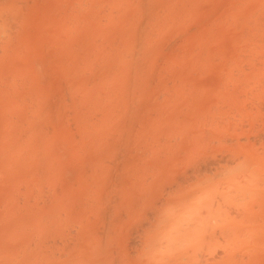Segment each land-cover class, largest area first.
<instances>
[{
  "label": "rangeland",
  "instance_id": "obj_1",
  "mask_svg": "<svg viewBox=\"0 0 264 264\" xmlns=\"http://www.w3.org/2000/svg\"><path fill=\"white\" fill-rule=\"evenodd\" d=\"M41 1H42V0H38V1H36V2L41 4V3H43L44 1H46L47 3L44 2V4H46L45 6L48 7V8H45V6H43V5H41V6H42V8H41L38 4H35V2H33V4H31V5H32V7H35V8L37 9V12H36V11H35V12L32 11V14L35 13V14H33V15H36V14H37V15H38V14L42 15V13H40V12L38 13V9H39V10L42 9L41 11L45 12V13H43V14L46 15V16H45L46 18H44V19L49 20L50 18L47 17V14H49V13H48V12L46 13V11H49V10H50V11H51V12H50L51 14H49V16H52L51 18H53V19H50L48 22L46 21V22H47V25H46V26H45L46 22H42V23L39 22V24H42V25H38V19H39V17H41V16H40V15H39V16H37V15H36V16H32V14L30 15V13H31V9H30V12H27V14H26L27 16H25V18L27 19V17H29L30 20H28V21H31L30 23H34L35 20H36V25H35V24H33V25L38 26V27H42V28H41V29H40V28H37V29H36V28H34V27H29V26H33V25H29V26L24 25V29H26V31H27L28 28H30V30L34 32V35H35V36H38V37H36V40H35V41H37V42H36V44H37L36 46H38L37 48H43V47H44L45 49H47V48H48V49H52V48H49V47H50V45H52V44L54 43V42H53L54 39L57 38L56 35H63V31H65V35H63V36H59L60 39L57 38L58 41L55 40V42H59L61 39H63V40H64V39H67V40H64V41H69V40H70L69 42H71L72 40H75V39H76V41H74L73 43H68V44H70V45H68L69 47H62V49L60 48V47L62 46L61 44L63 43L62 41H60L58 44L54 43L51 47H53V46L56 44V45H55V48L57 47V48H59V49H61V50H63V49H64V50H63L61 53H59L60 50H58L57 53H59V55H58V54H55L56 52H55L53 55L51 54V53H52L51 51L54 52V51H56V49H55V50H54V49H53V50H48V51L46 50L48 53H50V54L52 55V57H50V58H53V57H54V61H52V59L48 58V56H50V54L44 53V55H42L43 52H40V51H43L44 48H43V49H37V48H35V49H37V51H38L39 53H41V54H37V53L35 52V49H34L35 46H32V47H33V48H32L33 50H32L31 52H29V50H30L29 45L32 44V43H30L28 40L33 39V40H31V41H32V42H35V41H34L35 38H31V37H30V36L33 37L34 35H27V34H28V33H27V34H25V35L28 36V37L23 36V37H24V38H23L24 40L27 38V39L25 40V42H24V40H23L24 44H22L23 42H22V43H18V44H22V45H28L29 49H26L25 47H27V46H24V47H22V46H20V45L17 46V43H16V44L14 43L15 40H13V39H11V38H9L8 40H7V39H5V40L3 39L4 32H6V31H7V32H10V33H9V34L7 33L5 37L8 38L9 35H10L9 37H14V36H11V35L13 34V32H14V29L12 28V26H11V27H10V26H5V28H1V27H0V30L3 31V32L1 33V35H0V40H2V41H0V43L3 42V43L5 44V45H1V44H0V49H1V50H0V51H1V52H0V56H1V57H4L3 59L6 60L7 58H6V56H2L3 54H5V51H3L2 49H5V48H6L7 51L10 50L11 52L6 53V54L8 55L9 53H12V50L17 49V51H18V47L20 46V47H22L23 49H22V48L19 49V52H20V50H21V51L23 50L21 53H23L24 51L27 52V53H24V54H22V55H25V54H28V53H32V52L34 51V55H33L32 57H34V56L36 57L37 55H40V58H39V59H41V57H43V58L41 59L42 62H43V61H46V63L44 62V63H42L41 66H40V64H39L40 60H39V59L36 60L35 58H33V59H29V60L26 61V60H25L26 57H25L24 60H25V62H27V63H25L23 60L21 61V57H24V56H19L20 59H18V56H17V55H18V54H17L18 52H16V50H15V52H16L17 55H14V56H16V58H15L14 56H11V54H10V55H9L10 60H9V58H8V61H7V60H6V61L4 60L5 63L3 62V60H0V61H1V62H0V72L3 73V74L5 75V77L7 78L6 81L2 82L3 84L0 82V85H5V84H6L7 87H8L7 90H6L7 92H4V90H3V89L1 88V86H0V89H2V91H0V108H1V109H0V118H2V116H4V118L0 119V122H2V123H0V126H2V128H3V129L0 128V133H2V134L0 135V139H1V140L4 139V140L0 141V149H1V150H0V151H1L0 155H2V157L0 158V162H1V160H3V158H6L3 162H1V164H4L3 166H5V167L3 168L2 165L0 164V169L5 171V170H6L5 168H7V171H6V172L10 171V173H8L7 175L12 174L11 172H13V174H15L16 172H17L18 174H20V176L15 175V176L17 177V180H16V178L13 177V176H14L13 174H12V175H13V176H12V179L10 178L12 181H15V180H16V183H15V182H10V179H9V178H8L9 180H7V181L5 182V179H4V178H6V177H8V176H5V175L3 176V175L0 174V181L3 182V180H4V183H6V184H3V183L0 182V196H1V197H2V196L5 197V198H3V197L0 198V202H2V200L6 199L4 202H2L3 205H2V204H1L2 206L0 205L1 208H3L4 206H6V203H8V202H6L7 199H8V200H11L12 196H15V198L13 197V199H15V200L12 199L11 201H13V204L15 203L16 207H18V208H15V209L17 210V212H18V213L15 214L14 211H16V210H15V209H14V210H11V208L8 206L9 204H12V202L10 201V203L7 205V207H9L8 209L10 210L11 214H10L9 210H8L9 214H8V212L6 213L5 210H4V208H5V207H4L3 210H2V214H4L6 217L1 216V214H0V216H1L0 218L2 219V217H3L4 220H3V219H2V220L7 222V219H6V218H8V220L12 219V218L10 217V215L16 217L20 212H23L22 210H24V209H25V210H24L25 212H23V214H19V215H21V217H22V218H25V219H26L28 216H31V217H29V220H25V221H23L24 219H23V220H19V219H18L19 221H18V220H15V224L11 223V225H14L15 227H17V230H19V231H17V232H20V229H23V230H22V234H20V235H22L23 237H25V236H31L30 238H29V237H25V238H24V241H22V239H23L22 237H17V236H20V235H19L17 232L15 233V231H14V230H16L15 227L12 228V227L10 226V222H13V221H9V222H7V225H6L7 227L4 226V229H5V228H8V227L10 226V227H9V228H11V229H10V232L14 231V232H12V233H14V235L17 234V236H16L15 238H19V241H17L18 239H14L13 235L10 234L9 236H11V237H9V236L6 234V233L9 234L10 232L3 233L2 231H0L1 233H3V234H2L3 236H2V238L0 239V244H1V242H2V239H5V238H9V239H11V238L13 237V238H12L13 241H11V242H10V240H8V239H6V240H8V241L4 240L6 243H11L10 245H9V244L7 245V244L4 243V241H3L2 244H6V245L3 246V245L1 244V246H0L1 249H2L3 247H4V249H6L5 246H6V247L9 246V247L7 248L8 250L6 249V250H3V251H5L7 254L10 253L9 255H12V256H9V255H8L7 258H6V257H4V256L7 255V254H6V253L4 254V252H1V253H2L1 255H4L3 258H6V259H4V263H3V264H5V263L9 264L10 262H13V259L15 260V259H17V258L22 260V258H23L24 255L26 256V258H27L29 261L32 260V259H33V261L36 260L33 264H40V262H41V264H48L49 262H51L50 264H88V263H89V264H91V263H92V264H141L142 261H143L142 264H168V263H169V264H173V263H174V264H185V263H189V260L191 261V263H189V264H204V263L208 264L207 262H210L211 260L213 261V260L216 258V256H215V258H214V255H213V254H215V253L217 252L218 249L214 248V249H216V251H215V253H212V254H211V253L209 254V251H212V247H211V246H210L209 250H207V251H206V249H204V247H205L206 245H207L206 247H208L209 245H212L211 241L209 242L210 244H208V240H212V239L206 238V240H204V242H206L207 244L203 242V245H200V244H197V242L201 243L200 240H202V239H200V238H198V237H191V238H188V239H191V240H188V239H186V240H188V241H192V240L194 239L195 241H192V243H193V242H196V243H194V244H197L199 250H197V249H196L197 246H195V245H193V244H192V245H189V244H188L189 246L186 245V247H189V249H192V246H194L193 249H192V251H191V250H187V251H186L184 248H182L181 245H185V244H184V243H183V244H182V243L180 244V242H184V241H182V240H184L185 237H184L183 233H180V234H179V233H177V232H179V230H181V229H182L183 231H185V230H184L185 227H184V228L180 227V228H181V229H180V228H179V225L182 224V226H183V225L186 226V225H185V224L187 223L186 221H188V219H187V213H186V212L188 211V209H187V206H186V207L183 206V208H185V209L180 208L179 206L176 207V204H178V205H180V204L184 205L183 202L180 203V201H185V199H187V197L185 196V194L183 193V191L185 192V190H187V188H188L189 186H191L193 183H195L196 180H194V179H195L194 176L198 177V175H200V176H203V177H199V178H202V179H203V178H206L205 175H204L205 173L203 174V172H201V173L199 174V173H197V172L193 173V171H192V169H194V168H193V165L197 166V165H199L200 162L202 161V160H201V159H202V155H201V154H203V153H201V151L203 152V151L207 150L208 153H207V152H205V153L207 154L206 156H207V158H208V156L211 157V156H210L211 154L208 155L209 153L214 154V156H216V154H218V153H214V151H212V150H215V149H216L215 151H217L218 147L213 148L214 146L210 147V145H208V146L210 147V150H208L209 147L205 146V143L208 142L207 139H205V140H206L205 143H204V140H202L201 142H202V144H203V143H204V144L202 145V144L200 143V144H201L200 146H198L199 144L197 145V143H198L197 139H195V138L192 139V140H190V139H186L185 141L189 140V141H191L190 143H192V141H193V144L197 141V143L194 144L195 146H194V148H193V149H194V151H193V149H190V148H189V146L191 145V144H189V141L186 142V143H184L183 141L180 143V141H181V139L183 138V136L185 137V136L188 134L187 132H189L190 130H193V131L191 132V134H193V135H192V136H187V137H191V138H193L195 134L200 135L202 132L207 133V135H205V136H208V134H210V133L212 134V132H214V131H216V130H219V129H218L219 127H221L220 129H224L226 132H221V131H220V132L218 133V131H216V133H218V134L221 133L223 136H224L225 133H226V134L229 133V132H227V131H229V130H227V128H228V129H231L232 127H234L235 129H238V128L241 129V128H244V126L246 127L247 125H245V123H246V121H247V120H246L247 118H246V119H244L245 117L242 118V120H245V123H244V124H242L243 122L240 123V121H241L240 119H237V118H240V117H243V116H244L242 113L239 114V112H241V111H239V112H238V110L234 111V112H236V113L238 112V114L241 115V116H238L237 118H234V117L237 116L236 113H235V116H234V115H233V112L231 111L232 113H231V112H230V113H231L233 116L231 115V117H228V116H230V115H229V113L226 114V112H227V111H230V109H234V110H235V109H237V106H238V107H240V108H243V107H244V110H246V111H244V112L247 113L248 110H247V108H246L245 105L248 104V107H249V104H250L251 101H250L249 103H248L247 101L252 100V99H247V98H248L247 96H249V98H251V96L248 95V94H249V89L246 88V89L248 90V92H246L247 90H246L244 93H243V91H240V92L242 93V94H241L242 97H243V95H245V97H247V98H246L247 100L243 97V98H244V99H243V100H244L243 102H244V103L247 102L246 104H244V103L241 104V103H240V105H238L237 103H235V101H233V103H235V104H232V106H235L236 108H234V107L231 108V105H229L228 103H226V105H228V106L225 108V106L223 107V105H224V104H223V100H225V102H226V101H228L229 99H227V100H226V99L220 100L221 98H220L219 96H216V97H219V98H218L217 101H215L217 98L214 97V96L217 95V94H219V92H217V94H216L215 91L205 92L206 94H202V93H204V92L199 93V94H202V95H199V97H201V98L198 99V102H199V101H202V103L199 102V104H201V105L209 104V108H211L210 105H211L212 103H214V102H215V103L217 102V104H219V105H217V106H216V105H212V106H216V107L220 106V108H222V109L224 108V110L227 109V110H225V112H224V110H223V113H224L223 117H226L225 115H227V117L225 118V120H224L223 122H222V121L219 122V121L217 120V119L222 118L221 114L218 112L219 110H217L218 108L216 109V112L219 113V114L217 115V113H214L215 111H213V110L215 109L214 107H213L214 109L211 108L212 110H211V109H210V110L208 109V111H207V107H206L207 105H205V108H206V109H204V106H202V107L200 108L201 105H198L197 102H192V103H191V104L194 105V107H192V106H190V105L187 106V104L190 103V99L193 98V96L191 97V95H192V93L195 92L196 88L199 89V88L201 87V89H202V87H208V91H210V89H212V88L214 87L215 90L218 91L216 88L221 87V86L223 87V86L225 85V83H223L224 85H221L222 82H224V81H222V80H223V79H226V80H227L228 77H230V74H231L230 72H233L232 76L236 73L235 71H232V69L234 70V68H235V70H238L236 66L241 62V61H238L239 58H240L239 55H238V53H240L241 58L243 57L242 54H244V56H245L246 54L251 53V52H245V53H243L242 50L239 51V52H238V51H233V50H235V49L238 50V48H239V47L234 46L235 44H234L233 41H234L235 38H236V40L239 38V37H235V36H237V35H241L240 37H241V38H244V37H242V36H244V34H243V35L241 34L242 29H239V28H245V27H241V26H242V23H244L243 21H241V20H243V18H244V19H248V18H246V17H251V16H253V15L256 16L257 14H259V15H258L259 18H262V17H261V16H262V15H261L262 13H259V10H260V11H263V10H264V9H263L264 5L261 4V2H263L264 0H261V2H256V3H255L256 0H254V1L250 0V3H248V2H249V0H248V1H247V4H248V5L246 4V2H245L244 0H242V1L245 2V4H244V2H243L242 5H243V4L246 5L248 9L246 8V6L243 5V7H241L240 10H239V9H236L237 7H239V6H236V5H237L236 3H239V1H237V2L234 3L233 1H227V0H224V1H223V0H218V1L216 0L217 2H216V1L214 2L213 0H207V1H206V0H205V1H201V0H200V3L197 4V2H199V0H197V1H196V0H193V1H195V2H194L195 4L193 5V7H192V6H189V4H190L189 2H188L187 4H185V3L187 2L186 0H181L179 3H176L177 5H180L181 2H183L185 5H183V4H181V5H183V8H184V9H186L184 6L188 5L187 8L189 7V10H187L186 13L184 12L185 10H183V9H181V11L184 12L185 14H188V11H189L190 14H193V15H191L192 17L190 16V19H189L190 21H192V22L199 21L200 23L203 22V23L206 24V22H208V21L210 20V22H211V23L209 22L210 25H208L209 23H207L206 26H211L212 23L215 22V20H217V21H216L217 24H220L222 21L219 22V20H218L219 18L216 19V17H220V16H218L219 13H221V14H220L221 16H223L222 14H225L224 17H226V16H227V17H230L228 14H226V12H227V11L232 12L233 10H229V9L232 8L233 6L230 7L229 9H228L227 7H225L226 9H228V10H226V9L224 8V9L226 10V11H225V10H223V8H221V7H224V5L230 6L231 4H233V5L236 4V5L234 6V7H235V10L233 11V13H236V12L238 13V11H240L241 13L253 12V11H250L249 9H253L254 6H257V5H258L257 3H259L260 6H263V7H260V6H259V8H256L255 11H258V12H255L256 14L250 13L251 16H246V15H249V13L244 14V15H241V14H240V15H238V14L233 15V14H232L233 16H236V15H237V16H246V17H243V18H242V17H236V18H240V19H241V20H237V22L239 21L238 23H241L240 26L235 25L236 22L233 21L234 19H236L235 17H232V16H231L230 18H228V20H232V21H230L231 23H234V24H231V25H234V26H233L234 28L239 27V28H238V29H239L238 32H231V31L233 30V27H229V28H226V27H225L226 29H230L229 31H227V32L231 33V34L228 33V37L226 36V35H227V34H226V31L222 30V29H223V26H222V29H221L220 25H219V27H218V25H216V27H214V26L212 25V27L216 29L215 32H218V31H219V32H221L220 34H225V35H224V38H225V37H227V38H225V39H223V38H222V39L219 38V37H218L219 34L216 36L217 33H214V32H213V29H212V30L210 29V32H213V33H214V36H216V38H219V39H218V40H219V43L215 42V44H214V41H213L212 43L209 42L210 45L212 44V46L205 47L206 50H208V53H209V54H208V53H205V54H204V52H206V50H203L204 52H203V51H200L201 53H203V54H200V55H205V56H204V57H202V56L199 57L200 55H197V56L194 55V56H196V57L199 58V59L195 58V59H193L192 61H191V59H190V58H192V57H189L190 55L188 56V54L190 53V51H194V50H190V49H193V48H188V46L190 47L191 44H193L192 42H194L195 44H197V42L199 41V39L205 38V37H207V35H208V37H212L213 35L211 34L212 36H209V34H207V32H208L209 30L205 32V30H204L203 28H200V29L205 33V35L207 34L206 36H201L202 38H201L200 36H198L199 39L197 40V42H195V41H194V40H196L195 38H198V37H197V36H196V37H193L192 35H190V34H192V33H191V32H188V33H190V34H189V35H190L189 37H191V38H187V37H188V33L185 32V30H187L186 28L191 27V29H193L194 27H192V25L190 26L191 22H190L189 20H187V21H189V23H186V24L188 25V27H185V30L181 29V28H183V27L180 28V26H178V25H180V24L178 23L177 20H178V19L181 20L182 17L179 16L180 18L177 19V18H176L177 14H176L175 11H174L175 16H173V17H171V18H173V19L175 18L174 20H176V24H178V25H175V29H173V30H168V32H169L170 34L167 33V34H165V36H164V33L161 32L162 37H161L160 40H162L163 42H165V41L168 40L167 42H170V41L172 40V38H173V37H170V35H173L172 32L176 31V32H174V34H175V38H174L173 40H176V39L178 38L177 40H182V41H175V42H174V41L172 40V41H173V45H174V43H176L175 46H177V44H178V45L181 44L182 47H183V46H187V49H189V50H187V52H188V51H189V52H188L186 55H184L185 57H182V58L187 59V58L189 57L186 61L189 60L188 62L191 63V65H193V63H194V64H195V65L193 66V67L195 68L194 71H197V72L200 71V72H199L200 74H201V72L203 73V72L205 71V70H202V69L204 68V66H202V64H204V63H202L203 61H199V62L201 63L200 66H202V68L197 70L196 67H195V66L197 65V63H195V62H196L195 60H196V59H197V60H201V59L203 58L204 61H208L207 58H209V59L211 58V59H212V60H209V61H208V62H210V63L206 62V63H207V66H209V67H207V68H210L211 70H210V69H207V68H204V69H206V73H208V72L211 71V72H213V74H210V73H209V74H207L208 76H204V77H202L203 79H201V77H199L200 74H199V75L196 74L197 72H194V74H195L194 77H196V78H198V79L192 77L193 75H190L189 73H185V71H187V70H185V68H183V69L181 70V71H183L182 73H185L186 75H188L187 77L190 76L189 79H187V80L192 81L191 78L194 79L195 82H194V81H192L193 83L190 82L192 85H194V83H197V85H194L195 87H193L195 90L191 87L192 85L188 84V86L190 87V89H191V90L193 89V90H192V93H191V92H187V93H191V94H189L190 97H187V98H189V100H186V99L183 100L184 97H181V98H180V100H181V99L183 100L182 102H184V101H188V103H185V106H183L184 104H180L181 101L179 100V94H178V93H180V91H182V93L185 94V96H186V92H184V91H189V90H186V89H184V88H182V87H180V89H183L184 91H183V90H176L177 93H175L176 91H173V90H175L176 88H178V86H181L182 83H185L184 81H186V84L188 83L187 80H184V78H187V77H186L184 74H183V76H182V75H181L182 73H180L181 71L179 70V69L181 68L180 65H182V67H183L184 64H188V63H187V62L185 63V62H184L185 60H182L183 62H180V61H179L180 58H179L178 60H174V59H177V58H175L176 56L173 55L174 53H172V51H173V50H172V49H173V46L171 45L172 43H167V42H166L167 44H170L171 46H169V45L166 46V45H167L166 43H165V44H160V45H158L159 43H162V42L159 41V39H157V41H159V43H158V42L156 41V39H154V37H152V35H150V37H152V39H151L149 36H148V37H147V36H144V35H146V34H149V32H150V33H153V35H154V34H155L154 32H156L157 29H158V31H160L161 27H160V28H153V29H154V30H153L154 32L149 30V29H151V28H149V29H146V28L151 27L152 25H154V24H152L154 21H156V22L159 21L158 19H159L160 16L162 15L161 13L159 14L160 16H159V15H155V17H154L155 19H156L157 16H159V18L156 19V20H155L154 18L152 19L153 16L151 15L150 18H151V20L153 21V22H151L152 25H151V26H149V25H148V26H145V25H146V22H148V19H147V16L144 17V15H148V17H149V14H148V13H145V14H144V12H145V11H146V12L152 11L153 7L156 6V5H160L161 2H162V4H161L160 6L163 5V7H167V6H165V5H167V4H165V3H167V2H171L170 0H168V1L165 0L166 2H165L164 0H163V1H162V0L155 1V2H154V6H148V7H150V8H149L150 10H148L147 8L145 9V6H146V5H150V4L153 5V2H151V1H154V0H146V1H150L151 3L144 2L145 0H143V3H145V6H143V4H142V7L145 9V11H144L143 13H141V15H138L141 11H140V12H137V11H138V9H137L136 12H137L138 14H136V16H138L137 18L139 19V21L142 19V20H141L142 23L145 22V23H144L145 25L142 26V27L145 28L144 30H139V29H143L142 27H140L142 24H139L138 20L135 18L136 16H133V15H132L133 13H135V12H134V11H135L134 9H136V6H134V5L140 3L141 1L138 2V0H133V1H136V2H137V3H136V2H135V3H134V2H131V4H133V5H132V8H133V6H134V9H131V8H127V9H126V8H124V6L120 8L121 5H119L118 0H110V1H109V0H102L103 2L106 1V2H112V3H113V1H115V4L117 3L118 6H119V8H118L119 10H120V9H122V10L124 9V12H128V13H126V14H130V13H131L130 15H123L122 17H119V16H118L117 18H122V19H117V20H120V21H124V22H125V21H127L126 19L129 18V17H131V16L134 17L133 19H136V20H137V21H135V20L133 21V19L130 18V19H132V20H128L129 23L126 22V23H128V24H130V25L132 24V26H128V27H127V25H126L127 28H129V27H130V28H131V27H134V29H136L137 27H139V28H137L138 30L134 31V32L139 31V33H137V34H135V33H134V34H133V33H130V32H132V31H130V28H129V29H128V30H129V31H128V35H129V34H130V35L133 34L134 37H136V36H139L140 33L144 32L145 34L142 33V34H144V35H143V36L140 35L139 37H145V38H142V39H144V40H146V37H147V39H149V41L152 40V42H150V45H152V46H156L157 48L160 46L159 48H160L161 50L165 48V47H162V46H166L167 50H168V48H169L170 50H172V51H171V54L169 53V55H168V54H167V51H164V52H163V51H161V50H158L159 48L156 49L155 47H153V48L155 49V51L158 50V51H157L158 53H157V52H154V49H151V50H150V48H148V50H150L148 53H150V52L153 53V52H154V53L157 54L156 56H153V57H152V58L155 57L154 60L157 61V60L160 59V60H159V63H160V64L157 63L158 66H157V65H154V66H156L157 68H156V67L149 66V64L147 63V62H151V61H148V60H146V59H149V60L152 59V58H147V57H151L152 54H151V53H150V54L147 53V57H146V59L143 58V57H145V52L148 51V50H144L143 48L140 49V47H139V46H143V47H145L146 44H147V46H149V45H148L149 42L144 43V44H142V45H137L138 48H137V49H134V47H136V46L134 45L133 42H135V41L137 42V40H135V39H137V38H139V37H136L135 39L131 40V39H129L130 36H128V35L126 34V35H123V36H125L124 38H127V39H125V40H128V39H129V40L133 41V42H131V41H130V42H131V44L134 45V47H132L131 44H129L131 47H130V48H127V46H129V45H128L127 43H126L127 45H125V44H124L125 41H124V43H123V41L120 42V41H121L120 39L123 38V37L121 36L120 33H119L120 35L117 36L119 40L116 39V38H112V36L115 37L116 35H118V34H116L115 32L118 33V32H120L121 30L118 31V30L116 29V30H117V31H116L115 28H112V29L110 28L111 30H110V29H109V30L107 29L108 31H106V30H104V28H102L101 25L98 26V23H97L95 20L99 21V24H100V20H98V19H100V17H102V16H106V15H102V14H104L103 12H104L105 8H106V9H107V8H110V9H109V10H111L110 12H109L108 9H107L108 11L106 10V11H107V12H106V13H107V17H108V15L111 14V15L108 17L110 20H109V19L107 20L106 17H102V18H101V20H102L101 23H103V22H104V23H105V22L108 23L107 21H110L109 24H112V27H117L116 25L113 26L114 21H115V17H114V19H113V17H111V16H113V15H116V16H117V15H119V14L122 15L121 13H119L120 11L122 12V10H120V11L117 10V6L115 7L114 4H112V3H105V4H103V5H104V6H103V5H101L102 2L100 1L101 3H99L100 5L98 4L97 9H98V8H102L103 11H102V12H99V11H101V10L98 9L99 11L96 10L95 12H94V11H91L92 13H89V14H93V13H95L94 16L97 17V18H92V19L94 20V22H92V19L89 20L90 17H93V16H92V15H89L90 17H89V16L85 17V16H86L85 14H88V13H85L84 15H80V17L84 16V17H82V19L85 18V19H83V20H79L78 18H76V19L71 18V20H70V19L66 18L67 16H65V15H67V14H63L62 17L65 18V19H63L61 16H58V17H60V19H58L59 22L56 23V21H53V20L57 19V15H54V14L52 13V12H54V11H52V10H57V9H55V7H53L54 9H52V6L55 5L56 7H58L60 4L65 3L67 0H65V1L62 2V3L60 2V0H59V2H57V3H56L57 0H55V1H54V0H43L42 2H41ZM52 1H54V2H52ZM61 1H63V0H61ZM70 1H73V0H69V2H70ZM116 1H117V2H116ZM126 1H128V3H130V0H126ZM177 1H179V0H177ZM184 1H185V2H184ZM189 1L191 2V0H189ZM219 1H221V3H218ZM251 1H252V2H251ZM20 2H21V1H20ZM48 2H49V3H48ZM50 2H51V4H52V6H49V5H51ZM90 2H96V3H97L98 1H95V0L92 1V0H91ZM90 2H89V0H87V2L84 1V3H83V4H86V6H87V4H88V7H83L84 5H83V6L80 5V6L77 7V5H76V4H75V5H76V7H77L78 9H79V7H83V8H81V9H82V10L85 9V11H86V9L88 10V8L91 10V8H92L91 6H93V4L89 5ZM121 2H123V1L121 0ZM121 2H120V3H121ZM124 2H125V1H124ZM164 2H165V3H164ZM172 2H173V1H172ZM172 2H171V3H172ZM210 2H211V3H210ZM224 2H228V4H229V3H230V4L228 5V4H225ZM15 3H16V2H15ZM58 3H59V4H58ZM125 3H127V2H125ZM128 3H127V4H128ZM158 3H159V4H158ZM163 3H164V4H163ZM171 3H168V4H171ZM240 3H241V0H240ZM254 3H255V4H254ZM8 4H10V3H8ZM13 4H14V2H13ZM17 4H18V5H22L23 2H22V4L19 3V2H18ZM65 4H67V3H65ZM107 4H108V6H105V5H107ZM109 4H111L110 7H109ZM121 4H124V3H121ZM127 4H124V5L127 6ZM140 4H141V3H140ZM140 4H138V5H140ZM174 4H175V3H174ZM174 4H172V5L174 6ZM213 4H214V5H213ZM217 4H218V5H217ZM249 4H251V6H249ZM14 5H15V4H14ZM35 5H36V6H35ZM94 5H95V7H96V4H95V3H94ZM112 5H113V6H112ZM129 5H130V4H129ZM138 5H137V6H138ZM172 5H168V6H169L170 8H172V7H173ZM191 5H192V2H191ZM222 5H223V6H222ZM67 6H68V5H67ZM67 6H66V8H67ZM240 6H241V5H240ZM32 7H30V8H32ZM38 7H40V8H38ZM59 7L61 8V7H63V5H62V6H59ZM90 7H91V8H90ZM103 7H104V8H103ZM111 7H113L114 10H112ZM178 7H179V6H178ZM9 8H10V5H9ZM35 8H33V9H35ZM43 8H45V9H43ZM64 8H65V5H64V7H63L62 9H64ZM66 8H65V9H66ZM156 8L159 9V10H161V12H163L162 10H164V9H161L160 7H156ZM156 8H155V9H156ZM175 8L178 9L176 6H175ZM179 8H180V7H179ZM190 8H192V11H193V12L190 11V10H191ZM194 8H195V10H194ZM243 8H245V9L242 11ZM46 9H47V10H46ZM58 9H59V8H58ZM167 9H168V8H165L166 11H169V10H167ZM173 9H174V8H173ZM232 9H234V8H232ZM258 9H259V10H258ZM66 10H67V9H66ZM66 10H64V12H65ZM129 10H131V11H129ZM236 10H238V11H236ZM246 10H247V12H245ZM253 10H254V9H253ZM59 11H60V10H59ZM85 11H84V12H85ZM118 11H119V12H118ZM153 11H154V10H153ZM166 11H165V12H166ZM172 11H173V10H172ZM194 11H195V12H194ZM223 11H225V13H223ZM62 12H63V11H62ZM66 12H67V11H66ZM89 12H90V11H89ZM96 12H97V13H101L102 16H98V14H96ZM117 12H118L119 14H118ZM165 12H164V13H165ZM169 12H170V11H169ZM169 12H167L166 14H169ZM178 12H179V11H178ZM191 12H192V13H191ZM196 12H197V13H196ZM204 12H206V13H204ZM28 13H29V14H28ZM58 13L61 14L60 12H58ZM108 13H110V14H108ZM114 13H117V14H114ZM150 13H152V12H150ZM156 13H158V12L155 11V14H156ZM171 13H172V12H170V14H171ZM195 13H196V14H195ZM8 14H9V13H8ZM56 14H57V12H56ZM143 14H144V15H143ZM178 14H179V13H178ZM190 14H189V15H190ZM205 14H206V15H205ZM208 14H209L210 17L207 16ZM153 15H154V14H153ZM180 15H182V14L180 13ZM204 15H205V16H204ZM10 16H11V15H10ZM30 16H31V18H30ZM54 16H55V17H54ZM64 16H65V17H64ZM128 16H129V17H128ZM139 16H141V17L143 16V17L146 18L147 20L145 21V20H143L144 18H139ZM163 16H166V17H167V20L170 19V18H168L167 15H162V18H165V17H163ZM169 16H170V15H169ZM171 16H172V15H171ZM182 16L184 17V15H182ZM255 16H253V17H255ZM32 17L34 18V20H31V19H33ZM43 17H44V16H43ZM110 17H111V18H110ZM194 17H195L196 19H195ZM206 17H208V18H206ZM263 17H264V16H263ZM69 18H70V17H69ZM104 18H105V20L103 21ZM124 18H126V19H124ZM162 18H161V19H162ZM184 18L187 19L186 17H184ZM192 18L195 19V20H191ZM204 18H205V20H204ZM220 18H221L222 20L224 19V18H222V17H220ZM256 18H257V17L253 18L254 20H251V22L249 21L251 18L248 19V20H245V21H247L248 23H252V22H253V23L257 24V25H259L260 22H261V23H264V21L262 20V19H264V18H262V19H259V18L256 19ZM44 19L40 18L39 20H43V21H45ZM86 19L90 22L89 24L87 23L88 25H93V23L96 22V24H94L93 27H91V28H92V29H91V30H92V33H91V32H86V31H88L87 29L90 27V26H87V24H85L87 27H85V28L83 27V28L86 30V31H85L84 29H83V30L80 29V28L82 27L81 24H80L81 27H79V26H80L79 24H76L77 27L73 25V26H69V27H73V28H67L66 26H67V25H71V24H69L68 22H66L67 25L62 23L63 20H65V21L68 20L70 23H72V20H74V22L77 20V23H82L83 26H85L83 22H84V20H86ZM173 19H171V20L173 21ZM206 19H207L208 21H207ZM58 20H57V21H58ZM60 20H62V21H60ZM165 20H166V19H165ZM171 20H169V21H171ZM255 20H258L259 22L256 23L257 21H255ZM261 20H262V21H261ZM32 21H33V22H32ZM65 21H63V22L65 23ZM81 21H83V22H81ZM172 21L170 22V24L173 23ZM187 21H186V22H187ZM225 21H226V20H225ZM240 21H241V22H240ZM0 22H1V21H0ZM10 22H11V17H10V21H9V23H10ZM91 22H92V23H91ZM111 22H113V23H111ZM130 22H134V23H138V24L134 25V23H130ZM161 22H164V23H165V22H168V21H161ZM180 22H182V20H181ZM218 22H219V23H218ZM230 22L228 21L227 23H230ZM25 23H26V21H25ZM27 23H29V22H27ZM43 23H45V24H43ZM48 23H49V24L51 23V25H48ZM58 23H59V24H58ZM60 23H61L62 26L60 25ZM106 23H105V24H106ZM115 23H117V21H116ZM122 23H123V22H122ZM164 23H163V25H164ZM174 23H175V22H174ZM182 23L184 24V26H186V25H185V22H182ZM200 23L195 24V26H196V25H199ZM248 23H246V25H247ZM57 24H58V25H57ZM74 24H75V23H74ZM105 24L103 25V27H104V26L107 27V26L109 25V24H108V25H105ZM119 24H120V22L117 23L118 26H120ZM124 24H125V23H123L122 25H124ZM148 24H149V23H148ZM160 24H161V23H159L158 25H160ZM165 24H167V23H165ZM183 24H181V25H183ZM192 24H193V23H192ZM224 24H225V23L222 22V25H224ZM236 24H237V23H236ZM10 25H11V24H10ZM59 25H60L62 28H65V29L67 28V29H66L67 31H68V29H69V30L71 29V30H70L71 32H72V30H73V32H72L73 35H68V33L70 34L71 32H70V31L67 32L66 30H63V29L61 30L62 33H60V30H59L60 27H58ZM63 25H64V26H63ZM133 25H134V26H133ZM137 25H139V26H137ZM156 25H157V24H156ZM168 25H169V24H168ZM168 25H166L167 27L164 25V27H163V32L166 33L165 30H166V28H168V27H172V28H174V26H173L174 24L171 25V26H168ZM201 25H202L201 27H205L203 24H201ZM226 25H227V24H226ZM248 25H250V24H248ZM252 25H253V24H252ZM257 25H255V26H257ZM260 25H263V24H260ZM95 26H97V28H95ZM110 26H111V25H110ZM135 26H137V27L135 28ZM228 26H230V24H229ZM228 26H227V27H228ZM235 26H236V27H235ZM243 26H245V24H244ZM255 26H253V27H255ZM44 27H47V29L44 28ZM51 27H52V28H57V27H58V28H57V30H56V29L51 30V29H49V28H51ZM156 27H159V26H156ZM176 27H177V28H176ZM261 27H262V26H259V27H257L256 29H253V30H259V31H257V32L263 31V30H261V29H262ZM263 27H264V25H263ZM8 28H10V29H8ZM31 28H32V29H31ZM43 28H44V30H46V31H45L46 33H47V32H50V33H51V35H48V36L45 35V36H47V38H45V36H44V37L41 36L42 34H44V33H43L44 31L42 32ZM86 28H87V29H86ZM94 28H95L96 30H94ZM98 28H101V31H100V32H103V30H104V33H101V34H98V35H97V34L94 35L95 32L93 33V31H96V33H97V31H98V33H99ZM108 28H109V27H108ZM121 28H122L123 30L125 29L124 26H121L120 29H121ZM205 28L207 29V27H205ZM218 28H219V30H218ZM251 28H252V27H251ZM258 28H259V29H258ZM2 29H4V30H2ZM7 29H8L9 31H8ZM11 29H12V31H11ZM24 29H23V30H24ZM34 29H35V30H34ZM89 29H90V28H89ZM131 29H132V28H131ZM134 29H132V30H134ZM179 29H181L182 33L180 32ZM196 29H198V26H196ZM196 29H195V30H196ZM200 29L197 30V31H200ZM220 29H221V30H220ZM246 29H250V28H249V27H246ZM30 30H28V32H30ZM37 30H38V31H37ZM39 30H40V31H39ZM112 30H113V31H112ZM147 30H149V32H148ZM151 30H152V29H151ZM178 30H179V31H178ZM193 30H194V29H193ZM195 30H194V32H197V31H195ZM217 30H218V31H217ZM26 31H22V34L24 35V33H25ZM35 31L37 32V34H36ZM52 31H55V33L52 32ZM74 31H75V32H74ZM161 31H162V30H161ZM177 31H178V32H177ZM189 31H192V30H189ZM233 31H234V30H233ZM235 31H236V30H235ZM247 31H248V30H246V31L244 30V32H246L245 35H247V33H250V34H248V35H250V36H251L252 34H254L253 32H255V31H252V30H249V31H251V32H249V31L247 32ZM33 32H31V34H33ZM40 32H42V34H40ZM56 32H59L60 34H58V33H56ZM108 32H109L110 34H109ZM124 32H126V30H124ZM124 32H123V33H124ZM146 32H148V33H146ZM210 32H209V33H210ZM244 32H242V33H244ZM38 33H39V35H38ZM46 33H45V34H46ZM52 33H54V34H52ZM113 33H115V35H112ZM156 33H158V34H155L154 36L157 35L156 37H158V36L160 35V33H159V32H156ZM176 33H177V34H176ZM185 33H186V35H185ZM251 33H252V34H251ZM29 34H30V33H29ZM48 34H49V33H48ZM74 34H77L78 36H83V37H82V40L85 39L86 37H89V38H86V39H88V40H85V42L87 41L86 44H87V45L89 44V46H90V43H92V42H89V40H90L91 38H93V37L96 36V40H99V38H98V37H100L99 35H104V38H102L103 36H101L100 39H101V38H102V39L99 40L98 42H96V44H99L100 41H102L101 43H104V44H101V43H100V46H97V47H99V48H101V49H98V48L94 47V48H96L97 51H96V50H92V49H93L92 47H93L94 44H93L92 46L89 47V48L92 50V51H91L92 53H91V52H88V54L96 55V56H93V57H95V58L90 57L91 55H88V58H89V57L91 58V62H90V60L88 61L87 59H84V58H83V55L86 56V54L83 53V51H82V54H83V55L80 54V56H82V58H80V56L77 55V54H79V52H81V51H79L81 48H83V47H84V48H85V47L87 48V46H86V45L84 46V43H82V42H84V41L81 42L80 40L77 39V38H78L77 35H76L75 38L70 39V38H71L70 36L74 37ZM79 34H81V35H79ZM106 34H108V35H112V36H109V39H106V36H107ZM179 34H180V35L183 34V35H182V36H179ZM194 34H195V33H194ZM197 34H200V33H197ZM201 34H203V33H201ZM234 34H236V35H234ZM7 35H8V36H7ZM13 35H14V34H13ZM53 35H55V38L53 37L54 39H53V38L51 39L50 36H53ZM184 35H185V36H184ZM229 35H231V37H229ZM254 35L256 36L257 33L255 32ZM259 35L262 36V33L260 32ZM259 35H257V38H258L259 41H260L262 38H259ZM263 35H264V33H263ZM1 36H2V37H1ZM85 36H86V37H85ZM126 36H128V37H126ZM176 36H177V37H176ZM178 36H179V37H185V39L187 38L188 40H184L183 38L180 39ZM214 36H213V37H214ZM220 36H221V35H220ZM222 36H223V35H222ZM222 36H221V37H222ZM25 37H26V38H25ZM41 37L45 39V40H43V41H44V44L47 42L45 45H43L42 43H40V42H42V41H41V39H42ZM48 37H49V38H48ZM84 37H85V38H84ZM119 37H120V38H119ZM121 37H122V38H121ZM132 37H133V36H132ZM164 37H165L166 39H165ZM208 37H207V38H208ZM248 37H249V36H248ZM248 37L246 36V39H247ZM253 37H254V36H253ZM29 38H30V39H29ZM124 38H123V39H124ZM163 38H164V40H163ZM169 38H170V39H169ZM229 38H230V39H229ZM250 38H252V36H251ZM250 38H249V40H247L248 42L245 41V43H248V44H251V45H252V44H254V43L257 44V43L259 42L258 40H252V39H255V38H252L251 40L254 41V42L251 43V42H249V41H250ZM14 39H15V38H14ZM47 39H50V42H51L52 40H53V41H52L50 44H48V43H49V40L46 41ZM68 39H69V40H68ZM79 39H81V38H79ZM93 39H94V38H93ZM93 39H91L90 41H92ZM114 39H116V41H112V40H114ZM142 39H141V40H142ZM244 39H245V38H244ZM6 40H7L8 42L11 41L10 43L13 42L12 45H13V46H17V47L14 48V49H9V48H8V45H9L10 43H7ZM38 40H39V41H38ZM107 40L110 41V42H108ZM117 40H118L119 42H117ZM207 40L210 41L211 39H210V40H209V39H205L204 41H205V42H208ZM218 40H217V41H218ZM238 40H240L239 42H242V43H243V40H242V41H241V39H238ZM4 41H5V42H4ZM78 41L81 42L82 44H80V45H83V46H80V45H79V46H80L79 49L77 48L76 50H75L74 48H73V49H70L71 47H76V46H73L72 44H75V43H76V44L78 45ZM94 41H95V40H94ZM104 41H106V42H104ZM146 41H148V40H146ZM172 41H171V42H172ZM183 41H185V42L187 41L188 43H190V45L187 44V43H186V45L182 44ZM225 41H226V42H225ZM227 41H228L229 43H228ZM255 41H258V42L256 43ZM262 41H263V40H262ZM16 42H17V41H16ZM88 42H89V43H88ZM113 42H117L116 45H118V44H120V43H121L120 45H122V43H123L124 46H126V48L124 47V48H125V49H124V48H122V47H117V46H114V45H113L114 47L111 46V48L113 47L112 49H118V48L121 49V48H122V49H124V50H129V52H127V51L124 52L125 54H128V53H129V54H128V57L126 58V59H127V61H126L125 57H126L127 55H124V53L121 54V52H123V51L118 52L119 50H113V52H112V51H110V50H107L108 48H105V49H104L105 51L107 50L106 52L110 51V53H112V55H111V56H113L112 58L115 57V58L117 59V60L115 59L116 61H114L113 64H112L111 62H109L110 67H114L113 69L110 68V67L107 66V65L104 66V67H105L104 69H106V68L108 67V68H107L108 71L114 73V76H118V78H115V79H116L117 82H118L117 85H120L119 87L122 89V90H121V89L119 88V90H118V89H117L118 86H116V85H115V86H116V88H115V87L113 86V84H115L114 82H113V84H112L111 87H110L109 84H111L112 81L114 80V79H113V80H110V78H114V77H112V75H110V78H109V76H107L106 78H104L106 81H105V82H102V83H105L104 85H103L102 83H101V84H100V83H97V84H98L97 87L100 86L103 90H105V93L108 95V97L106 98V97L104 96V94L102 93V91H101L102 89H101V90H98L97 88H95V89H96V90H95V89L93 88L94 82H98V81H99V80L97 81V79H96L97 76H96V78H91V77H93L94 75H93V76H92V75H87V77H85V76H86V73H89V71H92V70H94V69H96L97 72H99V73L102 72V73H100V74H102L103 77H104V75L106 76V73H107V74H110V72H107V71H105V70L102 71L103 66H100L99 64H101V63H103V62H105V61L107 62L106 64H108V60H111V59H112V58L109 59L110 57H107V56H106V57H107L106 59H108V60H106V59L103 60V58H104V55H103V54H105V53H103L104 50H103L102 48L107 47V46L105 45V43H110L109 45H112ZM128 42H129V41H128ZM130 42H129V43H130ZM139 42L143 43V42H145V41H139ZM177 42H179V43H177ZM180 42H181V43H180ZM185 42H184V43H185ZM200 42H201V41H200ZM200 42H199V43H200ZM230 42H232V43H230ZM239 42L236 41V44H238ZM27 43H28V44H27ZM93 43H95V42H93ZM152 43H153L154 45H153ZM202 43H204V42H202ZM209 43H207L206 45H209ZM261 43H262V42H261ZM7 44H8V45H7ZM33 44H34V43H33ZM39 44H41L42 46H40ZM47 44H48V45H47ZM63 44H64V43H63ZM138 44H140V43H138ZM213 44H214V45H213ZM10 45H11V44H10ZM34 45H35V44H34ZM57 45H59V46H57ZM60 45H61V46H60ZM64 45H67V44H64ZM101 45H105V46L102 47ZM193 45H194V44H193ZM198 45H199V44H198ZM201 45H202V44H201ZM201 45H199V46H194V47H195V48H196V47H200L199 49H202L203 47H201ZM251 45H249V46H251ZM258 45H259V44H258ZM1 46H4V48H2ZM122 46H123V45H122ZM202 46H204V45H202ZM238 46H239V45H238ZM241 46L243 47L244 45H241ZM245 46H246V49H247L248 51H249V50H252V49H249V47H248L247 45H245ZM245 46H244V47H245ZM252 46H253V48L256 47V46H254V45H252ZM263 46H264V44H263ZM28 47H27V48H28ZM108 47L110 48V46H108ZM149 47H150V46H149ZM161 47H162V48H161ZM233 47H236V48H233ZM247 47H248V48H247ZM86 48H85V49H86ZM145 48H146V47H145ZM151 48H152V47H151ZM166 48H165V49H166ZM174 48H176L175 50L178 49V50L176 51V52H178L179 49H180L181 47H180V48H178V47H174ZM207 48H208V49H207ZM214 48H216L217 51H216V49H214ZM257 48H258V47H257ZM259 48H264V47L259 46ZM259 48H258V51H259ZM67 49H69V50H75V51H73V52H71V51L66 52ZM85 49H83V50L85 51ZM138 49H139V50H142V51H144V52H141V51L139 52ZM183 49H185V48H183ZM183 49H182V50H183ZM218 49H219V52H218ZM240 49H241V48H240ZM240 49H239V50H240ZM65 50H66V51H65ZM87 50H89V49H87ZM99 50H102V51H103V52H102L103 54L101 55V57H99V55H100L99 53H97V54L95 53V54H94L95 51H96V52H101V51H99ZM170 50H169V51H170ZM182 50H181V51H182ZM196 50H198V49H196ZM196 50H195V51H196ZM214 50H215V52H216L217 54L221 53V55H220V56H218V55H213V54H214V53H213ZM221 50H222V51H221ZM46 51H44V52H46ZM76 51H78L77 54H76ZM89 51H90V50H89ZM130 51H131V53H133V51H135V54H134L135 57H133V54H131ZM152 51H153V52H152ZM253 51H256V49L253 50ZM261 51H263V50L261 49ZM15 52H14V53H15ZM64 52H65V53H64ZM159 52H160V53H165V52H166L165 54H167L168 56L166 57V56H164V54H163V56L158 55V54H160ZM184 52H186V51H184ZM184 52H178V53H176V55H179V54L181 53L180 55L183 56ZM263 52H264V51H263ZM14 53H13V54H14ZM71 53H73L74 55H77V58H76V56L73 55V56L75 57V59H78V58H79V59H78V60H79V64H78V66H79L80 64H81V65L86 64V66H87V65L90 66V68H88V67L85 66L88 70L82 68V69H83V72H85V73H82V74H84L85 76H83L82 74H80V72H81L82 69L79 70L80 68H78L77 64H76L77 67L75 66L76 69H74L73 72H74V71H76V72L79 71V72H78V73H75V72H74L73 74H72V72H70V74H67V77H66V78H64L65 76L60 75V74H59V76H58V75H57V74H58L57 72H59V73H60V72H64V73H65V72H67V71H61L62 69L59 68V67H57L56 69H55V66H54V67H51V66H53V64H54L55 62H58V63L56 64L57 66H61V65L64 66V61H63V60L66 59L65 61H67V59H70V58H69V55H70V57H71V56H72ZM86 53H87V52H86ZM110 53H108V55H109ZM136 53H137V54H136ZM139 53H142V54H144V55H142V54L140 55ZM154 53H153V54H154ZM197 53H198V52H197ZM211 53H212V54H211ZM260 53H261V52H260ZM35 54H37V55H35ZM64 54H68V55L65 56V59H62L63 56H61V55H64ZM191 54H192V53H191ZM210 54H211L212 56H211ZM252 54H253V52L251 53V55H252ZM262 54H263V53H262ZM19 55H20V54H19ZM30 55H31V54H30ZM56 55H58L59 57L56 56ZM123 55H124V56H123ZM180 55H179V56H180ZM207 55H208L209 57H208ZM249 55H250V54H249ZM249 55H248V56H249ZM253 55H255V54H253ZM26 56L29 58V55H26ZM45 56H47V58H45ZM129 56H132V59H133V60H135V59H139L141 56H142V58H143V59L141 58V60H136V61H135L136 63H135V62H132V64H130V65H132L133 68H131V69H133V70H131V69H129V70H131L130 72H134L133 74H135L136 71H140V69L146 67V65H148L149 68H156V69H159V70H161V68H163V69H167V70L169 69V70H171V72L174 71L173 73L167 74V76H168V75H171V77H172V75H173V76H176V75H177V74H176L177 71H179L178 74L180 73L179 75H181V76H177V77H175V78H177V80H176L175 78H172V79H171V77H169V80H165V81H170V79L172 80V81H170L171 83L169 82L168 84H169V86H171L170 88L173 89V90L170 91V89H168V87H164V88H167V89H164V88L162 89V90H164V91L161 92V93H162V97H163V96H164V97L166 96V97H165V99H164V97H163V99H161V98L158 96V97L161 99V100L158 101V102H159V103L162 102L161 104L158 105V102L156 101V100H158L157 98H156V99H153V97H152V92L156 89V90L154 91V93H157V94H158V91H159V90H157V89H158L157 86H162V85H156V84H158V83H156V82H158L157 79L159 80V79H161V78H164V76H165V72H164L163 70L160 71V73H161V72L164 73V74L161 73L162 75H164V76L161 75V76H162V77H161V76H158V75H154L156 72L153 73V71L151 72V73H153V74H149V72H148L147 70H150V69H147V70H146V71H147V72H146V76H152V75H153V76H155V77L157 78V79H156V78H154V77H152V78L148 77V79H150V80H148L149 83L151 84L150 86H152V87H156V88H155V89H152V88L149 86V84L147 83V81H145V82L147 83V86H146V87H148V90H147L148 92H145V94H142V93L144 92L145 89H143L142 91H139V90H138V89H139L138 86L141 85L140 88H146V87L143 86V85H146V84H145V83L136 84V80H137V79L140 80V79H139L140 77H142V78H144L145 80H147V79H146L147 77H143V76H142V75H143V72H145V69H146V68L143 69L144 71L141 70V71H142V74H141V76H140L139 78H137V77L135 78L134 76H133V78H132V76H131L132 73L128 74V75H130L129 77H131V79L128 77V75L125 76V77H128V78H123L124 75H123V77H122V75H121V73H122L121 70H122V69H123V73H128V72H129V71H127V72L125 71V70H128V68L131 67V66H128V65H127V64H129L130 61L132 60L131 57H129ZM138 56H139V57H138ZM158 56H160V58H158ZM215 56H216V57H215ZM257 56H258V53H257V55L254 56L255 58H252V57H251L250 59H253V60L258 59V58H256ZM262 56L264 57V55H262ZM32 57H30V58H32ZM60 57H61V58H60ZM66 57H67V58H66ZM74 57H72V60L70 59L72 64L76 63L75 60L73 61ZM97 57H99V58H97ZM163 57H165L166 59L169 57L170 59H169V60H168V59L166 60V59H164ZM172 57H173V58H172ZM232 57H233L235 60L232 59ZM259 57H261V56H259ZM13 58H14V59H13ZM37 58H38V57H37ZM56 58H57V59H60L61 61H59V60H58V61H55ZM96 58H97V59H96ZM171 58H172V60H174V61H172ZM205 58H206V59H205ZM12 59H13V60H12ZM15 59L18 60L19 62L16 61ZM43 59H47L48 61H47V60H43ZM92 59H93V60H92ZM98 59H101V60L98 61ZM129 59H131V60H129ZM261 59H263V58H261ZM30 60H32V61H31L32 64H31V62H29ZM94 60L98 61L99 63H98V64H95V63H97V62H95ZM133 60H132V61H133ZM142 60L147 61V62H145V63H143L144 61L142 62L143 65L145 64V66L142 67V68H140V65H141V64H140L141 62H140L139 65H138V66H139L138 70H137V69H134V68H135V65H136L139 61H142ZM233 60H234V61H233ZM244 60L247 61L248 58H245ZM253 60H251V61H253ZM258 60H259V61H258V63H259L258 65H260V64H264V63L260 62V59H258ZM263 60H264V59H263ZM10 61H16V62H10ZM33 61L36 62L35 65H34V62H33ZM37 61H39V62H37ZM68 61H69V60H68ZM92 61L95 62V63H93ZM100 61H101V62H100ZM112 61H113V60H112ZM119 61H120V63H121V62H124V63H123V65H125L124 68H126V65L128 66V68L124 70V68L122 67V66H123L122 63H121L122 66L120 65L121 68H119L118 66L115 67V66H114V65L116 64L115 62L118 63ZM125 61H126L127 63H126ZM156 61L153 62V64L156 63ZM176 61H177V62H176ZM190 61H191V62H190ZM193 61H194V62H193ZM211 61H212L213 63H212ZM246 61H245V62H246ZM6 62H7V63H6ZM48 62H50V63H48ZM51 62H54V63H51ZM61 62H62L63 64H61ZM163 62H165L166 64L163 63ZM192 62H193V63H192ZM197 62H198V61H197ZM3 63H4V64H3ZM8 63L11 64V66H10ZM23 63H24V64H23ZM28 63H29V64H28ZM47 63H48V65H51V66H49L50 68L47 67ZM77 63H78V62H77ZM134 63H135V65H134ZM151 63H152V62H151ZM169 63H170V64H169ZM180 63H181V64H180ZM247 63H248V64H247ZM247 63H245V64H246V65H245L244 62L242 61L241 64H243V66L245 65V66L247 67V68H246L247 71H248V72H251V73H256V72L259 71L261 68H263V67H261V68H256V69H258V70H256V72H252V71H249V69H250V67H251V65H249L250 62H247ZM255 63H257V62H255ZM255 63H254V64H255ZM1 64L4 65L3 68H5V69H2V68H1V66H2ZM7 64H8V66H6ZM14 64H15V66H13ZM19 64H22V65H19ZM30 64H31V65H30ZM43 64H45V65H43ZM67 64H68V65H66V67H67L68 71H70V68H68V66H71V65H70L69 63H67ZM167 64H168V65H167ZM198 64H199V63H198ZM214 64H215V65H214ZM235 64H236V65H235ZM241 64H240V66H242ZM17 65H18V66H17ZM24 65H25L26 67H23ZM27 65H28L29 67H28ZM36 65H38V66H36ZM103 65H104V63H103ZM116 65H117V64H116ZM160 65H167L168 67H165V66L161 67ZM188 65H189V64H188ZM191 65H189L187 68H189ZM211 65H212V67H210ZM218 65H220V67H223V68H221V69H224V68H225L224 66L228 67V66L230 65L227 69H224V70H228V69H230L229 74L226 73V71H225V74H222V75H227V74H228V76L225 77V78H222L221 80L218 79V77L221 78V77H220L221 75L216 76L217 73H215V72H218V71H219L218 73L221 72L220 70H218V69H220V67H219ZM222 65H223V66H222ZM227 65H228V66H227ZM247 65H248V66H247ZM9 66H10V67H9ZM19 66H21V67H19ZM31 66H32V67L35 66L34 69H36L35 72H37V74L35 75V78H33V79H35L34 81L29 80V79H31L32 77H34V75H31V74L33 73V70H32L33 68H30ZM63 66H62V67H63ZM138 66H137V67H138ZM179 66H180V67H179ZM185 66H187V65H185ZM205 66H206V64H205ZM215 66H216L217 68H215ZM243 66H242V67H243ZM260 66H261V65H260ZM262 66H263V65H262ZM11 67H12V68H11ZM13 67H17V68H13ZM41 67H42V68H47V69L49 68L48 70H50V71H48L47 69H43V70H42ZM71 67H72V66H71ZM81 67H83V66H81ZM158 67H159V68H158ZM160 67H161V68H160ZM191 67H192V66H191ZM197 67H199V66H197ZM233 67H234V68H233ZM253 67H254V65L252 66V68H253ZM255 67H256V66H255ZM9 68H10V69H9ZM18 68H19V69H18ZM26 68H28V69H26ZM37 68H38V69H37ZM51 68H52V69H51ZM91 68H92V69H91ZM213 68H215L217 71H216V70L212 71ZM252 68H251V69H252ZM12 69H13V70H12ZM24 69H26L27 71L25 72ZM57 69H59L60 71H59V70L56 71ZM63 69H65V67H64ZM67 69H66V70H67ZM72 69H73V68H72ZM72 69H71V70H72ZM89 69H90V70H89ZM156 69H153V70L156 71ZM192 69H193V68H192ZM3 70H4V71H3ZM7 70H8V71H7ZM17 70H18L20 73H21V72H25V74H28V76H29V75L31 76V77H30V76H29V77H26V78H28V79H26V80H28V81H26V83L28 84V83L30 82V85L33 84L32 86L34 87V89L31 90V87L28 85L29 91H28V88H27V91H26V89H23V88H22L23 90H22L20 93H18L17 89H19V88H21V87H24V83H22V82H25V81H24L25 78H24V76H23V75H25V74H22V73H21L23 77H22V78H21V77H18L17 74H14ZM29 70H31V72H29ZM39 70H42L43 73H42V71H39ZM44 70H45V71H44ZM46 70H47L48 72H46ZM116 70H118V71H116ZM172 70H173V71H172ZM189 70H191V68H189L187 72H189ZM208 70H210V71H208ZM239 70H241V72H242V71H243V72H246V71H244L242 68H239ZM239 70H238V71H239ZM10 71H11V72H10ZM14 71H15V72H14ZM54 71H56V72H54ZM86 71H88V72H86ZM120 71H121V72H120ZM165 71H166V70H165ZM175 71H176V72H175ZM191 71H193V70H191ZM8 72H9V73H8ZM45 72H46V75H48V76L53 74V77H51V78H50V77H47L46 75H44ZM49 72H51V73H49ZM103 72H105V73H103ZM234 72H235V73H234ZM241 72H240V73H241ZM1 73H0V80L2 81L3 79H2L1 76H3V75H2ZM7 73H8V74H13V75H10V76H9L10 78H9V77L6 76ZM17 73H18V72H17ZM64 73H62V74H64ZM93 73L96 74L95 71H92L91 74H93ZM139 73H140V72H139ZM139 73H137V74H139ZM147 73H148V74H147ZM166 73H169V72L166 71ZM206 73L204 72L203 74L206 75ZM221 73H222V72H221ZM240 73H236V75H237V74L239 75ZM251 73H250V74H251ZM33 74H35V73H33ZM74 74H75V75L77 74L76 77H75ZM158 74H159V73H158ZM246 74L249 75V73H242V75H246ZM19 75H20V74H19ZM43 75H44L45 77H44ZM64 75H66V74H64ZM71 75H74V77H73V76H72V77H73L74 79H76L75 82H77V80H78V82L81 83L85 88L87 87L86 89H88V91H90V90H92V91H91V92H88V91H86V90L84 89V91H85V92H84V91H83V88H82L83 86H82V87H79L80 85H78V84H77L78 87H76V89H77V88H78V89H77V90H73V89H75L73 86H76V85H70V84H73V83H74V82L69 83V82H70L69 80L73 81V78H68V76L71 77ZM78 75H81V77L83 76V77H84V80H83V78H80V79H79ZM97 75H99V74H97ZM210 75H213V76L210 77ZM36 76H37L38 78H36ZM39 76H40L41 78H40ZM57 76L59 77V78H58V81H60L61 78L63 77V79H67L68 82H65V81L61 80L60 82H62V83L64 82L63 86L61 85L62 83H60V84L58 83V84L61 85L62 87H61V86L59 87L58 84H54V85H52V86H49V87H54V88H47V89H45V88H46L45 86L48 85L47 80H48V79H52V80H53V78H54V77H57ZM88 76H89V79H88ZM90 76H91V77H90ZM99 76H101V75H99ZM135 76H136V75H135ZM138 76H139V75H138ZM201 76H203V75H201ZM214 76H216V77H214ZM251 76H252V74H251ZM5 77H4V78H5ZM159 77H160V78H159ZM222 77H224V76H222ZM233 77H234V76H233ZM240 77H241V76H240ZM247 77H248V76H247ZM255 77H256V75H253V76H252V79L255 78ZM19 78L21 79V81H20ZM85 78H86V79H85ZM99 78H100V82H101V81H102V80H101V77H99ZM107 78H109V80H108ZM167 78H168V77H165V79H167ZM179 78H181V79L183 78L182 80H184V81H180V82H182V83H180V84L178 85ZM207 78H209V79H207ZM211 78H212L213 81L211 80ZM230 78H231V77H230ZM234 78H235V77H234ZM248 78H251V77H248ZM11 79H12V80H11ZM18 79H19V80H18ZM38 79H40V80L42 79L41 82H40V84H42V85H39V83H38L39 80H38ZM44 79H46V80H44ZM55 79H57V78H55ZM81 79H82V80H81ZM87 79L90 80L89 82H91V83L93 82V83H92V84L87 83V82H86ZM91 79H95L96 81H93V80H91ZM104 79H103V80H104ZM124 79H127L126 81H128V82L132 80L131 82H129L130 84L127 83V85H132V84H134V85H133V88H131L132 86H128V87H126L127 85H126V81H125ZM128 79H130V80H128ZM154 79H156V81H154ZM174 79H175V81H173ZM205 79H207V80H205ZM214 79H216V80H214ZM241 79H245L244 76L241 77ZM4 80H5V79H4ZM8 80H9V81H8ZM16 80H17V82H16ZM43 80H44L45 82H43ZM67 80H66V81H67ZM138 80H137V81H138ZM142 80H143V79H141L140 82H142ZM151 80H152V81H151ZM161 80H162V79H161ZM197 80H198V81H197ZM203 80H205V81H203ZM219 80L221 81V84H219V83H220ZM234 80H235V79H234ZM234 80H232V81H234ZM250 80H251V79H248V81H250ZM109 81H110V82H109ZM150 81H151L152 83H151ZM162 81H163V80H162ZM196 81H197V82H196ZM199 81H200V82H199ZM207 81H208V82L211 81V82H210V83H206ZM227 81H228V82H227ZM227 81H225V82H227V83H228L227 85H229V83H230L231 81H229V79H228ZM243 81H245L246 84L248 83V81H246V80H243ZM11 82H13V83H11ZM20 82H21V83H20ZM31 82H32V83H31ZM42 82H43V83H42ZM48 82H52V81L48 80ZM55 82L57 83L56 80H55ZM107 82H108L109 84H108ZM132 82H133V83H132ZM138 82H139V81H138ZM138 82H137V83H138ZM159 82H161V81L159 80ZM212 82H213L215 85H217V84H219V85L215 86ZM241 82H242V81L239 82V80H237L236 84H237V83H241ZM26 83H25V84H26ZM36 83H38V84H36ZM44 83H45V84H44ZM65 83H66V84H65ZM131 83H132V84H131ZM200 83H203V84H200ZM21 84H22L23 86H21ZM51 84H53V83H49V85H51ZM68 84H69V85H68ZM87 84H88V86H89V85H91V86L88 87ZM99 84H100V85H99ZM154 84H155L156 86H154ZM159 84H162V83H159ZM212 84H213V86H212ZM231 84L236 86V84H234V83H231ZM231 84H230L229 86H231ZM241 84H242V85H240V87L245 88V87H243V84H244V83H241ZM10 85H11V86H10ZM36 85H37V89H36V87H35ZM56 85H57V86H56ZM107 85H108L109 87H108ZM164 85H166V83L163 84V86H164ZM200 85H202V86H200ZM205 85H207V86H205ZM210 85H211V87H210ZM220 85H221V86H220ZM18 86H21V87H18ZM67 86H71V87H67ZM103 86H105V87H103ZM112 86L114 87V90L117 89L116 94L119 96V97H117V98H119V99H117V98L115 99L114 97H113L114 99L111 98V97H112V93H110V91L113 90V89H112ZM135 86H137V87H135ZM197 86H199V87H197ZM40 87H41V88H40ZM55 87H57L56 90H57L58 92H52L53 89L55 90ZM91 87H92V89H91ZM183 87L188 88V87H186V86H184V85H183ZM240 87H238V88H240ZM247 87L249 88V86H247ZM11 88H12V89H11ZM14 88L16 89V91H15ZM24 88H25V87H24ZM42 88H43V89H42ZM63 88H64V89H63ZM70 88H71V89H70ZM106 88H108V89L110 88L111 90H106ZM127 88H129V89L127 90ZM137 88H138V89H137ZM150 88H151V89H150ZM214 88H213V90H214ZM224 88H225V87H224ZM4 89H6L5 86H4ZM10 89H11V90H10ZM35 89H36V90H35ZM38 89H39V90H43V91H41V92H43V94H41V92H40ZM44 89H45V90L51 89L52 91L49 90V91H47V93H49V92H51V93H50V94H45L46 92H44V91H45ZM60 89L63 90V91H61ZM79 89H81L82 91L80 90L81 92L77 93ZM89 89H90V90H89ZM132 89H133V90H132ZM146 89H147V88H146ZM159 89H161V88H159ZM201 89H199V90H201ZM204 89H205V88H204ZM219 89H220V88H219ZM221 89H222V88H221ZM230 89H231V91H232L233 93L230 92V91H225V90H228V89L226 88V89H224V91L222 90V93L225 92L224 95H222V96H226L225 94L228 93V92L230 93V94L228 93L230 96H231V95L234 96V92L237 91V90L233 91L234 88H232V87H231ZM230 89H229V90H230ZM240 89H241V88H240ZM33 90H34V91H33ZM59 90H60V91H59ZM70 90H71V91H70ZM134 90H135V92H136V91H139V93L136 92V93H134V95H133L132 92H133ZM151 90H152V92H151ZM167 90H169V91H168L169 94H168V92H166ZM199 90H198V92H199ZM238 90H239V89H238ZM241 90H244V89H241ZM12 91H13V92H12ZM19 91H20V90H19ZM23 91H25V92H24L25 94H28L30 91H31V92H35V93H40L39 96H37V97H40V95L42 96V95H44V94L47 95V97H49V99H45V97H43V98L41 97V98H42L44 101L49 100V101L51 102V103H50V106L52 105V107H49L47 104H46V106H48L49 109L52 108L53 111H56V110L58 109V106L61 105L60 109H62V110L64 109V110H63L64 112H69V113H64V112H63V113L65 114V117H63V118H66V117H67L68 119H69V116L72 114L71 111L73 110V109H70V111H68L69 108H70V107L68 106L69 104H71V106H73V108L76 107V106L81 108V106H84V105H82V103H83V104H88V101H89L90 104H91V108H96V107H92V102H91V101H93V100H95V99H93V100H90V99L86 100L87 96L90 97L91 95H93V97H94V96H95V97L97 96L99 99H101V100H99V101H102V102H93V105H94V103H95V104L97 105V107H98L96 110H95V109H91L92 111H94V113H93L92 111H90V109H89L90 113H88L87 116H88V115H89V116H92V115H93L91 118L85 116V117L87 118V120H85L83 117H84V112H85L86 110H85V109H82V110H85V111L82 112V113H83V115H82L83 117H82V116H81V117H76L77 119H73L74 121H70V122H75L74 124H73V123H70V124H72V125L67 124V126L70 125V126H73V127H74V126L76 125V122L79 121V119H80V121H79L80 124H78V126H76V127H79V125H81V124H83V126H84V127L81 126V127H83L82 129L79 127L80 129H78V130H77L76 127H75L76 129H75V128H72V127H69V129L71 128L70 132H67L68 129H63L64 132H66V134H69V135H68V138H69V137H70V138H69L68 140H66L67 138H65V137H67V136H65V137H64V136H61L60 138H59V137L57 138V136L62 135V133L65 134L64 132H62V128H61V127L65 126L64 124H61V125H63V126L60 125V128H58V125H53V126H51V127H54V126L56 127V126H57V129H58V130L56 129V131H58V132L55 133L56 136H55V135H51V133H52V128L49 127V125H46V124H45V128H46V127H49V129H51L50 132H48L49 134H48L47 132H45L44 130H42V132L47 133V134L45 135V137H46V139H48V140H46L45 137H43L44 134L41 135V138H40V137L37 138V136H39V135L36 136V135H35V131L32 132L34 128L31 129L32 131H29V129H27V130H28L27 133H32V136H30V137L33 138V141H34L35 143H37V142L39 143V140H40V139H45V141L48 142L49 145H47V143L45 142L44 146H48V148H50V149H48V148L42 146V144H40V143H44V141H42V142L39 143V144H40V147H42V148H44V149H40V148L38 147L39 145H37V148H39L40 150H43V151H46V150H45V148H46L47 151L49 150L50 152H51V149L53 148V149H52V152H53V153H51V155H53L54 159L57 158L58 156H60L59 159H61L62 157H63L64 159H66V157L70 158L71 155H75L74 158H72V160L67 159L68 162H69L68 166L72 165V166L70 167L71 170H67L68 168H66V167H67V166L65 165L66 162L64 161L63 158H62L63 160L61 161V162H63V165H61L62 163L60 164V163L57 161L58 159H55L54 161H51L53 158H50L51 156H50L48 153H46V155L48 154V155L50 156V157L48 156L46 159H51V160H50L51 163H49V162H48L49 160H45V157H46V156H44V153H45V152L42 153V151L40 152V151H38L37 148L34 147L35 149H37L36 151L39 153V155L42 154V156H44V158L41 159L42 156H39L38 153H36L35 150H32L33 148H28L29 145L26 147L27 144H26V145H23V144H25V143L32 142V141H30V140H27V138H26V136L29 137L30 134L25 135V132H24V131H23L24 134H23V132L20 133V131H19V130H23V129H26V128L18 129V128H21L20 126H23L22 122H25V123H26V124H24L23 127H25L26 125H28V128H30L29 125H31V124H28L29 122H27V120H28V119H31L32 117H31V118H27V116H25V115L27 114V113H25V112L27 111L26 107H28V104H27V103H29V98H33V97H34L33 99H37V100H35V101H39V98H35V96H34V95H38V94H33V93H31V92H30L31 95L33 94V96L30 95L31 97H28V99H27L26 101H24V102L26 103V105L23 104L24 102L19 103V102H18L19 100L13 99V96L17 95L16 97H18V96L21 95V96H23L22 98H20V102H21L22 99H23L24 97L26 98V95L23 93ZM75 91H76V93H74ZM96 91H101V92H96ZM106 91H109V92H106ZM125 91L127 92V94L125 93ZM196 91H197V90H196ZM202 91H207V90H202ZM2 92H4V93H2ZM10 92H11V95L8 96ZM14 92H15L16 94L13 95ZM26 92H27V93H26ZM61 92H65V93H62V94H65V96H68V95L70 96L71 94H72L73 96H70V97L68 96V98H67V97L65 98V96H63L62 99H61V98H59V97L62 96V95L58 96V94H60ZM82 92L87 93V94H86V95H83V94H81ZM92 92H96V93H94V94H90V93H92ZM140 92H142V93H140ZM171 92H173V94L175 93L176 96H175V94L172 96V95H171ZM5 93H7V94H5ZM22 93H23V94H22ZM52 93H53L54 97H56V98H52L53 96L50 97ZM55 93H57V94H55ZM98 93H101V94L98 95ZM109 93H110L111 95H110ZM129 93L132 94L131 96L129 95L131 100L134 99L136 96H137L138 98L143 97L144 95H145V96H144V98H140V99H142V100H139V99L136 97V98L139 100L138 102H140V103H138V102L136 101L137 103L134 104L135 102H133V101L136 100V99H134V100L131 102V100L128 99V96H127ZM182 93H180L181 96H183ZM211 93H212V94H211ZM237 93H239V92H237ZM75 94H80V95H82V96H80V95L77 96V95H75ZM95 94H96V95H95ZM114 94H115V93H114ZM137 94H138V95H137ZM207 94H210V95H212L213 97L210 96V95H207ZM214 94H215V95H214ZM235 94H236V93H235ZM24 95H25V96H24ZM45 95H44V96H45ZM48 95H49V96H48ZM89 95H90V96H89ZM154 95H155V94H153V96H154ZM158 95L161 96L160 92H159ZM169 95H170V96H169ZM177 95H178V96H177ZM187 95H188V94H187ZM193 95H197V94H193ZM246 95H247V96H246ZM2 96H3L4 100L6 99L5 102H3V101H4L3 99H1ZM21 96H20V97H21ZM27 96H29V95H27ZM84 96H86V98H82V97H84ZM115 96H116V95H115ZM132 96H133V97H132ZM149 96H150V97H149ZM156 96H157V95H155L154 98H155ZM174 96H175V97H174ZM206 96H208V97L205 98ZM227 96H228V95H227ZM230 96H228V97L230 98ZM236 96H237V98H236V97H233V99H238V98H239L238 101H240V100L242 99V98L240 99V97H238V95H236ZM11 97H12V98H11ZM74 97L77 98V99H75ZM79 97H80V98H79ZM97 97H96V98H97ZM167 97H168V98H167ZM171 97H172L173 99H172ZM176 97H177V98H176ZM18 98H19V97H18ZM91 98H92V97H91ZM120 98H121V100H120ZM146 98H147V101H146ZM169 98H171V99H169ZM195 98H197V97H195ZM211 98H212V99H211ZM33 99H30V102H31V103L33 102ZM51 99H52V100H51ZM53 99H56V100H59V101H57L56 103L52 104V102L55 101V100H53ZM60 99L63 100L64 103L61 102ZM66 99H68L69 101H70V100H71V101L75 100V101H77V103H74V102H73L74 104H73V103H69L68 100H66ZM72 99H73V100H72ZM79 99H80V100H79ZM107 99H110V100H108V102H107ZM177 99H178L179 101H178ZM209 99H210V101H209ZM230 99H231V101H232V98H230ZM43 100H41V101L38 102V103H37V102H34V106H32L31 103H29V104H30V107H32L33 109H35L34 107L38 108V107L42 106V104H44V103H46V102L42 103L41 105H38V104H40L41 102H43ZM64 100H65L66 102H68V104H67ZM150 100H152V101H150ZM153 100H154V101H153ZM162 100H163V101H162ZM167 100H169V101H167ZM172 100H173L174 102H170V101H172ZM204 100H207V101H206L207 103H205ZM212 100H214V101H212ZM245 100H246V101H245ZM49 101H47V102L49 103ZM71 101H70V102H71ZM95 101H97V100H95ZM141 101H143V103H144V102H145V103L143 104V103H141ZM164 101H165V102H164ZM191 101H192V100H191ZM195 101H197V99H195ZM231 101H230L229 103H231ZM6 102H7V104H6ZM58 102H60V104H58ZM78 102H79V104H78ZM80 102H81V103H80ZM85 102H86V103H85ZM104 102L107 103L108 105H110L111 107H114V106H115V107H114V108H111V107H108V105H107V107H103V105L106 106L105 104H103V105H101L102 108H100V107H99V106H100L99 104H102V103H104ZM109 102H111V103H113V102H114V103H115V102L117 103V102H118L119 106H118V105H115V104L112 105L111 103L109 104ZM146 102H147V103H146ZM148 102H151V103H148ZM156 102H157V103H156ZM167 102H169V103H167ZM219 102H220V103H219ZM4 103H5V104H4ZM61 103H62V104H61ZM65 103H66V104H65ZM98 103H99V104H98ZM155 103H156V104H155ZM170 103H172L174 106H176L175 104L177 103V106L173 108V107H172L173 105L170 104ZM178 103L180 104L179 107H178V105H179ZM194 103H196V104H194ZM1 104H2V106H1ZM18 104H19V105H18ZM20 104H21V105L23 104V105H22L23 107H21ZM64 104L67 105V106H65ZM80 104H81V106H80ZM124 104L127 105V106H124ZM133 104H134V106L132 107ZM138 104L140 105V107L142 106L141 108H143V111L140 110ZM146 104H147V107H150L149 109H151L152 106H153L154 104H155V105H158V106H155V107H159V109H160V108H163L164 111H165V109H168V110H167L168 113H165V112H164L165 115H167V116L163 115V116H165V117H163L162 115H160V113H159L160 110H156L157 108H156V109H153V108H152L153 110H156V111H157V112L155 111V113H154V111H151L152 109L149 111L151 117H154L155 115H158V116H156V117L162 116L161 118H164V119H161V120H163V122H164L165 119L167 120V123H166V124H168V125L162 123V125H165L164 128H165L167 131H166L164 128H162V129L160 128V127H162V126H160V123H161V122H158V121H160V120H158V121L156 120L157 122L155 121V119H158V118H155V119L151 118V120L149 119V117L147 116V114H149V113H147V114L145 113V111L148 112L147 110H149V109H146V108H147V107H146ZM162 104H163V105H162ZM53 105H55V106H54L55 109L53 108ZM136 105H137V106H136ZM166 105H167V106H166ZM171 105H172V106H171ZM242 105H243V106H242ZM10 106H11V107H10ZM12 106H13V107H17V108H13ZM64 106H65V107H64ZM89 106H90V105L88 104L87 107H89ZM117 106H118V107H117ZM129 106H130L131 108H133V110L136 111L137 113L142 112V114H145L144 118L146 117L145 119L148 120V123H147V121H146L144 118L141 119V121H145V123H143V124H142L141 121L137 122V121H138V118H137L136 121H131V120H130V121H131V122H130V121H129V118H131L132 120H135L136 117L139 116V114L137 115L136 112L131 111L132 109H130V111H127V110H129L128 108H127L125 111H123L126 107H129ZM163 106H164V107H167V108L164 109ZM189 106L191 107V109H193V108H195V107H196V108L198 107L197 109L200 108V110H196V109H194V112H195L194 114H196L197 117H199L200 115H201V116L203 115V117L205 118V117H207V116H204V115H206L207 112L213 111V113H211V114H214L213 116H210V115H211L210 113H207V114H210L209 116H210V117H213V119L216 120L217 122H216V121H215V122H210V123H212V124H210L209 121L204 122V121H206V120H204V121L199 120V121H198L197 119H199L200 117H199V118H196L194 115H192V116L196 119L195 121H194L193 119H189V118L192 117L191 114H192V112H193V111L191 110V114H190L189 109H187V107H189ZM229 106H230V107H229ZM43 107H45V105H43ZM66 107H68V108H67L68 110H65ZM77 107L75 108V111H76V109H80V108H77ZM116 107H117L118 109H117ZM120 107H121V108L123 107V109H120V110H122V113H121L120 110H119ZM134 107H135V108H134ZM155 107H154V108H155ZM181 107L184 108V110H181V109H180ZM7 108H8V109H7ZM28 108H29V107H28ZM32 108H30V109H32ZM104 108H111L110 110L114 109V111H115V108H116L117 110H119L118 113H117V111L114 112L115 114L117 113V115L115 116V117H117V118H115V117H114V118H115L116 120L119 118L118 121H120V122H118V121H116V122H117V123H120V125H121L120 127H122V128H120V129L118 128L119 130H113V131L110 130V129H112L114 126H115V127H116V126L119 127V124H117V125L114 124V123H116V122L114 121V118H113L112 120H109V118H108V121H111V122H110V123H107V122H106V121H107V120H106L107 118H105V117H107V116H108V117H109V116H110V117H113L115 114H114V113H113V115H107V114H106V115H104V116H105V117H104V116H103V113H105L104 111H106ZM175 108L179 109V110H178L179 112H177V110H173V109H175ZM185 108H186V109H185ZM202 108H203V109H202ZM6 109H7V110H6ZM9 109H10L11 111H10ZM40 109H41V108H40ZM42 109H43V110H48V109H45V108H42ZM99 109H101V111H99ZM222 109H220V112L222 111ZM23 110H25V111H23ZM36 110L38 111L37 116H39L38 114H43L42 116H44V117L46 116V114H44L45 111H42L43 113L39 112L38 109H35V111H34V110H32V111H33L34 113H36ZM58 110H59V109H58ZM163 110L161 111V114L163 113ZM172 110H173V111H172ZM185 110H188V112H186V113L183 114V115H187V114H189V116H191V117L186 116V117L184 118V120H187V121H188V124H189L190 121L192 120L191 122L194 121L193 123H194L195 125H197V126H203V128L200 127V128L203 129V130L208 129V131H209V130L215 128L217 125H219V126H217L218 128H217L216 130H211L212 132H211V131H209V132L202 131V132H201V129L199 130V129L197 128V126H195V127L191 126V127H193V128H190L189 125H191V124H189V125H188V128H189L190 130L188 131V129L186 128L187 125L184 126V124H187V123H184V122H183V124H181V122H180V121H183V120H180V121H179V120H173V121H175V122H174V125H175V123L180 122V124H181V125H180L181 129H180V127H177V125H179V124L177 123V125H175V127H172V129H174V131H172V130H171V126H172V125L169 124L170 121H171L172 119L183 118V116H182V115H179V113L182 114L181 112H184ZM18 111H19V112H18ZM28 111L30 112V110H28ZM50 111H51V110H50ZM53 111H51V112H53ZM75 111H73V113H74ZM89 111H88V112H89ZM97 111H99L100 113H96ZM174 111L177 113V115L175 114ZM199 111H200V112H199ZM204 111H205V114H202V112H204ZM3 112H4V113H3ZM6 112H8V113H6ZM22 112H23V113H22ZM51 112H50V113H51ZM76 112H77V111H76ZM78 112H80V110H78ZM106 112H109V109H108ZM127 112H131L132 115L134 114V116L132 117L131 113H127ZM143 112H144V113H143ZM151 112H152V113H151ZM173 112H174V113H173ZM20 113H22V115H21ZM45 113H46V112H45ZM50 113H49V114L47 113L48 116H49V115H52V116L47 120L46 123H50V125H51V124H54V123L50 122V120H51V118L53 117L54 114H50ZM86 113H87V112H86ZM101 113H102V115H101ZM119 113L122 114V116H121ZM125 113H127V114H125ZM153 113H154V114H153ZM164 113H163V114H164ZM171 113H172V115L168 118V116H169ZM246 113H244V114H246ZM8 114H9V115H8ZM14 114H16V115H18V116L14 115ZM66 114H67V115H66ZM123 114H125V115H127V116H125V115H123ZM174 114H175V115H174ZM34 115H36V114H34ZM96 115H97L98 117H96ZM129 115H131V116H129ZM150 115H149V116H150ZM173 115H174V118H172ZM178 115H179L180 117H179ZM11 116H13V118H15L14 116L19 117L21 120L18 119V118H15V119L11 118L12 120H11V119H8V117H11ZM20 116H22V117H20ZM32 116H33V114H32ZM72 116H73L72 118H75V114H73ZM123 116H125V117H123ZM245 116H247V115H245ZM23 117H25L24 120H23ZM29 117H30V115H29ZM46 117H47V116H46ZM99 117H101L102 119L104 118V119H105L104 122H106V123L103 122L104 124L102 123L103 125H101L102 120L99 119ZM126 117H128V121H126ZM193 117H192V118H193ZM203 117H201V119H202ZM215 117H216L217 119H215ZM26 118H27V119H26ZM36 118H37V117L35 116L34 119H36ZM67 118H66V119H67ZM72 118L70 117L69 120H72ZM167 118H168V119H167ZM171 118H172V119H171ZM208 118H209V117H208ZM231 118H233V119H231ZM3 119H4V120H3ZM6 119H7V120H6ZM38 119H41V116L38 117L36 120H38ZM46 119H47V118H46ZM46 119H43L42 122L45 123ZM66 119H65V120H66ZM68 119H67V121L63 120V121H61V122L68 123V121H69ZM81 119H82V121H81ZM89 119H93V120H91V121H92V124H93L94 121H95V122H98V123H100V124L94 123L93 125H92V124L90 125V122H88V121H90ZM98 119H99V120H98ZM159 119H160V118H159ZM228 119H229V120H228ZM230 119H231V120H230ZM9 120H10V121H9ZM15 120H17V121H15ZM22 120H23V121H22ZM25 120H26V121H25ZM52 120H54V119H52ZM139 120H140V118H139ZM152 120H154L155 122L152 123ZM202 120H203V119H202ZM209 120H210V119H209ZM220 120H222V119H220ZM236 120H237V121H236ZM3 121H4V122H3ZM12 121H15V122L17 123V124H16L17 126H15V122H12ZM19 121H21V122H19ZM54 121L56 122L55 124H57V123H61V122H57V120H54ZM196 121H197V123H196ZM210 121H213V120L211 119ZM227 121H229V122L232 121L231 123H233V124L236 123V122H239V123H240V125H239L240 127L236 126V125H238V123H236V125H232V124H231L232 127L229 128V127H230V126H229L230 123L227 122ZM234 121H235V122H234ZM31 122H33V124H35V123H34V120L31 121ZM31 122H30V123H31ZM42 122H40V123H42ZM81 122H82V123H81ZM121 122H122V123H121ZM134 122H136V123H141L142 125H146V123H147V125H149V128H151V129L153 130L154 134H153V133H150V132H149V134H151V135L146 134V133H143V130L140 131V129L142 128L141 124H138L139 126H137V128H136V125H137V124H134ZM165 122H166V121H165ZM200 122H201V123L203 122V125H198V123H200ZM218 122H219V124H218ZM226 122H227L228 124H227V125H223V124H225ZM3 123H7V124H4V125H3ZM18 123H20L21 125L18 124ZM40 123H39V121L37 122V125H35V126H36V127H35V130H38L37 127H39V129L42 128L41 126H42L43 124H40ZM87 123H89V124H87ZM111 123H112V125H114V126H112V127L110 126V128H109L108 126H105V124H108V125H109V124H111ZM129 123H130V126H131V124H134V125H132V126H133L132 128H135V129H131V127H129ZM155 123H159V125H158L159 128H158L157 126H156V128H155V127L152 125V124L155 125ZM171 123H172V122H171ZM193 123H192V124H193ZM207 123H209L210 125L207 124ZM213 123H215V124H217V125H215V124H213ZM38 124H40V126H38ZM96 124H97V126H99V127H96V128H98V129H99L100 127L103 128V126L109 128L108 130L105 129L106 131H103V130H102L100 133H102V132H103V133H105V132L108 133L107 131L110 130V132H113V133H110V134H112V135H111L112 137H113V134L115 135L116 133H118V132H116V131H121V129L123 130V132L121 131L122 134H121L120 132L118 133V134H121V137L117 136V137H114L115 139H113V138L111 139V136H110L109 140H111V141L114 140L115 143L113 144V143H112L113 141H112V142L109 141L110 144H104V147H107V151L104 150L105 148H103V147H101V146H99V147H101V148H99V147L96 148V146H94V145L97 143V142L95 143V141L103 142V141H101V139H104V138L107 139V140H104V141L108 142V137H107V136L110 135V134H106V135H101V136H100V135H99V131H100V129H99V131H97V133H95V130H94L93 133L98 134V136L102 137L101 139L99 138V140H96V139H92V138H95V137L97 138V136L94 135V134L91 133V132H88L89 129H91L90 131H92V130H93L92 128H94V125H96ZM10 125H12L13 127H12V126L9 127ZM18 125H19V126H18ZM89 125H90V126H89ZM122 125H123V126H122ZM156 125H157V124H156ZM174 125H173V126H174ZM207 125H209V126L213 125L214 127L211 126L212 128L209 129V128H206V127H205V126H207ZM220 125H221V126H220ZM243 125H244V126H243ZM31 126H32V125H31ZM43 126H44V125H43ZM88 126H89V127H88ZM91 126H93V127L90 128ZM140 126H141V127H140ZM182 126H184V127H182ZM32 127H33V126H32ZM138 127H140V128H138ZM145 127H146V128H145ZM237 127H238V128H237ZM9 128H10V129H9ZM15 128H17V131H14V130H13V129H15ZM63 128H66V126L63 127ZM88 128H89V129H88ZM96 128H94V129H96ZM129 128H130L131 130H130ZM144 128L147 129V131H150V129L147 128V126H144ZM184 128L187 129V130L185 131ZM194 128H197L196 131L199 130V132H201V133H199V132L195 133L196 131L194 130ZM204 128H206V129H204ZM6 129H8V131H7ZM72 129H74V131L77 130V131H76L77 133H75L74 131H72ZM83 129H87V132H86V130H85L84 132H86L87 134H88V133H91V134H92L93 136H95V137H91L92 135H90V134H88V135L86 134V135H85L86 137H85V136H83V133H84V132H80V133H82V134H81L82 137H84V138H86V139H90V140L83 139L82 137H81V138H77V137H80V136H81V135H79L80 133H78V131H80V130L83 131ZM116 129H117V128H116ZM136 129H137L138 131H140V133H138V131H137ZM156 129H158V130H156ZM163 129H164V132H166L167 134H166V133H163V132H160V130H163ZM182 129H183V130H182ZM239 129H238V130H239ZM10 130H12V131H10ZM154 130H155V131H154ZM224 130H222V131H224ZM232 130H233V128H232ZM232 130H230V132H231ZM59 131L62 132V133H59ZM132 131H133V132H132ZM135 131H136V133H134ZM145 131H146V130H145ZM156 131H158V132L160 133V136H158L159 133L157 134ZM179 131H180V132H179ZM181 131H184V132L181 133ZM194 131H195V132H194ZM11 132L14 133L13 135H15V134H17V133H19V135L17 134V135H18L17 137L12 136V135H11ZM16 132H17V133H16ZM39 132H41V130H40ZM39 132H36V134H38ZM73 132H74V133H73ZM124 132H126V133H124ZM171 132H172V133H171ZM174 132H177V133H175V135H176L175 137H173V136H174ZM27 133H26V134H27ZM57 133H58V135H57ZM137 133L140 134V135H138ZM184 133H186V134L184 135ZM216 133H213L214 135L212 134V135L214 136V138H212V139L214 140L213 143L211 142L212 140L210 139L211 136H208V137H209V142H208V143H210V144L212 143V144H214L215 146H217V144L219 145V142H218V141L216 142V144L214 143L215 140H216V137H215V136L217 135ZM223 133H224V134H223ZM74 134H76V136H75L76 138H75V139H73ZM123 134H124V135H123ZM143 134H144V136H147L146 138L144 137L146 140L148 139V137H149V138H153L154 135L157 134L158 137L156 136V138H153L154 140H152V143H153V141H155L156 139H159V140H157L156 142H154V143L152 144L153 146H150L148 143L145 142L146 140H145L143 137H137V136H142ZM145 134H146V135H145ZM162 134H164V137L161 139V138H159V137H162ZM177 134H178V135H177ZM179 134H181V135H179ZM191 134H190V135H191ZM4 135H5V136H4ZM20 135H22V136H20ZM122 135H123V137H122ZM125 135H128V136L131 135V136L128 137V136H125ZM165 135H167V136H165ZM172 135H173V136H172ZM198 135H197V136H198ZM201 135L204 136V133L201 134ZM201 135H200V137H202ZM47 136H48L49 138H48ZM52 136H55L58 140H54V139H56V138H54L53 141H52V140L49 141V139H52V138H51ZM87 136H89V137L87 138ZM133 136H136V137H133ZM179 136H181V138H180ZM219 136H220V135H217V138H218V139L221 138V137H219ZM2 137H3V138H2ZM5 137H8V138H5ZM19 137H21V138H19ZM23 137L26 138V139H23ZM42 137H43V138H42ZM124 137H125V138H124ZM169 137H170V138H169ZM178 137H179V138H178ZM9 138H10V139H9ZM16 138H18L19 140H18V139H17V140H12V139H16ZM39 138H40V139H39ZM116 138H117V139H116ZM120 138H121V139H125V140L120 141V140H121ZM129 138H130V139H129ZM133 138H134V139H133ZM141 138H142V139H141ZM164 138L167 139V141L163 140ZM171 138H177V139H171ZM185 138H186V137H185ZM185 138H184V139H185ZM204 138H205V137L198 138V139L201 140V139H204ZM206 138H207V137H206ZM35 139H37V140H35ZM38 139H39V140H38ZM78 139H80V140H78ZM118 139H120V140H118ZM132 139H133V142L130 143V141H132ZM136 139L142 140V143H140L138 140H137L138 142H136V141H135ZM143 139H144V140H143ZM8 140H10V141H8ZM20 140L24 142V143L21 142V143H23L22 146H24L23 149H22V146H21V148H20V147H18V145H16V144H19V145H20ZM25 140H26L27 142H26ZM60 140H61V141L64 140L65 143L67 142V143H71V144H72L75 140H78V141H75V142H74L75 144H74L73 146L76 147L75 150H73L74 148H72V146L68 147V148H71V149H72V150H70V151H69L68 149H66V150H63V151H65V152H63L62 149H65V148L60 149V150L62 151V153H64V155L61 156V155H62V154L60 153L61 151H59L60 155H59V154L57 155L56 153H54V152H57V151H53L54 148H55L56 150H58L57 148H59V147H61V146H59V147H54V146H52L53 142H55V144L59 143V145H60ZM82 140H83V141H82ZM84 140H85V141H84ZM92 140H93V141H92ZM94 140H95V141H94ZM126 140H129V141H127V143H126V142L124 143V141H126ZM162 140H163V141H162ZM170 140H171L172 142H171ZM175 140H176V141L179 140V143H180L181 145H180V144H177V142H176ZM194 140H196V141H194ZM14 141H15V142H14ZM17 141H18L19 143H17ZM40 141H41V140H40ZM51 141H52V142H51ZM57 141H58V142H57ZM81 141H82V142H81ZM118 141H119V142H118ZM150 141H151V140H149L148 142H150ZM158 141H162V142H160L162 145L159 144V143H157ZM34 142H32L31 144H33ZM64 142H61V143H64ZM166 142H167V143L169 142L170 144H173V143H174L175 145L173 144V146H175V147H172L170 144H166ZM4 143H6V144H8V145H6V144H4ZM10 143H11V144H10ZM38 143H37V144H38ZM50 143H52V144H50ZM67 143H66V144H67ZM77 143H79V144H77ZM80 143H81L82 146L86 143L85 146H87V149L89 148L88 146H90L91 148H93L92 150L89 149V152H90V153H88L87 151L84 152V153L91 154L90 156H89V155L86 156L87 159L84 158V157L82 158L83 155H81V152H83V151H85V150H81V151L78 150V152H77V150H76L77 148H79V149L81 148V146H79V147L76 146V144H77V145H80ZM94 143H95V144H94ZM116 143H119V146H116V147H119L120 150H118L117 148H112V149H114V151H112V152H114L113 154H114L115 156H117V154H115V152H117V153L120 152V154H119L117 157L113 156V154H111L112 152L110 153V151L112 150L111 147L108 148V145H110V146H115V145H117ZM123 143H124V144H123ZM135 143H136V146H137V145L139 146V145H143V144H145V145H143V146H146L147 148H146V147H143V146H141V148L138 147V146L136 147V146L134 145ZM137 143H139V144H137ZM164 143H165L166 145H170V146H166V145H164ZM187 143L189 144L187 147H185V148L183 147L182 149H179V148H178V147L182 146V144L187 145ZM208 143H207V144H208ZM55 144H53V145H55ZM87 144H91L92 146H91V145H87ZM99 144H100V143H98V144H96V145H99ZM125 144H126V145H125ZM127 144H131V145L133 144V145L130 147V146L127 145ZM154 144H155V145H154ZM157 144H159V145L156 146ZM212 144H211V145H212ZM4 145H5V147H3ZM11 145H12V146H11ZM13 145H14V146H13ZM35 145H36V144H33V146H35ZM67 145H69V144H67ZM100 145H102V143H101ZM120 145H122L123 147H120ZM176 145H178V147H176ZM196 145H197L199 148L196 147ZM7 146H9V147H15V146H16V148H12L13 150H10V152H9L8 149H11V148H7ZM30 146H31V145H30ZM56 146H57V145H56ZM62 146H63V145H62ZM102 146H103V145H102ZM125 146H126L127 149L124 148ZM154 146H156L157 148H156V147L154 148ZM162 146H163V149H164V150H167V151L164 152V153H166L167 156H165V155H163V156L167 157L168 160L171 159V158H169L168 155L171 156V155H173L172 153H174V152H179V154H178L177 156H180V157H182V156H181L182 153H183V154H187L186 148H189V150L193 151V152L190 153V154H193L194 152H196V151H197V150H195L196 148H198V149H202L203 146H205L206 148H205V149H202L201 151H197V152L195 153V154L199 155V152H200V153H201V154H200L201 156L190 155V154H188V155H189L190 157H192V158H193V157H198V158L201 157V159H198V158H197V159H194V158H193V160H194L196 163L199 162L198 164H196L195 162H192L193 160L190 161V159H191L190 157H187V158H190V159H187L186 157H184V156H187V155H184V156H183L184 159H187V161H186V160H185V161L183 160L184 162H181V161L178 160V159H179L178 157H174V156H175V153H174V155L172 156V157H174V158H172V159L170 160L171 162H169V161L167 160V158L164 159L163 156H162L163 158H161V157H157V158H158L157 160H159V159H161V160H167L168 163L165 162V161L157 162L156 160H152V158H153L155 155L157 156V154H155V153H160V155L164 154V153H161V152L164 151V150H162ZM165 146H166V147H165ZM183 146H184V145H183ZM2 147H3V148H2ZM65 147H66V145H65ZM129 147H130V148H129ZM133 147L136 148V150L134 149L135 151H134V150H131V148H133ZM159 147H161V148H160L161 150H158ZM171 147L174 148V149H171ZM192 147H193V145H192ZM6 148H7V149H6ZM17 148H18V149H17ZM25 148H28V151H29V152H30V150H32V152L35 151V152H33V153H35L34 155H31L32 152H31V153L28 152V153L26 154V156H24V157H29V156H27V155H28V154L31 155V157L29 158V160L33 159V161H34V160H35L34 158H36L35 155H37V156L39 157L38 160H43L45 163L47 162L45 165H47V164H48V165H49V164L51 165V164L55 163L54 166H56V167H54V168H53V165H52V166L49 165L50 167H49V166H44V168H43V167H42V168H39L38 164H40V162H38V161H34V162L37 163V164H35V163L29 161L28 158H26V162H27V163H29L30 165L33 164V165H31V166H35V167H33V168L30 169V170L35 171L34 169L36 168L35 176L38 175V174H37L38 171H39V172H43L44 174L47 175V176H45L46 180H44V179H45V178H44V174H43V173H42V174L40 173V175H38L37 177H39L38 179L42 180L41 182H39L40 180H38L37 182L34 181L35 183L33 182V180H32V181L29 180V181H30V182H29V181H28L29 178H25V179H26V182H25V181H21V180H25V179H23V177H27V176H28V175H26V173H27V172H30V171L27 170V169H29V167H31V166H26L27 168H24V169L21 168V167L23 166V165L20 166L21 164H23V163H21V159H24V157H23V156H19V154H17V153H16V154H17L18 156L15 155V154H14V155H15L16 157H18V159H17L15 156H14V158H16L17 160L20 159L19 162L21 163V164H19V166H16V167H18L17 169L14 167L15 165L12 166L13 164H17V165H18L16 159H14L15 162H14V160L12 161V159H11V161L9 160L8 162H6L9 158L12 157V152L15 151L16 149H17V151L20 150L19 153L25 154L24 152L27 151ZM94 148H95V149H94ZM143 148H144V149H143ZM150 148H154V149H150ZM166 148H168V149H166ZM175 148H176V149H175ZM177 148H178V150H177ZM180 148H181V147H180ZM4 149H6V151H5ZM101 149H103V150H101ZM109 149H110V150H109ZM116 149H117V150H116ZM145 149H149V150H151L150 153L153 152V153H152L153 155L151 154V156H150L149 150H146V151H148V152H145ZM169 149H171V150H176V151H173L172 153H170L171 150L168 152ZM22 150H24V152H22ZM137 150H139L140 152L137 151ZM181 150H184V152H183V151L181 152ZM7 151H8V152H7ZM47 151H46V152H47ZM66 151H67V152H66ZM68 151H69V153H68ZM92 151L95 152V153L98 155V156L96 155L97 158H96V156L93 154ZM103 151H106V152L109 153V154H103V155H106V156L101 157L100 155H102V154H100V152L103 153ZM158 151H160V152H158ZM210 151H211V152H210ZM5 152H7V154H5ZM75 152H76L77 154H76ZM131 152H132L133 154H131ZM188 152H190V151H188ZM73 153H75V154H73ZM79 153H80V154H79ZM98 153H99V154H98ZM135 153H136V154H138V153H139V154H140V153H144V154H142V155H144V156H148V157H145V158L142 160V161H145V160L147 159L146 162L141 163L142 161H140V160L143 158V156H139V154H138V155H134ZM145 153H148V155L145 154ZM168 153H170V154H168ZM180 153H181V154H180ZM55 154H56L57 156H54ZM67 154H70V155H67ZM82 154H83V153H82ZM121 154H124V155H121ZM128 154H130V155H128ZM20 155H21V154H20ZM76 155H77V157H76ZM84 155H85V154H84ZM110 155L113 156L114 158H109V160H107L108 157H109ZM132 155H134V156H132ZM3 156H6V157H3ZM32 156H35V157L32 158ZM64 156H65V157H64ZM107 156H108V157H107ZM119 156H120V157H119ZM121 156H123V157H121ZM129 156H132V157H134L135 159H136V157H137L139 162H138V163H134L133 160H132V161H131V164H129V165L127 166V165H126L127 162H125V161H127V159H128ZM212 156H213V155H212ZM21 157H22V158H21ZM72 157H73V156H72ZM75 157L78 159V161H76V162H74V161H75ZM89 157H90V158H89ZM99 157H101V158H99ZM118 157H119V158H124V157H125L124 159H126V160L124 161L123 159H119ZM140 157H141V159H139ZM88 158H89V160H88ZM98 158H99V161L97 160ZM104 158H106V160H103V161H102L103 164H102V162H100V160H102V159H104ZM149 158H150L151 160H149ZM175 158H176V159H175ZM77 159H76V160H77ZM113 159H114V160H113ZM173 159H175V160H173ZM181 159H183V158H181ZM210 159L212 160V157H211ZM24 160H25V159H24ZM27 160H28L29 162H28ZM36 160H37V159H36ZM73 160H74V161H73ZM112 160H113V163H115V165H117L118 162L121 163V164L117 165V167H115V166H114V167H112V166H110V167L108 166V167H107V165H110L109 162L112 163ZM208 160H209V159H208ZM43 161H42V162H43ZM56 161H57V163H59V164H57ZM85 161L90 162V163L87 164V165H84V163H87V162H85ZM104 161H107V162H104ZM114 161H115V162H114ZM116 161H118V162H116ZM134 161H135V160H134ZM150 161H152V162L155 161L156 163L164 164V165H166V166H164V167L162 168V166L158 165V166L161 167V169H162V170L160 169L161 171H159V170H157V169H159V168L153 167L154 165L156 166L157 164H151L152 166L149 165V167H148V165H146V164H150V163H151ZM159 161H160V160H159ZM172 161L175 162V163H173ZM176 161H179V163H181V164L183 163L182 165H180L183 169L177 166L178 169H176V171H175V168H177L176 165L178 164V163H176ZM5 162H6V163H5ZM22 162H24V161H22ZM52 162H53V163H52ZM68 162H67V163H68ZM77 162H78V163H82V164H79V165H78ZM83 162H84V163H83ZM94 162H95V163H94ZM136 162H137V159H136ZM162 162H164V163H162ZM185 162H186V163L192 162V163H189V164H192V165H189V166H188V164H186ZM202 162H203V161H202ZM202 162H201V163H202ZM72 163H74V164H72ZM125 163H126V164H125ZM170 163L174 164V165H173L174 167H172L174 170H173V169H168V168H170V166H172ZM8 164H12L11 167H10ZM42 164H43V163H42ZM90 164H91V167L89 166ZM133 164H134V165H133ZM142 164H145V165H143L144 168L141 167ZM168 164H170V165H168ZM58 165H61V168H59ZM75 165H76V166H75ZM83 165H84V166H83ZM92 165H95L97 169L95 168V166H92ZM97 165H100V166H97ZM102 165H105V166H102ZM111 165H113V164H111ZM120 165H122L123 167L120 166ZM124 165H126V166H124ZM130 165H132L133 168H131ZM136 165H139V166L137 167ZM42 166H43V165H42ZM77 166H81L83 169H84V167H86V166H87L88 168L90 167L88 170H87V169H84V170H83V169H80V170H82L83 172L86 170V172L94 173V176L92 177V176H91L92 174H88V173L85 172V173H84V176H85V177H84V176L82 175L83 172H80V170H78V168H81V167H77ZM118 166H120V168H122V169H120ZM195 166H194V167H195ZM208 166H210V167L212 166V167H213V165H210V164H209ZM8 167H10L11 169H9ZM62 167H64V168H62ZM76 167H77V169H75ZM101 167H102V168H101ZM103 167H107V170H108V171H112V170H114V171H115V175L117 174V176H113V171H112V172H107ZM127 167H129V168H128V171L126 170ZM150 167H151V168H150ZM184 167H186V168H184ZM189 167H190V168H189ZM210 167H209V168H210ZM19 168H20V169H19ZM45 168H52V169L59 168L60 171L62 170V172H64V170H66V171L64 172L65 174H70L69 172L72 171L73 173L70 174V175H71L70 177H69V176L67 177V175H63V174H62V176L69 178V179H67V180H66V178H64V177H62V176H60L61 178L58 177L59 179H61V180H59L60 183H62V181H64V180H66L64 183H66V184H65V188H67V189H63V188H64V184H60V183H58V182H55V181H58L56 177L53 178L54 181H53L52 178H51L52 175H55V174H57V175H55V176L60 175V174L57 173V171H59L58 169H55V170H57V171H55V173H54V170H52V169H45ZM73 168H74V169H73ZM100 168H101V169H100ZM112 168H114V169H112ZM117 168H119V169H117ZM124 168H125L126 171L123 170ZM130 168H131V170H133V172L135 171V172H134L135 174H133L131 170H130L131 172H130V174H129V169H130ZM136 168H137V170H136ZM152 168H153V169H152ZM155 168H156V169H155ZM187 168H188V170H191L192 172L190 173V171H188ZM39 169H40V170H39ZM63 169H64V170H63ZM72 169H73V170H72ZM103 169H104V171H100V170H103ZM109 169H110V170H109ZM111 169H112V170H111ZM115 169H117V170H115ZM140 169H142V170H144V169L147 170L148 172L143 171V172L146 174V179L149 180L150 176H152V178H154V180H152V181H154V182L151 181V184L148 185V182L151 180V178H150V180L147 182V180H146L145 178H143V176H144L145 174H144V173H143L144 175H143V174H140L142 171H140V173H139L140 175L138 176V173H136V171H139ZM150 169H151V170H150ZM163 169H164V170H163ZM181 169H182V170H181ZM1 170H0V171H1ZM15 170H18V171L14 172ZM19 170H20V171H19ZM45 170H47V171H45ZM120 170H122V171L124 172V174H125V173H127V174H125V175L121 174L122 171H121V173H117V172H119ZM153 170H157L156 172H158L159 175H162V174H163V176H161V177H163V178H164V176H166L165 178H167V175H169L168 177H170V176H171V175H170V174H171L170 172L173 171V172H172V173H173V175H172L173 178H167V179H169V180H167V181H169V182H166V181H165L166 179H164L165 183H168V184H166V185H170V186H166V187H164V186H165L164 184H162L163 186H162L161 184H159V182H161V183L164 182V181H161V180H163V178H160L159 175H157L158 178H156V176H155V175H156V172L154 171V174L151 173V172H153ZM169 170H171V171H169ZM184 170H187L188 172H187V171H184ZM23 171H24V172H23ZM74 171H78V172H76V173H77V174L79 173V175H77L76 173H74ZM90 171H91V172H90ZM93 171H94V172H93ZM174 171H175V172H174ZM179 171H182L183 173L186 172V174H183V173H181V172H179ZM19 172H21V173H19ZM25 172H26V173H25ZM45 172H47V173H45ZM52 172H53V173H52ZM62 172H61V173H62ZM100 172H101V173H100ZM1 173L4 174L5 172H1ZM23 173H25L24 176H21V174H23ZM50 173H52V174L48 176V174H50ZM59 173H60V172H59ZM106 173H108V174H106ZM109 173H111V174H109ZM147 173H150V175H149V174L147 175ZM178 173H179V174H178ZM180 173H181V174H180ZM30 174L32 175V171L29 173V175H30ZM95 174H97L98 176L95 175ZM166 174H167V175H166ZM188 174H190V175H192V176H193V174H198V175H194V176H193L192 179H193L194 182L189 180L192 184L188 181V179L191 177V176H189ZM207 174H208V173H207ZM31 175H30V177H31ZM81 175H82V176H81ZM88 175H89L90 177L94 178V182H96V183H94V182H90V181L88 180V178H90ZM105 175H109V176H110V177H109V176H108V177H109V179H110L109 181H111V182H109V181L106 180L107 177H106ZM126 175H128V176H130V175H131V176H132V175H135V176H134V177L132 176L131 178H129V177H125ZM136 175H137V176H136ZM141 175H143V176H141ZM186 175H188L189 177H186ZM208 175H209V174H208ZM50 176H51V177H50ZM78 176H81V177L79 178ZM95 176H96L97 179H98V177L100 176V177H101L100 180H101L102 182L105 183V184H103V185H106V187H108V188H107V189H103V188L101 189V187H104V186H100V185H99V184H101L102 182H100V181H96ZM111 176L114 177V178H112ZM140 176H141L142 178H141ZM148 176H149V178H148ZM3 177H4V178H3ZM9 177H10V176H9ZM19 177H20V178H19ZM37 177H31V178H34V179H35V178H37ZM100 177H99V178H100ZM117 177H119V178H117ZM137 177H138V179H140V181L136 179ZM174 177H176V178H174ZM184 177H186V178H184ZM21 178H22V179H21ZM42 178H44V179H42ZM50 178H51V179H50ZM55 178H56V179H55ZM83 178H84V179H83ZM105 178H106V179H105ZM155 178H156V179H155ZM180 178H181V179H180ZM13 179H14V180H13ZM62 179H63V180H62ZM86 179H87V180H86ZM113 179H115V180L117 179V181H118V180H119V181L116 182V181H114ZM132 179H133V180H132ZM141 179H142V180H141ZM159 179H160V181L157 182ZM176 179H177V181H176ZM184 179H187V180H184ZM190 179H191V178H190ZM18 180H20V181H18ZM43 180L46 182V185H47V183H48L49 188H50V186L52 185L51 188H50L51 190H49V193H50L52 190L56 191V189H57L58 191H56V192L61 191L62 194H60V193L57 194L56 192L54 193V191H52V193H51V194H53V195H51V194H47V193H48V191H47L48 189H47V186L45 185V182H44ZM51 180H52V181H51ZM90 180L93 181L92 179H90ZM98 180H99V179H98ZM131 180H132V181H131ZM143 180H146L147 183L144 182L146 185L143 184V188L140 187V186H139V187H140V188H139L138 185L140 184V185L142 186L141 183L143 182ZM155 180H156V181H155ZM171 180H174L175 183H178L177 186H176V184L174 185V186L177 187V188L173 187V183H171ZM8 181H9V182H8ZM83 181H85V182L83 183ZM126 181H127V182H126ZM130 181H131V182H130ZM133 181H135V182H138V181H139V182H138L139 184H138V183H135V182H133ZM178 181H179V182H178ZM185 181H187L188 184H187ZM213 181H214V180H213ZM213 181H212V182H213ZM20 182L23 183V184H21ZM32 182H33V183H32ZM38 182H39V183H38ZM50 182H52V183L50 184ZM86 182H87V183L90 182V183L87 184ZM97 182H98V183H97ZM121 182H122V183H121ZM125 182H126V183H125ZM132 182H133V183H132ZM172 182H173V181H172ZM180 182L182 183V185H181ZM212 182H211V183H212ZM8 183H11L12 185H14L13 183H15V185H17V186H12V185L10 186V184H8ZM28 183H30V185H32L31 188L29 187L30 185H29V186H26V184H28ZM53 183H54V184H53ZM77 183H80V184H81L82 189H80V190L77 189V187H78V186H77ZM93 183H94V184H93ZM107 183H109L111 186H110L109 184H108L109 186H107ZM118 183H119V184H118ZM120 183H121L122 185H120ZM128 183H131V184H128ZM155 183H158V185L161 187V188H159V186L157 187V184L155 185L156 188H159V189H156V188H155V189H156L155 192H156L157 194H159L158 191H161V190H162V192H163L164 194H166V193H167L166 195L169 194V195L167 196V199L164 198V201H165L164 204L156 203V204H158V205H156L155 202H154V200H151V199H153V198H151V196H152L151 194H152V193H149V192H150V191H149L150 189L147 191V188L150 187V186H152V184H155ZM2 184H3L4 186H6V187L8 186L10 189H9L8 187H7V188L2 187V186H3ZM33 184H35L36 187H38V188H37L38 191L43 189V192H45V193H43V192H41V191H39V193H36V192H38V191H36L37 189H36V190L34 189V188H35V187H34L35 185H33ZM40 184H41V185H40ZM80 184H79V185H80ZM90 184H91V185H92V184L95 185V186L92 185L94 188H91L92 186H91ZM113 184H114L115 186H117V187H116V188H114L115 186L112 187ZM171 184H172V185H171ZM203 184H204V183H203ZM206 184H207V183H206ZM206 184L202 185L201 187H196V188L194 189V190H196V191H193L192 196H189V198H191V201H192V202H197L196 200H198L199 198H202V197H203V198H202V199H199V200H202V201H203V199H204V194H203V193H204V192L201 193V192H199V191H202V190L206 189V188H205V187H207ZM22 185H25V186H22ZM54 185H55V186H54ZM57 185H58V186H57ZM87 185H88V186L90 185V188H91V189H90ZM98 185H99L100 188L97 187ZM119 185H120V187H122L123 190H121V191H123L124 194H123L122 192H117V191H116L115 193H111V192H114L115 190H118V191H119V190L121 189V188L119 187ZM131 185H132V186H131ZM133 185H134V186H133ZM186 185H189V186H186ZM212 185H213L214 187L211 188V189H213V190H211V193H213L212 196L214 197V196L217 194L216 192H218V191H217V189H218V185H214V184H212ZM212 185H211V186H212ZM18 186H20V187L18 188ZM39 186H40V187H39ZM60 186H63V187H60ZM135 186H137L136 189H137V188L140 189V190L137 191V192H140V191H142L141 189H143V191H142L143 193H140V195H142V196L148 198L147 201H149V202H147V206H145V209H144V210H143V208H144V205H146V204H145V203H146V201H145L146 198H144V197L142 198V197H141L143 200H142V199H139V198H140L139 193H135L136 191H133V190H135V188H132V187H135ZM144 186H145V187H144ZM182 186H183V187H182ZM215 186H217V187H215ZM14 187H16V188H14ZM27 187H29L30 189L27 188ZM33 187H34V188H33ZM54 187H59V188H61V190H59L58 188H55V189H54ZM73 187H74V189H73ZM79 187H80V186H79ZM79 187H78V188H79ZM81 187H80V188H81ZM129 187H130V188H129ZM170 187H172V189H168V188H170ZM178 187H181V190H182V191H181L180 189H178ZM11 188H13V190H11ZM68 188H69V189H68ZM71 188H72V190H71ZM86 188H88V189H86ZM117 188H118V189H117ZM119 188H120V189H119ZM198 188H200L201 190L198 189ZM207 188H208V187H207ZM7 189H8L9 191H6ZM15 189H17V191H15ZM26 189L29 190V191H31L32 193H31V192L28 193V192L26 191ZM75 189H77V190H75ZM83 189H84V190L86 189V190L84 191ZM92 189H93V190H92ZM99 189H100V190H99ZM114 189H115V190H114ZM132 189H133V190H132ZM165 189H166V190H165ZM167 189H168V190H167ZM174 189H176V191H174ZM208 189H210V186H209ZM22 190H24V191H22ZM62 190H64V191H62ZM70 190H71V191H70ZM87 190H90V193H89V191H88L89 194H87V195H88V198H91V199H86V198H87L86 195H85V198H80V197H84V196H81V195H78V194H77V192H78V193H81V194L84 195V194H86V191H87ZM95 190H96V191H95ZM97 190H98V191H97ZM106 190H108V191H106ZM110 190H111V191H110ZM169 190H171V191H169ZM172 190H173V191H172ZM215 190H216V192H213V191H215ZM3 191H4V193H2ZM10 191H11V192L14 191V192L11 193ZM35 191H36V192H35ZM73 191H75V194H77V195H75V194H71V195H74V196H80V197H74V196L72 197L71 195H69V194H70L71 192H73ZM102 191H105L104 195H102L103 193H102V194H99V192H102ZM144 191L146 192V195H147V196L144 195V194H145ZM164 191H165V192H164ZM177 191H179V193H182L183 196L180 195L179 193L177 194ZM5 192L10 193L11 196H10V195H7ZM15 192H17V193H15ZM20 192H21V193H20ZM26 192H27V193H26ZM64 192H65V193L67 192V193H66V194H67L66 196H67V197L71 196V197L73 198V201L71 200L72 198H65V197H63V196H65V194L63 195ZM92 192L97 193V194L95 195V194H93ZM106 192H109V193H106ZM162 192H160V195L163 194ZM1 193H2V194H1ZM30 193L33 194L34 196H33V195H31V196H26L27 194L30 195ZM120 193H121V194H120ZM125 193H127V194H128V193H132L133 195H128V196H126ZM171 193H173V194H171ZM194 193H195V194H194ZM199 193H201L202 195L197 196V194H199ZM215 193H216V194H215ZM5 194H6L7 197H10V198H6V196H4ZM18 194H19V195H18ZM21 194L24 195V196H22ZM36 194H37V195L39 194V195L37 196ZM55 194L58 195V196H54ZM115 194H117V195H115ZM122 194L125 195V196H122V197H124L125 199H122V197H118V196H120V195H122ZM170 194H171V195H170ZM20 195H21V198H20ZM45 195H47V196H45ZM59 195H60V197H59ZM62 195H63V196H62ZM94 195H95V197H96L97 199H95V197L92 198ZM100 195H101L102 197L99 198L98 196H100ZM109 195H111V196H109ZM104 196H107V197H105V200H103V199H104V198H103ZM115 196H117V197L115 198ZM130 196H133V197L136 196L135 198H138L139 200H137V199L134 198L137 202H135V204H130L129 201H132L131 203H133L134 201H133V199H128V200H127L126 207H123V208H122L123 204H125V203H123V202L126 201V197L129 198ZM164 196H165V195H162L161 198H163ZM174 196H180V197H176V198H175ZM195 196H197V197H195ZM26 197H27V199H25ZM29 197H32V198H33V197H35V198H39L40 200L37 199L36 202H37V201H40L41 203L39 204V202H38V204H37V205H40V206L37 207L36 205H33V204H34V200H32V203H33L32 205H31V203H29L30 205H28V202L32 199V198H29ZM57 197H58L59 199H58ZM157 197L159 198V199H158V202H159V201H160V197H159V196H157ZM171 197H173V199L175 198V200H172L173 202L171 201ZM183 197H184V198H183ZM28 198H29L30 200H29ZM35 198H33V199H35ZM62 198L68 199V200H67V204H68V205H69L68 202H70V203L75 202V201H76V202L70 204V207H68V205H66V206L64 205V204H66V202H65L66 200H65V199H64V200H65V201H64L65 203H62V202H63ZM131 198H132V197H131ZM168 198H170V199H168ZM179 198H181V199H179ZM20 199H23V200H21V202H20ZM69 199H70L71 201H69ZM78 199H79V200H78ZM92 199H93V200H92ZM107 199H108V200H107ZM114 199H121V200H114ZM182 199H184V200H182ZM24 200H25V202H26V201H28V202L25 203V202H23ZM80 200H81V201H80ZM83 200H84V201H83ZM86 200H88L89 204L86 203V202H87ZM98 200H99V201L101 200V202H97ZM111 200H113V201H115V202L121 204V206H119V204H117V203H115V202H112ZM122 200H123V201H122ZM141 200H142L143 202H141ZM168 200H169V201H168ZM199 200H198V201H199ZM48 201H49V202H48ZM50 201H54V202L56 203V204H54V202H52L53 206H56V205H58V204L61 203V204H63L62 207H68V208H71V205H74V206H72V207H73V208H74V207H77V208H75V209L71 208V210H69V209H67V208L64 209V208H61V207L58 208V206H61V205H58V206H56V207H52V205H50V203H51ZM56 201H59V202H56ZM61 201H62V202H61ZM94 201H95V202H94ZM102 201H103L104 203H106V204H108L107 202H109V205H106V206H105V204L102 203ZM106 201H107V202H106ZM110 201H111V203H110ZM118 201H119V202H118ZM120 201H122V202L120 203ZM138 201H140V203H138ZM152 201H153V202H152ZM167 201H168V204H166ZM175 201H176V202H175ZM178 201H179V202H178ZM22 202H23L24 204H27L29 207H28L27 205H25V206L23 207L24 204H23ZM84 202H85V203H84ZM92 202H94V203H92ZM144 202H145V203H144ZM177 202H178V203H177ZM199 202H201V201H199ZM20 203H22V204H20ZM79 203H81V204H80L81 206H76V205H78ZM95 203H96V204H95ZM100 203H102V205H103L104 208L107 207V208H105V211L108 212V213H106L107 215L105 214V211L103 210V207H102V206H101V207L99 206V205H101ZM114 203H115V204H114ZM148 203H151V204L153 205V206H151V207H154V208L149 207L150 204H148ZM170 203H173V204H170ZM92 204H93V205H92ZM94 204H95V205H94ZM97 204H99V205H97ZM110 204H113L114 206H113V205H110ZM137 204H139L140 206H137ZM141 204L143 205V208H139V207L142 206ZM165 204H166V205H165ZM185 204L187 205L188 203L186 202ZM15 205H14V206H15ZM18 205H20V207H19ZM82 205H83V206H82ZM85 205H86V206H89V207H86L87 209H84V208H85ZM115 205H118V206H115ZM127 205H128V206H127ZM132 205H135L136 207H138L140 212H142V210H143V212L140 213V212H138V211L136 210V208H135V209L132 208L134 211H137V212L139 213V214H138V215H139L138 217H142L141 219H143V220H140L139 218L136 219V217H137V216H136V215H137L136 212L132 211L133 214H131V210H127V208H129V207H133ZM155 205H156V207H155ZM169 205H174L173 207H175V209H173V207H171V206H169ZM11 206H13V205H11ZM33 206H34V207H33ZM96 206H97V208H99V209H97V210L101 211L102 214H101V213H98L99 211H93L94 209H96ZM166 206L170 207V209H167L168 207H166ZM180 206H181V205H180ZM30 207H32L33 209H31ZM42 207H44L45 209L42 208ZM50 207H52V208H50ZM82 207H84V208H82ZM108 207H110L109 210H106V209H108ZM159 207H160V208H159ZM163 207H166V209H167L168 212H170V213H171V212H172V213H174V212L177 213V211H173V210H176V208L181 209L182 211H181V210H178V211H181V212H180L181 214H179V212H178L176 215H175V214H174V215L170 214L171 216L168 215L167 212L165 211L166 214H167V216H166V215L164 216V213H165V212H163L162 210L165 209V208H163ZM20 208H22V210H19ZM28 208H29V210H26V209H28ZM35 208H37V209L40 208V211H43V212H40V213H39V212H38V213H34V214H36V215H31V214H29V212H31L32 210H34L33 212H35V210H37V209H35ZM48 208H49V209H48ZM57 208H58V209H57ZM78 208H79V209H78ZM89 208H91L92 210H90ZM100 208H101V209H100ZM112 208H113L114 210H111ZM116 208H117V209H116ZM120 208H122V209H120ZM50 209H52L53 211H55L56 214L53 213L52 210L49 211ZM55 209H56V210H59V209H60V211L56 212ZM62 209H63V210H62ZM80 209H82V210H80ZM115 209H116L117 211H116ZM140 209H141V210H140ZM146 209H148V210H146ZM151 209H153V210H151ZM166 209H165V210H166ZM171 209H173V210H172V211H169V210H171ZM44 210H46V211H44ZM84 210H87V213H88L89 215H84V216H86V217L83 216L82 218H78V219H80V220H78L76 217H78V216L81 217L84 213H86V211H84ZM121 210H123V211L125 212V214H124L123 216L126 215V217H123L121 214H118V211H121ZM159 210H160V211H159ZM48 211H49V212H48ZM65 211H69V212H65ZM73 211L75 212L74 215H75V214L77 215V216H75V219L77 220V221H76V222H77L76 224H78V225L75 224V220L73 219L74 216H73V214H71ZM76 211H77V212H76ZM83 211H84V213H81V212H83ZM102 211H104V212H102ZM123 211H121V212H123ZM147 211H151V213H153L152 211H155L154 213H156V214H154V216L151 217L150 215H152V214H149L150 212H147ZM184 211H186V212H184ZM26 212H28V213H27V216L24 215V213H26ZM36 212H37V211H36ZM45 212H48V213H45ZM63 212H64V213H63ZM90 212H95V213H90ZM145 212H146L147 214H146ZM161 212H163V213H161ZM183 212H184L185 214H183ZM41 213H45V214H43V217H42ZM50 213H52V214H50ZM67 213H68V214H67ZM78 213H79V214H78ZM111 213H113V214H111ZM116 213H117V214H116ZM127 213H129L130 215L127 214ZM143 213H145V214H143ZM159 213H161L162 215H161V214L159 215ZM38 214H39L40 216H37ZM53 214H54V215H53ZM59 214H61V215H59ZM62 214H63L64 216H63ZM65 214H66L67 216H65ZM70 214H71V216L69 217ZM81 214H82V215H81ZM100 214H101V215H100ZM103 214H104L105 216H102ZM109 214H110V215H109ZM134 214H135V216H134ZM182 214H183V215H182ZM15 215H16V216H15ZM22 215H24V216H22ZM50 215H52V216H50ZM56 215H58V216L61 217V218H59V219H57V220H54V217H55V219L58 218V216L56 217ZM113 215H115L114 220L117 221V222H116V221H113L115 224H114V223H111L112 220H109L110 218H113ZM128 215H129V216H128ZM146 215H148L150 218H149L148 216H146ZM33 216H34V217H37V218H39V217L41 218V217H42V218L40 219V221H42V222H39V221L35 220V218H33ZM62 216H63V217H62ZM89 216H90V217H89ZM97 216H101V218H100V217H97ZM109 216H111V217H109ZM118 216H119V217H118ZM158 216H161V218H162V219H159V221H158ZM175 216H176V217H175ZM180 216H184V217H182L183 219L186 218V220H184V223H185V224L182 222L183 219H182ZM45 217H46V218H45ZM47 217H48V218H47ZM50 217H53V218L50 219ZM64 217H65V218H64ZM68 217L71 219V221H72V225L70 224L71 221L69 222V221H68L69 219L67 220ZM71 217H72V218H71ZM95 217H97V218H99V219H97V221H96V218H95ZM103 217H104L105 219H107L106 222L102 221ZM107 217H108V218H107ZM121 217H122V218H121ZM133 217H135V218H133ZM147 217H148V218H147ZM165 217H166V219H165ZM168 217H170V218H168ZM172 217H174V218H172ZM177 217H180L178 221H177V219H178ZM17 218H20V216H17ZM43 218H45V219L42 220ZM62 218L65 219V223H64V220H61ZM83 218H85V219H83ZM87 218H89V220H90V222H91V225H90L89 223H87V222H89V221L87 220ZM91 218H92V219H91ZM131 218H132V219H131ZM151 218H152V220H151ZM13 219H15V218H13ZM33 219H34L35 223L38 222V223H36V224H38V225L35 226V227H36V228L38 227L37 229H40V230H35V227H34L33 230H32V228L30 227V226L33 227V225H35V223L32 222ZM48 219H49V220H48ZM81 219H82V220H81ZM94 219H95V220H94ZM117 219H118V220H117ZM119 219H120V220H119ZM45 220L48 221V222H45V223H47V224H45V223L43 222V221H45ZM58 220H60V221H62V222H60V221H58ZM85 220H86V221H85ZM99 220H101V221H99ZM103 220H104V219H103ZM121 220L124 221L123 224H125V225L120 224V223H122ZM134 220H136V221L134 222ZM137 220L140 221V222L138 223ZM145 220H147V221H145ZM0 221H1V220H0ZM3 221H1L0 223H2ZM21 221H22L23 223H25V224L28 223V224H30V225H29L28 227H26L24 224L21 225V224H20ZM29 221L32 222L33 224L29 223ZM54 221H56V222H54ZM66 221H67V222H66ZM73 221H74V222H73ZM80 221H82V222H80ZM95 221L98 222V223H96V225H94V222H95ZM143 221H145V222L142 223ZM171 221H172V222H171ZM57 222L59 223V224H58L59 227L54 226V225H56ZM78 222H79V223H78ZM107 222H108V223H111L110 226H107V225H108ZM118 222H119V226H121V227H117V226H118ZM148 222H149V223H148ZM157 222H161V223L159 224V223H157ZM164 222H166V224H164ZM175 222H179V223L181 222V224H179V223L177 224V223H176V224H177V225H176ZM196 222H197V221H196ZM39 223H40V224H39ZM53 223H55V224H53ZM67 223H69V224L67 225ZM81 223H84V225H86V227H82V226H84V225H81ZM85 223H86V224H85ZM101 223H103L104 225H102ZM135 223H136V224H135ZM145 223H146V226H145ZM147 223H148V224H147ZM152 223H154V224H155V223L159 224V226H157V224H155L154 227H157V229L160 228V229H159L160 231H158L156 228H152V231L150 230V232H152V233L154 234V237H153L152 235L150 236V234H152V233H149V229H151V228L148 227V225H149V224L152 225ZM4 224H5V223H4ZM44 224H45L46 226H49V227L53 224V228H52V226H51L50 228H48V227H46V226H41V225H44ZM87 224H89V225L92 226V227L90 228V226L87 225ZM100 224H101V225H100ZM105 224H107V225H105ZM138 224H139L141 227H137L136 225H138ZM141 224H142V225H141ZM143 224H144V225H143ZM0 225H1V224H0ZM60 225H62V227L65 226V228H64V229H60V228H62ZM111 225H116V226H111ZM151 225H149V226H151ZM161 225H163V227H162ZM19 226H21V227H19ZM22 226H25V227L23 228ZM68 226H69V227L71 226L70 229L66 228V227H68ZM73 226H74V227H73ZM75 226H78L79 228L81 227L80 230H82V228H84V229L86 230V228L89 227V228H90V229H89L90 231L87 229L86 231H82V232H80L79 228H77V227H75ZM94 226H95V228H93ZM99 226L102 227V229H101ZM106 226H107V227H106ZM122 226H124V227H122ZM160 226H161V227H160ZM165 226H171V227H173V228L171 229V228H167V227H165ZM175 226L178 227L179 229H178V228L176 229ZM96 227H97V228H96ZM104 227H106V229L110 228L111 231L106 230V229H103ZM111 227H112V228H111ZM115 227H117V228H115ZM127 227H128V228H127ZM144 227H146V229H148V230H146ZM164 227L167 228V229H169V230H171V231H169V232L172 233V235H170L169 232H166L167 234L164 233L165 231H168L167 229H163ZM18 228H19V229H18ZM29 228H31V229H29ZM45 228H47L46 231H49V232H48V234H46V233H45L46 231H43L44 234H45V235H44V234H42V230H41V229L44 230ZM74 228H75V229H74ZM76 228H77V229H76ZM92 228H93V229H92ZM122 228L125 229V234L127 233V234H126L127 236H123V235H121V234H124V232L121 231ZM135 228H136V229H135ZM138 228H139V229H138ZM140 228H141V229H140ZM12 229H13V230H12ZM25 229H26V230H25ZM49 229H53L54 232H52L53 230L50 231ZM56 229H58V230H56ZM65 229H68V232L71 233V234L64 233V232L66 231ZM73 229H74V230H73ZM91 229L94 230V231H92ZM115 229H117V230L119 229L120 231L118 230V231H119V232H118V231H116ZM130 229H131V230H130ZM154 229H155V230H154ZM161 229H162L163 231H161ZM174 229H175L176 231H175ZM0 230H1V229H0ZM2 230H3V229H2ZM5 230L8 231L9 229H5ZM34 230H35V231H34ZM59 230H60L59 233L54 234V233H56V231H59ZM64 230H65V231H64ZM70 230H73L74 232H70ZM78 230H79V231H78ZM97 230H98V231H97ZM99 230H100V232H101L100 238L103 237V238H101V239H100L99 237H97V235L100 234V233H99ZM103 230H104V231H103ZM126 230H128V231L126 232ZM135 230H136V231H135ZM172 230H174V233H175V234L172 232ZM25 231H28V232L30 231L31 234H28V233H26ZM36 231H38V233H36ZM61 231H64V232H61ZM88 231H89V232H88ZM95 231H97L98 233H92V232H95ZM112 231H115V232H112ZM129 231H130L131 233H129ZM144 231H146L147 234H145L146 232L144 233ZM30 232H29V233H30ZM51 232L53 233V234H51V235H53L54 237H52V236L49 234V233H51ZM66 232H67V231H66ZM86 232H87V233H86ZM120 232H123V233H120ZM159 232H163V233H159ZM25 233H26V234H25ZM32 233H34V234H36V235H39V237L36 236V235H35V236H36V237H35L34 234H32ZM63 233H64V234H63ZM89 233H91L92 235L89 234ZM132 233H134V235H133ZM148 233H149V234H148ZM158 233L160 234V236L157 235ZM5 234H6L7 236L4 238ZM72 234H73V235L77 234V235L73 236ZM82 234H84V235L82 236ZM85 234H86V235H85ZM88 234H89V235H88ZM94 234H95L96 236H93ZM130 234L133 236V238H131ZM143 234H144V235H143ZM178 234H179V235H182V236H181V237H182V238H181L182 240L180 239V241L177 239L178 237H180ZM24 235H25V236H24ZM41 235H44V236H41ZM70 235L73 236V239L70 238V237H71ZM79 235H80L81 237H80ZM87 235H88V237H87ZM106 235H107V236H106ZM109 235H110V236H109ZM117 235H119L122 239H121L119 236H117ZM138 235H139V236H138ZM140 235H142V236H140ZM155 235L158 236L157 240H156V238H155V237H156ZM47 236H48V237H47ZM49 236H50V237H49ZM91 236H92V237H97V238H96L97 240L94 239L96 242H95L94 240H92L93 238H92ZM111 236H112V238H114V236H116L115 238H116V239H119V240H116V239L114 240V239L111 238ZM128 236H130V237H128ZM163 236H164V237H163ZM171 236H173V237H171ZM174 236H176V237L174 238ZM0 237H1V236H0ZM33 237H34V238H33ZM45 237H47V238H45ZM56 237H57L58 239H56ZM61 237H62V238H61ZM66 237L69 239L70 242L68 241V239H66L67 241H65V238H66ZM104 237H105V238H104ZM117 237H118V238H117ZM124 237H126V238L123 239ZM127 237L130 238V239H128ZM145 237H147V239H146ZM159 237H161V238H160L161 240L159 239ZM168 237H171V238H168ZM35 238H41V239H38V240L35 241V240H33V239H35ZM53 238H54V239H53ZM86 238H87V239H86ZM106 238H107V239H106ZM150 238H152V239H150ZM166 238H167V239H166ZM173 238H174V239H177V240L173 241V240H174ZM197 238H198V239H197ZM30 239H32V240H30ZM109 239H111V240H109ZM134 239H135V240H134ZM139 239H140V240H139ZM142 239L147 240V241H150L151 243H150V242L148 243L147 241H144V240H142ZM162 239H163V240H162ZM171 239H172L171 242H173V243H170V240H171ZM26 240H27V241H26ZM28 240H29V241H28ZM49 240H52V241H56V240H57V242H56V243H55V242L49 243V242H48ZM61 240H62L63 242H62ZM72 240H73L74 242H73ZM79 240H80V241H79ZM99 240H100V241H99ZM104 240H105V242H103ZM132 240H134V241H132ZM154 240H155V241H154ZM15 241H17V243H19V242H20L21 244L23 243V245H21V244H20V246H19V244H18V245H15V244H16ZM25 241H26V242H25ZM33 241H34V243H31V242H33ZM38 241H39V242H38ZM40 241H42V242H40ZM58 241H59V242H58ZM71 241H72L73 243H72ZM112 241H113V242H112ZM158 241H159V242H158ZM27 242H28V243H27ZM36 242H37V243H36ZM46 242L49 243V244H47ZM68 242H69V245H68ZM92 242H93V243H92ZM109 242H110V245L108 244ZM130 242H131V243H130ZM143 242H144V243H147L148 246H147L146 244L144 245ZM155 242H156V243H155ZM216 242H217V241H216ZM216 242L213 241V245H214V247H218V245H219V244L216 243ZM12 243H14V244H12ZM25 243H27L28 245L25 246V245H24ZM30 243L33 244V245H30ZM43 243H44V244H43ZM54 243H55V244H54ZM60 243H61L63 246H62ZM66 243H67V244H66ZM74 243H75V245H73ZM80 243H81V244H80ZM139 243H140L141 246H142V245H143V246L140 247ZM185 243H189V242H185ZM214 243H215L216 245H215ZM34 244H37V245L35 246ZM42 244H43V245H42ZM85 244H87V245H89V246H87V245H85ZM103 244H104V245H103ZM121 244H122V245H121ZM149 244H151V245H149ZM204 244H206V245H204ZM217 244H218V245H217ZM12 245H13V247H11ZM29 245H30V247H29ZM48 245H51V246H48ZM52 245L56 246L57 248H55V247L52 246ZM77 245H78V246H77ZM102 245H103V246H102ZM114 245H115V246H114ZM116 245H117V246H116ZM2 246H3V247H2ZM14 246H15V248H17V249L12 250V248H14ZM17 246H18V247H17ZM22 246H25V248H23ZM38 246H39V247H38ZM64 246H65V247H64ZM71 246H72V247H71ZM73 246H74V247H73ZM83 246H84V247H83ZM85 246H86V247H85ZM92 246L95 247V248H93ZM100 246H102V248H101ZM108 246H109V247H108ZM144 246H146V248H144ZM201 246H204V247H201ZM10 247H11V248H10ZM20 247H21V248H20ZM32 247H33V248H32ZM34 247H35V248H34ZM36 247H38V248H36ZM44 247H45V249H44L45 251L43 250ZM50 247H51V248L53 247V248L55 249V250H54V249H53V250L51 249V250L53 251V253H52V251H49V250H50ZM63 247H64V248H63ZM67 247H68L69 249H68ZM82 247H83V249H82ZM138 247H139V248H138ZM18 248H20L21 250H18ZM87 248H88V249H87ZM89 248H92V249H89ZM117 248H119V249L117 250ZM122 248H123V249H122ZM181 248H182V249H181ZM219 248H220V247H219ZM28 249L31 250V251H29ZM36 249H37V250H40V251H37ZM48 249H49V250H48ZM63 249H65V250L68 249L67 251L64 250V252H67V254L64 253V252H62ZM77 249H78V250H77ZM93 249H94V250H95V249H100V250H97V251L100 252V253H98L97 251H93ZM106 249H107V250H106ZM134 249H135V250H134ZM144 249H145L146 251H145ZM201 249H203V250H201ZM47 250H48V252H47ZM59 250H60V251H59ZM70 250H71V251H70ZM85 250H86V252H85ZM103 250H104V252H103ZM105 250H106V251H105ZM114 250H115V251H114ZM179 250H181V251L184 250V253L181 252V251H179ZM14 251H18L17 254L19 255V254L21 253L20 255H23V256L20 258V255H19V257H17L18 255H16V257H15V254H14V253H16V252H14ZM25 251H27V252H29V253H31V254L26 255L27 252H25ZM88 251H89V252H88ZM90 251H93V252H90ZM111 251H112V252H111ZM142 251H144V253H143ZM198 251H203V252H207V253H204V254H203V252H201L202 254H201V253L198 254ZM11 252H13V253H11ZM22 252H23V254H22ZM37 252H41V254H40V253L37 254ZM49 252H50V253H49ZM70 252H72V253H70ZM94 252H97L98 254H95ZM105 252H107L108 254L105 253ZM114 252H115V253H114ZM116 252H117V253H116ZM185 252H186V253H185ZM191 252H192L193 254H192ZM212 252H214V251H212ZM33 253H35V254H33ZM42 253H43V255H42ZM56 253L59 254V255H57ZM88 253H89V254H88ZM121 253H122V254H121ZM129 253H131V254H129ZM140 253H142V254H144V255L141 256V255H139ZM178 253H179L180 255H178ZM187 253H188V254H187ZM32 254L34 255V257H33V256L30 257V255H32ZM36 254L39 255V256H37ZM50 254H55L56 256H55V255H51V256H50ZM60 254H62V255H65V254H66V255H65L66 257H65V256L63 257V256L60 255ZM74 254H75V255H74ZM173 254H174V255H173ZM184 254H185V255H184ZM189 254L192 255V256H190ZM196 254H198L199 256H200V255H205V256L207 257V259H205L206 257L203 256L202 262H200L201 260L198 261L197 259H201V258H199V256L197 257ZM1 255H0V257H1ZM44 255H45V256H44ZM48 255H49V256H48ZM83 255H84V256H83ZM87 255H88V256H87ZM91 255H93V256H91ZM97 255H99V256H97ZM108 255H111V256H108ZM117 255H118V256H117ZM119 255H120V256H119ZM126 255H130V258H132V259H134V260L129 259V256H126ZM131 255H132V256H131ZM133 255H134V256H133ZM188 255H189V257H187ZM215 255H216V254H215ZM25 256H24V257H25ZM41 256H42V257H41ZM53 256H55V257H53ZM85 256H86V257H85ZM193 256H194V257H193ZM210 256H211V257H210ZM12 257H13V258H12ZM43 257H45V258H43ZM58 257H59V258H58ZM79 257H80V258H79ZM134 257H136V258H134ZM165 257H166V258H165ZM175 257H176V258H175ZM183 257H185V258L181 260V258H183ZM200 257H202V256H200ZM1 258H2V257H1ZM1 258H0V264L2 263ZM9 258L12 259V260H10ZM26 258H24V260H22V261H24L23 264H28V263L32 262V261H30V262L27 261ZM126 258H127V259H126ZM144 258H145V259H144ZM160 258L163 259V260H166V261H159V260H161ZM167 258H169V259H167ZM186 258H187V259H186ZM190 258H192L193 260H191ZM196 258H197V259H196ZM210 258H211V259H210ZM8 259H9V262L6 261V260H8ZM73 259H74L75 261H74ZM135 259H136V260H135ZM148 259H150L149 262H148ZM170 259H171V260H170ZM204 259H205L206 262L204 261ZM21 260H19V261L16 260V261L19 263V262H21ZM39 260H40V261H39ZM85 260H86V261H85ZM123 260H125V261L127 260V261H126L127 263H126L125 261H123ZM128 260H129V261H128ZM138 260H140V262H139ZM141 260H142V261H141ZM194 260H196V261H194ZM25 261H27L28 263L25 262ZM58 261H59V262H58ZM81 261H82L83 263H82ZM103 261H105V263H102ZM110 261H111V263H110ZM122 261H123L124 263H123ZM144 261H147L148 263H146V262H144ZM172 261H173V262H172ZM182 261H185V262L182 263ZM17 262L10 263V264H17ZM37 262H38V263H37ZM43 262H46V263H43ZM47 262H48V263H47ZM76 262H77V263H76ZM193 262H200V263H193ZM30 264H31V263H30Z\"/></svg>",
  "mask_w": 264,
  "mask_h": 264
},
{
  "label": "bare ground",
  "instance_id": "obj_2",
  "mask_svg": "<svg viewBox=\"0 0 264 264\" xmlns=\"http://www.w3.org/2000/svg\"><path fill=\"white\" fill-rule=\"evenodd\" d=\"M20 1H21V2H20ZM36 1H38V0H0V21H1V22H0V27H1V28H5V26H10V27L12 26V28L14 29V32H13L14 35H13V34L11 35V36H14V37H9L10 35H9V36L7 35L8 38L5 37L7 33H8V34L10 33V32H7V31H6V32H4V35H3V39H4V40H5V39L8 40L9 38H11V39L15 40L14 43H15V44L17 43V46L20 45V46H22V47H24V46H27V47H28V45H22V44H24L25 40L27 39L26 37H28V36H26L25 34L28 33L27 35H34V32L31 31L30 28H28L27 31H26V29H24V25H27V26H29V25H33V24L36 25V20H35L34 23H30L31 21H28V20H30L29 17H27V19H26L25 16H27V15H26L27 12H30V9H31V13H30V15L32 14V11H34V12L36 11V12H37V9H36L35 7H32V5H31V4H33V2H35V4H38L41 8H42L41 5H43V6L46 5V4H44V2L47 3L46 1H44L43 3L40 4V3H37ZM42 1H43V0H42ZM42 1H41V2H42ZM54 1H55V0H54ZM54 1H52V2H54ZM64 1H65V0H63V1L60 0L61 3L64 2ZM84 1L87 2V0H73V1H70V2H69V0H67V1L65 2V3H67V4L62 3V4L59 5V6H62V5H63V7H64V5H65V8H66V6L68 5L67 8H66L67 10H66L65 8L62 9L63 7L60 8L59 6H58V7H56L55 5L52 6V4H51V2H50L51 5H49V6H52V9H54L53 7H55V9H57V10H52V11H54V12H52V13H53L54 15H57V19H55V20H53V21H56V23L59 22L58 19H60V17H58V16H61V17H62L63 14H67V15H65V16H67L66 18H68V19H70V20H71V18H74V19L78 18L79 20H83V19H85V18L82 19V17H84V16L80 17V15H84L85 13H88V14H85V15H86L85 17H87V16H89V15H92V16H93V17H90V16H89V17H90L89 20H91L92 18H97V17L94 16L95 13H93V14H89V13H92L91 11H94V12H95V11L98 10V9L101 10V11L98 10L99 12H102V11H103L102 8H98V9H97L99 3L102 2L101 5H103V4H105V3H112V2H106V1L103 2L102 0H95V1H98V2L96 3V2H90L91 0H89V2H90L89 5L93 4V6H91L92 8L90 7L91 10L88 8V10L86 9V11H85V9H83V10L81 9V8H83V7H88V4H87V6H86V4H83ZM92 1H93V0H92ZM100 1H101V2H100ZM109 1H110V0H109ZM122 1H123V2H121V0H118L119 5H121L120 8L124 6V8H126V9H127V8L134 9V6H136V9H134V10H135V11H134L135 13L132 14L133 16H136V14H138L137 12H140V11H141V12L138 14V15H141V13H143V12L145 11L146 8H147L148 10H150V9H149L150 7H148V6H154V2H155V1H158V0L151 1V2H153V5L150 4V5H146V6H145V3H143V0H138V2L141 1V2H140L141 4H140V3H138V4H140V5L135 4V5L133 6V8H132V5H133V4H131V2H134V3H135L136 1L130 0V3H128V1H126V0H122ZM124 1L127 2L128 4L125 3ZM162 1H163V0H162ZM164 1H165V0H164ZM166 1H168V0H166ZM166 1H165V2H166ZM170 1H171V2L173 1V2H172V3H171V2H167V3L164 2L165 4H167V5H165V6H167V7H163V5L160 6V5L162 4V2H161L160 5H156V6H154L153 9H152V11H149V12H146V11H145L144 14H145V13H148V14H149V17H148V15H144V14H143L144 17L147 16V19H148V22H146V25L144 24L145 22L142 23V21H141L142 19L139 21V19L137 18L138 16L135 17V18L138 20L139 24H142L140 27H142V26H144V25H145V26H148V25L151 26L152 24H154V25H152L151 27L146 28V29L151 28L152 30L149 29L150 31H153V30H154L153 28H160V27H161L160 31H158V29L156 30V32H159V33H160V35H159L158 37H156L157 35L154 36L155 34H158V33L154 32V31H153V32L155 33L154 35H153V33H150L149 30H147V31L149 32V34L144 35V34H145L144 32H142V33H144V34L140 33V35H142V36L144 35V36H147V37H148V36L150 37V35H152V37H154V39H156V41H157V39H159V41L162 42V43H159V41H157V42L159 43L158 45H160V44H165V43L168 41V40H167V41L163 42L162 40H160L161 37H162L161 32L164 33V36H165V34L169 33L168 30H173V29H175V25H178V24H176V20H174L175 18H174V19L171 18V17L175 16L174 11H175V13L177 14L176 18L178 19V18H180L179 16H181V17H182V18H181L182 22H185V25H186V26H184V24H183L182 22H180V21H181L180 19L177 20L178 23L180 24V25H178V26H180V28L183 27V28H181V29H183V30H185V27H188V25H187L186 23H189V21H190V20H189V19H190V16L193 15V14H190L189 11H188V14H185L186 11L189 10V7L187 8L188 5H186V6H184L186 9H184V8H183V5H185V4H187V3L189 2V3H190L189 6H192V7H193V5L195 4V3H194L195 1L191 0L192 5H191V2H190L189 0H186L187 2H186L185 4H184L183 2H181V4H183V5H181V4H180V5H177V4H176V3H179L181 0H179V1H177V0H170ZM196 1H197V0H196ZM201 1H205V0H201ZM206 1H207V0H206ZM213 1L215 2L216 0H213ZM217 1H218V0H217ZM217 1H216V2H217ZM223 1H224V0H223ZM227 1H233L234 3L237 2V1H239V3H236L237 5H236V4H235V5H236V6H239V7H237L236 9H239V10H240L241 7H243V5L245 4V2H246V4H247V1H248V0H244L245 2L241 0V3H240V0H227ZM252 1H254V0H252ZM252 1H251V2H252ZM13 2H14L15 5L13 4ZM15 2H16V3H15ZM18 2L21 3V4H22V2H23V4H22V5H18V4H17ZM57 2H59V0H57L56 3H57ZM116 2H117V1H116ZM120 2H121V3H124V4H127V6L124 5V4H121ZM144 2L151 3L150 1H146V0H145ZM184 2H185V1H184ZM243 2H244V4L242 5ZM256 2H261V0H256L255 3H256ZM8 3H10V4H8ZM48 3H49V2H48ZM94 3L96 4V7H95ZM136 3H137V2H136ZM164 3H163V4H164ZM168 3H171V4H168ZM174 3H175V4H174ZM198 3H200V0H199V2H197V4H198ZM210 3H211V2H210ZM218 3H221V1H219ZM224 3H225V4H228V2H224ZM248 3H250V0H249ZM255 3H254V4H255ZM58 4H59V3H58ZM75 4L77 5V7L80 6V5H82V6L84 5V6H83V7H79V9H78V8L76 7ZM112 4H114L115 7L117 6V10H119V9H118L119 6H118L117 3L115 4V1H113ZM129 4H130V5H129ZM142 4H143V6H145V9L142 7ZM158 4H159V3H158ZM172 4H174V6H173ZM229 4H230V3H229ZM229 4H228V5H229ZM257 4H258V5H257V6H254V8H253L254 10H253V9H249L250 11H253V12H247V10L245 11V12L249 13V15H246V16H251L250 13L256 14L255 12H258V11H255V9H256V8H259L260 4H259V3H257ZM261 4L264 5V1L261 2ZM9 5H10V8H9ZM99 5H100V4H99ZM137 5H138V6H137ZM168 5H172L173 7L170 8ZM213 5H214V4H213ZM217 5H218V4H217ZM235 5H233V4H231L230 6L224 5V7H221V8H223V10H225V9H226L225 7H227V8L229 9L230 7L233 6L232 8H234V9L230 8L229 10H233V11H234V10H235V7H234ZM240 5H241V6H240ZM247 5H248V4H247ZM35 6H36V5H35ZM103 6H104V5H103ZM105 6H108V4L105 5ZM110 6H111V4H109V7H110ZM112 6H113V5H112ZM175 6H176L178 9H176ZM178 6H179L180 8H179ZM222 6H223V5H222ZM244 6H246V5H244ZM249 6H251V4H249ZM30 7H32V8H30ZM40 7H38V8H40ZM156 7H160L161 9H164V10H162L163 12H161V10L157 9ZM260 7H263V6H260ZM33 8H35V9H33ZM45 8H48V7L45 6ZM45 8H43V9H45ZM58 8H59V9H58ZM103 8H104V7H103ZM155 8H156V9H155ZM165 8H168L167 10H169V11L172 12V13L170 14V12H169V11H166ZM173 8H174V9H173ZM224 8H225V9H224ZM246 8H247V6H246ZM107 9L109 10L110 8H107ZM107 9L105 8V10H104V12H103L104 14H102V15H106V16H102L101 13H97V12H96V14H98V16L106 17L107 20H108V19H109L108 17H109L111 14L108 13V14H110V15H108V17H107V13H106V12L108 11ZM111 9L114 10L113 7H111ZM137 9H138V11L136 12ZM181 9L185 10V11H184L185 13L182 12ZM190 9H191L190 11H192V8H190ZM228 9H226V10H228ZM244 9H245V8H243L242 11H243ZM247 9H248V8H247ZM263 9H264V7H263ZM41 10H42V9H41ZM41 10L38 9V13L40 12V13H42V15H40V14H38V15L36 14V15H37V16H39V15L41 16V17H39V19H40V18L44 19V18H46V17H45L46 15L43 14V13H45V12H43V11H41ZM46 10H47V9H46ZM59 10H60V11H59ZM64 10H66L67 12H66V11L64 12ZM106 10H107V11H106ZM120 10H122V9H120ZM120 10H119V11H120ZM153 10H154V11H153ZM172 10H173V11H172ZM194 10H195V8H194ZM226 10H225V11H226ZM258 10H259V9H258ZM62 11H63V12H62ZM84 11H85V12H84ZM89 11H90V12H89ZM110 11H111V10H109V12H110ZM119 11H118V12H119ZM129 11H131V10H129ZM155 11L158 12V13L155 14ZM165 11H166V12H165ZM178 11H179V12H178ZM225 11H223V13H225ZM233 11H232V12L227 11L226 14H228L230 17L232 16V17H235V18H236V17H242V18H243V17H246V16H237V15H236V16H233V15H235V14H238V15H240V14H241V15L247 14V13H241V12L238 11V10H236V11H238V13H237V12H236V13H233ZM47 12H48L49 14H51V13H50V12H51L50 10H49V11H46V13H47ZM56 12H57V14H56ZM58 12H60L61 14H59ZM118 12H117V13H118ZM150 12H152V13H150ZM164 12H165V13H164ZM167 12H169V14H166ZM192 12H193V11H192ZM192 12H191V13H192ZM194 12H195V11H194ZM8 13H9V14H8ZM117 13H114V14H117ZM119 13H121L122 15H120ZM119 13H118L119 15H117V16H116V15L111 16V17H113V19H114V17H115V21H114L113 26L116 25L117 27H112V24H109L110 21H107L108 23L105 22L106 24H105L104 22L101 23V21H102L101 18H102V17H100V19H98V20H100V24H99V21L95 20V21L98 23V26L101 25L102 28H104V30H106V31H108L110 28H111V29H112V28H115V30L117 29L118 31L121 30V31L118 32V33L115 32L116 34H118V35H116L115 37L112 36V35H115V33H113L112 35H108V34H106V35H107V36H106V39H109V36H112V38H116V39H118L117 36H119L120 34H121V36H122L123 38L125 37V36H123V35H126V34L128 35V31H129L128 29H129L130 27H129V28H127V27H128V26H132V24H131V25L128 24V23H129L128 20H132L134 17H133V16H131V17L128 16L129 18H127V19L124 18V19H126L127 21H125V22H124V21H120V20H117V19H122V18H117L118 16H119V17H122L123 15H130L131 13H130V14H126V13H128V12H124V9L122 10V12L120 11ZM160 13H161L162 15H167L168 18H170V19L167 20V17H166V16H163V17H165V18H162V15H161V16L159 15ZM178 13H179V14H178ZM180 13H181L182 15H184V17H186L187 19H185L182 15H180ZM196 13H197V12H196ZM196 13H195V14H196ZM204 13H206V12H204ZM259 13H262V14H261V15H262L261 17L264 18V17H263V16H264V10H263V11H260V10H259ZM28 14H29V13H28ZM33 14H35V13H33ZM33 14H32V16H36V15H33ZM49 14H47V17L50 18V19H53V18H51L52 16H49ZM153 14H154V15H153ZM189 14H190V15H189ZM220 14H221V13H219L218 16H220V17H222V18H224V19L222 20L220 17H216V19L219 18V19H218L219 22L222 21V22L225 23V24L222 25V22H221L220 24H217V23H216L217 20H215V22L212 23V25H213L214 27H216V25H218V27H219V25H220L221 29H222V26H223V29H222V30L226 31V34H227L226 36L228 37V33H229V32H227V31H229L230 29H226V28L233 27L234 25H231V24H234V23H231V22H230V21H232V20H228V18H230V17H227V16L224 17L225 14H222L223 16H221ZM232 14H233V15H232ZM10 15H11V16H10ZM151 15L153 16L152 19L155 17V15H159L160 18H159V16L156 17V19L159 18V19H158L159 21H157V22L154 21V22H153V21L151 20V18H150ZM169 15H170V16H169ZM171 15H172V16H171ZM205 15H206V14H205ZM205 15H204V16H205ZM258 15H259V14H257L256 16H255V15H253V16L259 18ZM43 16H44V17H43ZM65 16H64V17H65ZM207 16H209V14H208ZM253 16H251V17H246V18H248V19L251 18V19L249 20V21L251 22V20H254L253 18H255V17H253ZM10 17H11V22L9 23V21H10ZM54 17H55V16H54ZM69 17H70V18H69ZM111 17H110V18H111ZM144 17H143V16H142V17L139 16V18H144ZM191 17H192V16H191ZM209 17H210V16H209ZM30 18H31V16H30ZM32 18H33V17H32ZM62 18H63V17H62ZM130 18H132V19H130ZM161 18H162V19H161ZM194 18H195V17H194ZM206 18H208V17H206ZM257 18H256V19H257ZM262 18H259V19H262ZM39 19H38V25H42V24H39V22H41V23H42V22H46V21L48 22V21L50 20V19H49V20L44 19L45 21H43V20H39ZM63 19H65V18H63ZM136 19H133V21H134V20L137 21ZM147 19L144 18L143 20L146 21ZM154 19H155V18H154ZM156 19H155V20H156ZM165 19H166V20H165ZM171 19H173V21H172ZM195 19H196V18H195ZM195 19L192 18L191 20H195ZM248 19H244V18H243V20H241L240 18H236V19L233 20L234 22L237 23V24L235 23V25H238V26H240L241 23H238L239 21L237 22V20H241V21H243L244 23H242V26H241V27H245V28H239V27L234 28V27H233V30H234V31L232 30L231 32H238L239 29H242L241 34H242V35L244 34V36H242V37L245 38V39H244V38H241V37H240L241 35H237V36H235V37H239L238 39H241V41L243 40V43H242V42H239L240 40H238V39L236 40V38H235L234 41H233L234 44H235L234 46L239 47V48H238V50L235 49V50H233V51H238V52H239V51L242 50L243 53H245V52H251V53H252V52H253V54H255V55H257V53H258V56H257L256 58L260 59V62L264 63V60H263L264 57L262 56V55H264V52H263V51H264V48H259V46L264 47V46H263V44H264V35H263V33H264V27H263L264 23H261V22H260V24H263V25H260V24L257 25V24H255V23H253V22H252V23H248L247 21H245V20H248ZM31 20H34V18L31 19ZM57 20H58V21H57ZM104 20H105V18L103 19V21H104ZM109 20H110V19H109ZM169 20H171L173 23L170 24L171 21H169ZM187 20H189V21H187ZM204 20H205V18H204ZM206 20H207V19H206ZM225 20H226V21H225ZM262 20L264 21V19H262ZM262 20H261V21H262ZM25 21H26V23H25ZM60 21H62V20H60ZM63 21H65V20H63ZM63 21H62L63 24H66V22H68L69 24H71V25H67V24H66V25H67V26H66L67 28H73V27H69V26H73V25L76 26V24H79V25L81 24L82 27H81V25H80L79 27H81L80 29L83 30L85 27L90 26V27H89L90 29H89V28H88V29L86 28L88 31H86L85 29H84V30H85L86 32H91V33H92V30H91L92 28H91V27H93V25L96 24V22H95V23H93V25H88L90 22H89L87 19L84 20V22L81 21V22L84 23V25L88 23L87 26H86V25L83 26L82 23H77V20H76L75 22H74V20H72V23H70L68 20L65 21V23H64ZM116 21H117V23L120 22V24H119L120 26H118L117 23H115ZM161 21H168V22H165V23H167V24H165L164 22H161ZM186 21H187V22H186ZM207 21H208V20H207ZM228 21H229L230 23H227ZM241 21H240V22H241ZM255 21H257L256 23L259 22L258 20H255ZM27 22H29V23H27ZM32 22H33V21H32ZM47 22H46V24H45V23H43V24H45V26H46V25H47ZM92 22H94L93 19H92ZM92 22H91V23H92ZM122 22L125 23V24L122 25V24H123ZM126 22H128V23H126ZM151 22H153V23L151 24ZM174 22H175V23H174ZM190 22H191L190 26L192 25V27H194V28H193L194 30L196 29V26H198V29H196L195 31L199 30L200 28H203V29L205 30V32L209 30V31L207 32V34H209V36H212V35L214 36V33H217L216 36L219 34V35H218L219 38H221V39H222V38H223V39L227 38V37L224 38V35H225V34H220L221 32L218 31L219 28H218V30H217L218 32H215L216 29L213 28L212 25H211V26H206L207 23L210 22V20H209L208 22H206V24L203 23V22L200 23L199 21H196V22H192V21H190ZM219 22H218V23H219ZM74 23H75V24H74ZM111 23H113V22H111ZM130 23H134V22H130ZM148 23H149V24H148ZM159 23H161V24L158 25ZM163 23H164L165 26L168 25V24H169L168 26H171V25L174 24V25H173L174 28H172V27H168V28H166V30H165L166 33H165V32H163V27H164ZM192 23H193V24H192ZM197 23H200V24L195 26V24H197ZM210 23H211V22H210ZM210 23H209L208 25H210ZM246 23H248V24H250V25H248V24L246 25ZM10 24H11V25H10ZM58 24H59V23H58ZM58 24H57V25H58ZM104 24H105V25H108V24H109V25H108L107 27H105V26L103 27ZM136 24H138V23H134V25H136ZM156 24H157V25H156ZM181 24H183V25H181ZM201 24H203L205 27H207V29H206L205 27H201V26H202ZM226 24H227V25H226ZM229 24H230V26H228ZM244 24H245V26H243ZM252 24H253V25H252ZM35 25H33V26H29V27H34V28H36V29H37V28H40V29L42 28V27H38V26H35ZM48 25H51V23H50V24L48 23ZM60 25H61V23H60ZM60 25H59L58 27H60L59 30H60V33H62L61 30H62V29H63V30H66L67 28H66V29H65V28H62V27H61L62 25H61V26H60ZM110 25H111V26H110ZM126 25H127V27H126ZM134 25H133V26H134ZM255 25H257V26H255ZM63 26H64V25H63ZM121 26H124V28H125L124 30H126V32H124V30H123L122 28L120 29ZM137 26H139V25H137ZM137 26H135V28H136ZM156 26H159V27H156ZM227 26H228V27H227ZM253 26H255V27H253ZM259 26H262V27H261V28H262L261 30H263V31H260V32L262 33V36L259 35L260 32H257V31H259V30H253V29H256V28L259 27ZM58 27H57V28H58ZM76 27H77V26H76ZM83 27H84V28H83ZM108 27H109V28H108ZM166 27H167V26H166ZM225 27H226V28H225ZM235 27H236V26H235ZM246 27H249L250 29H246ZM251 27H252V28H251ZM44 28L47 29V27H44ZM44 28H43V30H42V32L44 31V32H43L44 34H42V32H40V34H42L41 36L44 37L45 35H47V36H48V35H51L50 32H47V33H46V32H45L46 30H44ZM57 28H52V27H51V28H49V29H51V30L56 29V30H57ZM95 28H97V26H95ZM95 28H94V30H96ZM131 28L134 29V27H131ZM131 28H130V31H132V32H130V33H133V34H134V33H135V34L139 33V31L134 32V31L138 30L137 28H139V27H137V28L134 29V30H132ZM142 28H143V29H139V30H144V29H145L144 27H142ZM176 28H177V27H176ZM238 28H239V29H238ZM8 29H10V28H8ZM8 29H7V30H8ZM23 29H24V30H23ZM31 29H32V28H31ZM107 29H108V30H107ZM111 29H110V30H111ZM181 29H179V30H180V32L182 33ZM186 29H187V30H185V32H187V33H188V32H191V33H192V34L188 33V37H187V38H191V37H189L190 35H192L193 37H196V36H197V37H198V36L201 37V36H206V35H207V34L205 35V33H204L201 29H200V31H197V32H194V30L191 29V27L186 28ZM210 29H211V30L213 29V32H214V33H213V32H210ZM221 29H220V30H221ZM258 29H259V28H258ZM2 30H4V29H2ZM28 30H30V32H28ZM34 30H35V29H34ZM70 30H71V29H70ZM70 30L68 29V31H67V30H66V31L69 32ZM98 30H99V33H98V31H97V33H96V31H93V33L95 32L94 35H95V34L98 35V34L104 33V30H103V32H100V31H101V28H98ZM117 30H116V31H117ZM161 30H162V31H161ZM179 30H178V31H179ZM189 30H192V31H189ZM235 30H236V31H235ZM244 30H245V31H246V30H248V31H249V30L255 31V32L257 33V35H259V38H262V39L259 41V39L257 38V35H256V36L254 35L255 32H253L254 34L251 33V34H252V35H251L252 38H255V39H252V38H250L251 36L248 35V34H250V33H247V35H245L246 32H244ZM8 31H9V30H8ZM11 31H12V29H11ZM22 31H26V32L24 33V35L22 34ZM37 31H38V30H37ZM39 31H40V30H39ZM112 31H113V30H112ZM178 31H177V32H178ZM248 31H247V32H248ZM2 32H3V31L0 30V35H1ZM31 32H33V34H31ZM35 32H36V31H35ZM52 32L55 33V31H52ZM70 32H71V31H70ZM72 32H73V30H72ZM72 32H71L70 34L68 33V35H73ZM74 32H75V31H74ZM123 32H124V33H123ZM148 32H146V33H148ZM174 32H176V31H174ZM174 32H172L173 35H170V37H173L172 40L175 38V34H174ZM209 32H210V33H209ZM242 32H244V33H242ZM249 32H251V31H249ZM29 33H30V34H29ZM45 33H46V34H45ZM48 33H49V34H48ZM54 33H52V34H54ZM56 33L60 34L59 32H56ZM108 33H109V32H108ZM119 33H120V34H119ZM194 33H195V34H194ZM197 33H200V34H197ZM201 33H203V34H201ZM36 34H37V32H36ZM109 34H110V33H109ZM133 34H132V35H130V34L128 35V36H130L129 39L133 40V39H135L136 37H139V36H140V35H139V36L134 37ZM169 34H170V33H169ZM176 34H177V33H176ZM189 34H190V35H189ZM211 34H212V35H211ZM229 34H231V33H229ZM38 35H39V33H38ZM63 35H65V31H63ZM63 35H56V37L60 39L59 36H63ZM76 35H77V34H74V37L70 36V37H71L70 39L75 38ZM79 35H81V34H79ZM182 35H183V34H181V35L179 34V36H182ZM185 35H186V33H185ZM185 35H184V36H185ZM220 35H221V36L223 35V36L221 37ZM234 35H236V34H234ZM23 36H26V37H25V38H26L25 40L23 39V38H24ZM47 36H45V38H47ZM77 36H78V35H77ZM99 36H100V37L103 36L102 38H104V35H99ZM128 36H126V37H128ZM132 36H133V37H132ZM179 36H178V37H179ZM213 36H212V37H208V35H207L208 38H207V37H205V38H202V37H201L202 39H199V37H198V38H195V39H196V40H194L195 42H197V40L199 39V41L197 42V44H195L194 42H192L194 45L191 44L190 47L188 46V48H193V49H190V50H194V51H190V53L188 54V56L190 55L189 57H192V58H190L191 61H192L193 59L197 58V57H196L197 55L203 54V53H201L200 51L206 50L205 47L212 46V44L210 45L209 42L212 43V42L214 41V44H215V42L219 43V40H218L219 38H216V36H214V37H213ZM246 36H247V37L249 36V37L246 39ZM253 36H254V37H253ZM1 37H2V36H1ZM30 37H31V38H35V39H34V41H35V40H36V37H38V36H35V35H34L33 37H32V36H30ZM42 37H41V38H42ZM50 37H51V39H52L53 37L55 38V35L50 36ZM82 37H83V36H78L77 39L80 40L81 42L84 41V42H82V43H84V46L86 45L87 48H86V47H85L86 49H85L84 47L81 48V49L79 50V51H81V52H79V54H77L78 51H76V54H77L78 56H80V54L83 55V54H82V51H83V53L86 54V56L83 55V58H84V59H87L88 61L90 60V62H91V58H90V57H93V56H96V55L88 54V52H91L92 50H96V48L101 49V48H99V47H97V46H100V43H101L102 41H100L99 44H96V42H98V41L101 40L102 38L100 39V37H98L99 40H96V36H95V37H93L94 39L91 38V39H93L92 41H90L91 39L89 40V42H92V43H90V46H92V45L94 44L93 47H92L93 49L91 50V49L89 48V47H90L89 44H88V45L86 44L87 41L85 42V40H88V39H86V38H89V37H86V36H85L86 38L84 37L85 39H83V40H82ZM122 37H121V38H122ZM147 37H146V40H148V41L142 39V38H145V37H139V38L135 39V40H137V42H136V41L133 42V41H131V40H129V39H128V40H125V39H127V38H124V39L122 38V39H120V40H121L120 42L123 41V43H124V41H125V43H124L125 45H127V44L129 45V44H131V42H133L134 45H135L136 47H134L133 44H131V46L134 47V49H137V48H138L137 45H142V44L147 43V42H149L148 45H149L150 47L147 46V44H146V45H145L146 48L143 47V46H139L140 49L143 48L144 50H148V48H150V50H151V49H154L153 47H155L156 49H158V48L160 47V46H159V47L157 48L156 46H152V45H150V42H152V40L149 41V39H147ZM152 37H150V38L152 39ZM176 37H177V36H176ZM229 37H231V35H229ZM14 38H15V39H14ZM48 38H49V37H48ZM54 38H53V39H54ZM57 38L54 39V41H53V40H52V41H53L54 43H56V44H58L60 41H62L64 44H67V45H64V44L62 43V44H61L62 46L60 45V46H61V47H60L61 49H62V47H69L68 45H70V44H68V43H73L74 41H76V39H75V40H72L71 42H69V41H70L69 39H68L69 41H64V40H67V39H64V40L61 39L59 42H55V40H57ZM79 38H81V39H79ZM119 38H120V37H119ZM164 38H165V37H164ZM164 38H163V40H164ZM179 38H180V39L183 38L184 40H188L187 38L185 39V37H179ZM249 38H250V41H249V42H251V43L254 42V41H252V40H258V41H259V42H258V41H255L256 43L258 42L257 44H255V43L252 44V45H254V46H256V47L253 48V46H252L251 44L245 43V41L249 40ZM29 39H30V38H29ZM116 39H114V40H112V41H116ZM141 39H142V40H141ZM165 39H166V38H165ZM169 39H170V38H169ZM177 39H178V38H177ZM177 39H176V40H173V41H174V42H175V41H182V40H177ZM205 39H209V40L211 39V40H210V41L207 40L208 42H205V41H204ZM229 39H230V38H229ZM251 39H252V40H251ZM7 40H6V41H7ZM23 40H24V42H23ZM31 40H33V39L28 40L30 43H32V44L29 45V47H30L29 52H31V51L33 50V49H32V48H33L32 46H35L34 49L38 47V46H36V45H37V44H36L37 41L32 42ZM43 40H45V39L42 38V39H41L42 42H40V43H42L43 45H45L47 42L44 44V41H43ZM48 40H49V43H48V44H50L52 41L50 42V39H47L46 41H48ZM94 40H95V41H94ZM118 40H119V39H118ZM118 40H117V42H119ZM172 40H171V41H172ZM217 40H218V41H217ZM262 40H263V41H262ZM0 41H2V40H0ZM16 41H17V42H16ZM38 41H39V40H38ZM57 41H58V40H57ZM107 41H108V40H107ZM128 41H129V42L131 41V42L129 43ZM139 41H145V42L141 43V42H139ZM171 41H170V42H167V43H172L171 45L173 46V49H172L173 51L170 50L169 48H168V50H167L166 46H168V45L171 46L170 44H167V43H166V44H167L166 46H162V47H165L166 49L164 48V49L161 50V49L159 48L158 50H161V51H163V52H164V51H167V54H168V55H169V53L171 54V51H172V53H174L173 55L176 56L175 58H177V59H174V60H178V59L180 58V60H179L180 62H183L182 60H185V61H184L185 63L187 62L189 65H191V63L188 62L189 60L186 61L189 57H188L187 59L182 58V57H185L184 55H186V54L189 52V51L187 52V50H189V49H187V46H183V47H182L181 44H179V45L177 44V46H175L176 43H174V45H173V41H172V42H171ZM200 41H201V42H200ZM236 41L239 42V43L236 44ZM4 42H5V41H4ZM10 42H11V41H9V42L7 41V43H10ZM22 42H23V43H22ZM81 42L78 41V45H77L76 43H75V44H72L73 46H76V47H71L70 49H73V48H74L75 50H76L77 48L79 49L80 46H83V45H80V44H82ZM89 42H88V43H89ZM93 42H95V43H93ZM104 42H106V41H104ZM108 42H110V41H108ZM117 42H113L112 45H109L110 43H105V45H106L107 47H104L105 45H101L102 47H104V48H102V49L104 50L105 48H108L107 50H110V51H112V52H113V50H119L118 52L123 51V52H121V54H123L125 51L129 52V50H124V49L126 48V46H124L123 43H122L123 46L120 45L121 43L118 44V45H116ZM184 42H185V41H183L182 44L186 45V43H187V44L190 45V43H188L187 41H186L185 43H184ZM199 42H200V43H199ZM202 42H204V43H202ZM225 42H226V41H225ZM227 42H228V41H227ZM247 42H248V41H247ZM261 42H262V43H261ZM12 43H13V42H12ZM12 43H10L11 45H10V44H9V45L7 44L9 49H14V48L17 47V46H13ZM18 43H22V44H18ZM33 43H34L35 45H34ZM54 43H53V44H54ZM126 43H127V44H126ZM138 43H140V44H138ZM177 43H179V42H177ZM180 43H181V42H180ZM207 43H209V45H206ZM228 43H229V42H228ZM230 43H232V42H230ZM0 44H1V45H5L3 42L0 43ZM27 44H28V43H27ZM48 44H47V45H48ZM53 44H52V45H53ZM56 44H55V45H56ZM101 44H104V43H101ZM152 44H153V43H152ZM198 44H199V45H201V44L204 45V46L201 45V47H203V48H202V49H199L200 47H196V48L194 47V46H199ZM214 44H213V45H214ZM258 44H259V45H258ZM39 45L42 46L41 44H39ZM52 45H50V47H49V48H52V49H48V48L45 49L44 47H43L44 49H43V48H37V49H43V51H40V52H43L42 55H44V53L50 54V53H48L47 51H48V50H53V49H54V50L56 49V51H54V52L51 51V52H52L51 54L53 55V54L56 52L55 54H58V55H59V53H61V52L64 50V49L61 50V49H59V48H57V47L55 48V45H54L53 47H51ZM79 45H80V46H79ZM113 45H114V46H117V47H122V48L125 47V48H124V49H122V48H121V49H119V48H118V49H112V48L114 47ZM153 45H154V44H153ZM238 45H239V46H238ZM241 45H244V46L247 45V46L249 47V49H252V50H249V51H248V50L246 49V46H245V47H244V46L242 47ZM249 45H251V46H249ZM20 46L18 47V51H17V49H15L16 52H18V53H17L18 55L16 54L15 50H12V53H9V54L7 55L6 53L11 52V51H10V50L7 51L6 48H5V49H2L3 51H5V54H3L2 56H6V58H7L6 60H7V61H8V58H9V55H10V54H11V56L17 55V56H18V59H20L19 56H24V57H21V61L23 60L24 62H25V60L27 61V60H29V59H33V58H35V59L37 60V59L40 58V55H37V54H41V53H39V52L37 51V49H35V52L37 53V54H35V55H37L36 57H35V56L32 57V56L34 55V51H33L32 53H28V54L22 55V54L27 53V52L24 51L23 53H21L23 50H22V51L20 50V52H19V49L22 48V47H20ZM57 46H59V45H57ZM108 46H110V48H109ZM111 46H113V47L111 48ZM131 46L129 45V46H127V48H130ZM1 47L4 48V46H1ZM27 47H25V48H26V49H29V47H28V48H27ZM94 47H96V48H94ZM151 47H152V48H151ZM162 47H161V48H162ZM174 47H178V48L181 47V48L179 49L178 52H184V51H186V52H184L183 56L180 55L181 53L179 54L180 56H179V55H176V53H178V52H176L178 49L175 50L176 48H174ZM236 47H233V48H236ZM248 47H247V48H248ZM257 47L259 48V51H258V48H257ZM183 48H185V49H183ZM240 48H241V49H240ZM22 49H23V48H22ZM83 49H85V51H84ZM87 49H89L90 51L87 50ZM182 49H183V50H182ZM196 49H198V50H196ZM207 49H208V48H207ZM214 49H216V48H214ZM239 49H240V50H239ZM255 49H256V51H253V50H255ZM261 49H262L263 51H261ZM0 50H1V49H0ZM46 50H47V51H46ZM58 50H60L59 53H57ZM75 50H69V49H67V51H66V50H65V51H66V52H68V51L73 52V51H75ZM107 50H106V51H107ZM138 50H139V49H138ZM150 50H148V51L145 52V57H143V58L146 59V57H147V53H148ZM158 50L155 51V49H154V52H157ZM169 50H170V51H169ZM181 50H182V51H181ZM195 50H196V51H195ZM44 51H46V52H44ZM96 51H97V50H96ZM96 51L94 52V54H95V53H96V54L99 53V54H100L99 57H101V55H102L103 53H105V54H103V55H104L103 60L106 59L107 57H110L109 59H111V58L113 57V56H111L112 53H110V51H108V52H106L105 50H104V52H103L102 50H99V51H101V52H96ZM140 51H141V52H144V51H142V50H139V52H140ZM216 51H217V49H216ZM221 51H222V50H221ZM0 52H1V51H0ZM14 52H15V53H14ZM86 52H87V53H86ZM102 52H103V53H102ZM152 52H153V51H152ZM154 52H153V53H154ZM197 52H198V53H197ZM203 52H204V51H203ZM218 52H219V49H218ZM260 52H261V53H260ZM13 53H14V54H13ZM64 53H65V52H64ZM91 53H92V52H91ZM108 53H110V54L108 55ZM130 53H131V51H130ZM150 53H151V52H150ZM150 53H148V54H150ZM153 53H151V54H152L151 57H147V58H152L153 56H156V55H157L156 53H154V54H153ZM157 53H158V52H157ZM159 53H160V52H159ZM165 53H166V52H165ZM165 53H160V54H158V55L163 56V54H164V56L167 57L168 55L165 54ZM191 53H192V54H191ZM205 53H208V50H206V52H204V54H205ZM213 53H214L213 55H218V56L221 55V53L217 54V53L215 52V50L213 51ZM251 53H248V54H246L245 56H244V54H242V56H243L242 58H241L240 53H238V55H239V57H240L238 61H241V62H240L236 67H237L238 70H239V68H242V69H243L244 71H246V72H243V71L241 72V70H239V71H238V70H235V68L233 67L234 70L232 69V71H235L236 73H240V72H241V73H240L239 75H238V74L236 75V73L234 72V73H235V74L233 75V76L235 77V78H234V77L232 76L233 72H230V73H231V74H230V77H231V78L228 77L229 81H231V82L229 83V85H230L231 83L236 84L237 80H239V82L242 81L241 83H244V84H243V87H245V88L240 87V85H242L241 83H237L236 86H235V85H232V84H231V86L227 85V84H228V83H227V82H228V81H227L228 79H227V80H226V79H223L222 81H224V82H222V84H221V81H220V80H221L222 78L227 77L228 74H229V71H230V69H228V70H224V69H227L230 65H229V66L227 65L228 67L224 66V67H225L224 69H221V68H223V67H220V65H218V66L220 67V69H218V70H220V71L222 72V73H221V72L218 73L219 71H218V72H215V73H217L216 76L221 75V76H220L221 78L218 77V79H220V80H219V81H220L219 84L224 85L223 83H225V85H224L223 87L220 85L221 87L216 88L218 91H216L214 87H213L214 90H213V88H212V89H210V91H208V87H202V89H201V87H200L199 89H201V90H199L198 88H196L197 91L193 88V87H195L194 85H197V83H194V85H192L191 83H193L192 81H194V79L191 78L192 81L187 80V79H189L190 76L187 77L188 75H186L185 73H189L190 75H193L192 77H194V75H195L194 72H197V71H194V70H195V68L193 67V66L195 65V64L193 63L194 61L192 62V63H193V65H191L192 67H191V66L189 67V68H191V70H193V71L189 70V72H187L188 69H189V68H187V67L189 66L188 64H184L183 67H182V65H180V66H181V68L179 69L180 71H181L183 68H185V70H187V71H185V73H182L183 71H181L180 73H182V74H181L182 76H183V74H184V75L187 77V78H184V80H187L188 83L186 84V81L182 80L183 78H182V79L179 78L178 85H179L180 83H182V82H180V81H184L185 83H182L181 86H178V88H176L175 90L171 89V88H170L171 86H169L168 83H169L170 81H172V80H171L172 78H175V77H177V76H181V75H179L180 73L178 74L179 71H177V73H176L177 75H176V76H173V75H172V77H171V75H168V76H167V74L173 73L174 71L172 70L173 72H171V70H169V69H168V70H167V69H163V68H161V67H163V66L168 67V66H167L168 64H167V65H160V66H161V67H160L161 70L156 69L157 67L154 66V65H157V63L160 64V63H159V60H160V59L156 61V60H154V59H155V57H154V58H152V59H150V60H149V59H146V60H148V61H151L152 63H151V62H147V61L142 60V61H139V62L135 65V63H136L135 61H136V60H141L142 56H141L139 59H135V60L132 59V56H129V57H131V59L133 60V61H132L131 59H129V60H131V61H130L129 64H127L128 66H131L130 68H128L127 65H126V68H124V67H125V65H123L124 62H121L122 65H123V66H122L121 63H120V61H119L118 63L115 62L117 65H116V64L114 65L115 67L118 66L119 68H121V66H122V67L124 68V70L128 68V70H125L126 72L129 71L128 73H123V69L121 70V71H122V73H121L122 77H123V75H124L123 78H128V77L130 76V75H128V74H130V73H132V74H131L132 78H133V76H134L135 78H136V77L139 78V77L141 76V74H142V71H144L143 69L146 68V69H145V72H143V75H142V76H143V77H147V78H146L147 80H145V79L142 78V77L139 78L140 80L143 79L142 82H140V80H138V79H137V80H138L139 82L136 80V84L145 83L146 85H143L144 87L147 86V83L149 84V86L151 85V84L149 83V81H148V80H150V79H148V77H150V78H152V77L156 78V77L153 76V75H152V76H146V72H147V71L149 72V74H153L154 72H156L154 75L161 76V75L164 74V73L161 72V73H162V74H161L160 71L163 70V71L165 72V76L162 75V76H164V78H161L163 81H162L161 79H159V80L161 81V82H159V80L156 78L157 81H158V82H156V83H158V84H156V85H162V86H157V87H158L157 90H159V91H158V94H159V92H160L161 96L158 95L157 93H154V91L156 90V89H155L156 87H152V86H150L152 89H155L153 92H152V90H151V92H152V97H153V99H156V98L158 99V100H156L157 102L160 101L161 99H163V97H164V96L162 97V93H161L162 91H164V90H162L164 87H168V89H170V91H172V90H173V91H176V90H183V89H180V87H182V88H184V89H186V90H189V91H184V90H183L184 92H186V96H185V94L182 93V91H180V93H182L183 96H181V94L178 93V94H179V100H180L181 97H184L183 100H185V99H186V100H189V98H187V97H190L189 94H191V93H192V90L194 89L195 92L192 93V95H191V97L193 96V98L190 99V103H188V101H184V102H182V101H183L182 99L180 100V101H181L180 104H184L183 106H185V103H188L187 106L190 105V106L194 107V105L191 104L192 102H197L198 105H201V104H199V102L202 103V101H199V102H198V99L201 98V97H199V95L206 94L205 92H211V91H215L216 94H217V92H219V94H217V95L214 94V95H215L214 97L219 96V97L221 98L220 100H223V99H226V100H227V99H229V100L226 101V102H225V100H223V104H224L223 107L225 106V108L228 106V105H226V103H228L229 105H231V108H232V107L236 108L235 106H232V104L237 103L238 105H240V103H241V104L244 103V102H243V101H244L243 99H244V98L246 99L247 97H248L247 99H252V100L247 101L248 103L251 101L250 104H249V107H248V104L245 105L246 108H247V110H248L247 113L244 112V111H246V110H244V107H243V108H240V107H238V106H237V109H235V110H234V109H230V111H227V112H226V114L229 113V115H230V116H228V117H231V115H232L231 113H232V112H233V115L235 116V113H236V112H234V111H236V110H238V112L241 111V112H239V114L242 113L244 116H243V117H240V118H237L238 116H241V115H239L238 112H237V113H236L237 116L234 117V118L240 119V120H241L240 123L243 122L242 124L245 123V120H242V118H244V117H245L244 119L247 118V119H246L247 121H246V123H245V125H247L246 127L243 125L244 128L239 129V128H238V127H240V126H239V125H240L239 122H236V123H238V125H236V123H234V124L231 123L232 121H231V122L227 121V122L230 123V124H229V126H230L229 128H231L232 125H236V126H238L237 128H238L239 130H238V129H235L234 127H232L233 130H232V128H231V129H228V128H227V130H229V131H227V132H229V133H228V134H226V133L224 134V133H223V134H224V136H223L221 133H220V134H218V133H219L220 131H221V132H226V131H225L224 129H220L221 127L218 128L217 126H219V125L213 123V124H215V125H217V126H216L215 128H213V129H211V130H216V129L218 128L219 130H216V131H218V133H216V131H214V132H212L211 130H209V131H211L212 134H213V133H216L217 135H220L219 137H221V138L218 139V138H217V135L215 136V137H216V140H215L214 143L216 144L217 141L219 142V145L217 144V146H215L214 144H212L213 141H214V140L212 139V138H214V136H213L214 134H213V135H212L211 133L208 134V136H211V138H210V139L212 140V141H211V142H212V143H211L212 145H211L210 143H208V142H209V137H208V136H205V135H207V133L202 132V131L209 132L208 129H206V128H209V129H210V128L214 127L213 125H211L212 127L209 126L210 124H212V123H210V122H215V121H216V120L213 119V117H210V116H213V115H214V114H211V113H213V111H215L214 113H217V112H216V109H217V108H218L217 110H219L218 112H219V113L221 114V116H222V118H220V119H222V120L217 119L216 117H215V119H217L219 122H220V121L223 122V121L225 120V118L227 117V115H225L226 117H223V115H224V113H223L224 108L222 109V108H220V106L216 107L217 105H219V104H217V102H216V103L214 102V103H212V104L210 105L212 109H214V108H215V109H214L213 111L207 112V113H210L211 115L206 113V115H204V116H207V117H205V118L203 117V115H202V116L200 115V116H199L200 118L197 117L196 114H194V113H195V112H194V109H196V110H200V108H201L202 106H204V109H206V108H205V105H207L206 107H207V111H208V109H209V110L211 109V108H209V104L201 105L199 109H197L198 107H197V108L195 107V108H193V109H191L190 106L187 107V109H189V111H190V114H191V110L193 111L192 114H191V116L194 115L196 118H199V119H197L198 121H199V120H201V121L206 120V121H204V122L209 121L210 124L207 123V124H209V125L205 126L206 128H204V129H206V130L201 129V128H203V126H197V125H195V124L193 123V122L196 120L193 116H192V117H193V118H192L191 116H189V114H187V115H183V114H185L186 112H188V110H185L184 112H181L182 114L179 113V115H182L183 118L172 119V118H174V115H175V114L177 115V113L174 111L175 114L172 116V118H171L172 120H171L170 123H169V124L172 125V126H171V130H172V131H174V129H172V127H175V125H177V123L179 124V125H177V127H180V125L183 124V122H184V123H187V124H184V126L187 125L186 128L188 129V131L190 130V129L188 128V125L191 124V125H189L190 128H193V127L197 126V128H198L199 130L201 129V132H202V133L199 132V130L196 131L197 128H194V130L196 131V132L194 131L195 133H197V132H199V133H201V134L204 133V136H202L201 134H200V135H201L202 137H205V138L199 140L198 138H202V137H200V135H198V134H195L193 138H191V137H187V136H192V135H193V134H191V132H192L193 130H190L189 132H187L188 134L185 136L186 138L183 136V138L181 139L180 143H181L182 141H183L184 143H186V142L189 141V140L185 141L186 139H190V140H192V139L195 138V139H197L198 143H197L196 140H194V141H196L194 144L197 143V145L199 144L198 146H200V145L202 144L201 141L204 140V143H205V142H206L205 139H207L208 142L205 143V146L209 147L208 145H210V147L214 146L213 148L218 147L217 151H215L216 149H215V150H212V151H214V153H218V154H216V156H214V154H212V153H209V154H208V155L211 154L210 156L212 157V160L210 159L211 157H209V156H208V158H207V156H206L207 154L205 153V152L208 153L207 150H205V151H203V152L201 151L202 149H205V148H206L205 146H203L202 149H198L199 147L196 145V147H198V148H196L195 150H197V151H201V153H203V154H201L200 152H199V155L195 154L197 151L194 152L193 154H190V153H192V152L194 151L193 148H194L195 145L193 144V141H192V143H190L191 141H189V144H191V145L189 146V148H190V149H193V151L189 150V148H186L187 154H183V153H182V155H181L182 157L177 156V155L179 154V152H174V153H175V156H174V157H178V158H179L178 160L181 161V162H184L185 160L187 161V159H190V158H191L190 161L193 160V158H194V159H197V158H198V157H193V158H192V157H190L188 154H190V155H197V156H201V155H202V159H201V157L198 158V159H201L203 162L201 161L202 163L200 162V164L197 165V166L193 165V168H194V169H192V171H193V173L197 172V173H199V174H200L201 172H203V174L205 173L204 175H205L206 178H203V179H202V178H199V177H203V176H200V175H198V174H193V176H194V175H198V177L194 176V178H195L194 180H196V181H195V183L192 184L190 181H193V179H192L193 176L190 175V174H188L189 176H191V177H190L191 179L189 178L188 181L190 180L189 182H190L192 185H191V186L186 185V186H189V187L187 188V190H185V192L183 191V193L185 194V196L187 197V199H185V201H180V203L183 202L184 205L180 204V205H181V206H180V205L176 204V207L179 206L180 208H183V206H185V207L187 206L188 211H187V212L184 211V212L187 213V219H188V221H186L187 223L185 224V223H184V220H186V218L183 219L182 217H184V216H180V217L183 219L182 222H183L186 226H184V225L182 226L181 222H180V223H179V222H175V224H176V223H177V224H178V223L181 224V225H179V228H180V227H182V228L185 227V228H184L185 231H183V230L180 228L181 230H179V232H177V233H179V234H180V233H183L185 239L182 240V239H181V238H182V237H181L182 235H179V234H178V235H179L180 237H178L177 239H178L179 241H180V239H181L182 241H184V242H180V244H181V243H182V244H183V243L185 244V245H181V246H182V248H184L186 251H187V250H191V251H192V249H193V247H194V246H192V249H189V247H186V245H188V244H189V245H192V244H193V245H195V246H197V244L203 245V242H204V240H206V238L212 239V240H208V244H210L209 242L211 241L212 245H209L208 247H206V246H207V245H206L207 243L204 242V243H206V244H204V245H206V246H205V247H204V246H201V247H204V249H206V251L209 250V248H210V246H211V247H212V251H214V252L209 251V254H210V253H211V254H212V253H215L216 249H218L217 252L215 253L216 255L213 254V255H214V258H215V256H216V258H215L213 261L211 260L210 262H207L208 264H264V64H260V65H261V66H260V65H258V64H259V63H258V61H259L258 59H255V60L250 59L251 57H252V58H255V57H254L255 55H253V54L251 55ZM262 53H263V54H262ZM19 54H20V55H19ZM30 54H31V55H30ZM51 54H50V56H48V58L52 57ZM128 54H129V53H128ZM128 54H125V53H124V55H127V56L125 57V59L128 57ZM131 54H133V57H135V55H134V54H135V51H133V53H131ZM136 54H137V53H136ZM139 54L141 55L142 53H139ZM208 54H209V53H208ZM211 54H212V53H211ZM211 54H210V55H211ZM249 54H250V55H249ZM26 55H29V58H28ZM58 55H56V56H58ZM67 55H68V54L61 55V56H63L62 59H65V56H67ZM71 55H72L71 57H70V55H69V58H70L71 60H72V57H74V56H76V58H77V55H74L73 53H71ZM73 55H74V56H73ZM88 55H91V56L88 58ZM124 55H123V56H124ZM142 55H144V54H142ZM194 55H196V56H194ZM248 55H249V56H248ZM106 56H107V57H106ZM201 56L204 57L205 55H200L199 57H201ZM207 56H208V55H207ZM211 56H212V55H211ZM259 56H261V57H259ZM14 57L16 58V56H14ZM25 57H26V59L24 60ZM30 57H32V58H30ZM37 57H38V58H37ZM58 57H59V56H58ZM99 57H97V58H99ZM138 57H139V56H138ZM208 57H209V56H208ZM215 57H216V56H215ZM3 58H4V57H1V56H0V60H3V62L5 63L6 60L3 59ZM42 58H43V57H41V59H42ZM45 58H47V56H45ZM60 58H61V57H60ZM66 58H67V57H66ZM80 58H82V56H80ZM93 58H95V57H93ZM97 58H96V59H97ZM143 58H142V59H143ZM158 58H160V56H158ZM163 58L166 59L165 57H163ZM172 58H173V57H172ZM172 58H171V60H172ZM245 58H248V60H247V61L244 60ZM261 58H263V59H261ZM13 59H14V58H13ZM13 59H12V60H13ZM41 59H39L40 62L37 61V62H39L40 66H41V64L44 63V62L46 63V61H43V62H42ZM50 59H52V61H54V57H53V58H50ZM70 59H67V61H65L66 59L63 60V61H64V66H63V65H61V66H57L56 64H57L58 62H55V63H54V62H51V63H54L53 66H51V65H48V63H50V62H48V63H47V67H49V66L54 67V66H55V69H56L57 67H59V68L62 69L61 71H67V72H65V73H64V72H60V73L57 72V73H58V74H57L58 76H59V74H60V75L65 76L64 78H66V77H67V74H70V72H72V74H73L74 72H75V73H78V72H79V71H78V72H76V71L73 72V70L76 69V67H77L78 64H79V60H78L79 58H78V59H75V57H74L73 61H74V60L76 61V63H74V64L71 63V60H70ZM115 59H116L115 57L112 58L111 60L106 59V60H108V64H106V63H107L106 61L103 62L104 65H103V63L99 64L100 66H103L102 71L105 70V71H107V72H110V71L107 70L108 67H107L106 69H104V68H105L104 66L107 65V66L110 67L109 62H111V63L113 64V62L117 60V59H116V60H115ZM167 59L169 60L170 58L168 57ZM167 59H166V60H167ZM197 59H199V58H197ZM197 59L195 60V61H196L195 63H197V65H196L195 67H196L197 70H198V69H201L202 66H204V68L209 67V66H207V63H206V62H208L209 60H212L211 58H210V59L207 58L208 61H204L203 58H202L201 60H197ZM205 59H206V58H205ZM232 59H234V58L232 57ZM4 60H5V61H4ZM9 60H10V58H9ZM15 60H16V59H15ZM43 60H47V59H43ZM58 60L61 61L60 59H57V58L55 59V61H58ZM68 60H69V61H68ZM92 60H93V59H92ZM99 60H101V59H98V61H99ZM112 60H113V61H112ZM174 60H172V61H174ZM234 60H235V59H234ZM234 60H233V61H234ZM251 60H253V61H251ZM16 61H18V60H16ZM16 61H10V62H16ZM31 61H32V60H30L29 62H31ZM47 61H48V60H47ZM94 61L97 62V63H95V62L92 61V62L95 63V64H98V63H99V62L96 61V60H94ZM126 61H127V59H126ZM126 61H125V62H126ZM143 61H144V62H143ZM155 61H156V63L153 64V62H155ZM191 61H190V62H191ZM197 61H198V62H197ZM199 61H203L202 63H204V64H202V66H200L201 63H200ZM242 61L244 62V64L247 63V62H250L249 65H251V67H250L249 71L256 72V70H258V69H256V68H261V67H263V68H261V69H260L259 71H257L256 73L248 72L247 69H246L247 67L245 66L246 64H245L244 66H243V64H241ZM245 61H246V62H245ZM0 62H1V61H0ZM18 62H19V61H18ZM33 62H34V61H33ZM77 62H78V63H77ZM100 62H101V61H100ZM132 62H135V63H134L135 68H134V69H137V70H138V68H139L138 65H139L140 62H141V63H140V64H141V65H140V68H142V67L145 66V64L143 65V63H145V62H147V63L149 64V66L156 67V68H149V66L146 65V67L140 69V71H136V73L133 74L134 72H130L131 70H133V69H131V68H133L132 65H130V64H132ZM142 62H143V63H142ZM176 62H177V61H176ZM211 62H212V61H211ZM255 62H257V63H255ZM4 63H3V64H4ZM6 63H7V62H6ZM25 63H27V62H25ZM35 63H36V62H34V65H35ZM67 63H69V64L72 66V67H71V66H68V68H70V71H68V69H67V67H66V65H68ZM126 63H127V62H126ZM163 63H165V62H163ZM198 63H199V64H198ZM208 63H210V62H208ZM212 63H213V62H212ZM254 63H255V64H254ZM3 64H1V65H2L1 68H2V69H5V68H3V67H4ZM8 64H9V63H8ZM8 64H7L6 66H8ZM23 64H24V63H23ZM28 64H29V63H28ZM31 64H32V62H31ZM31 64H30V65H31ZM61 64H63V63L61 62ZM76 64H77V66H76ZM165 64H166V63H165ZM169 64H170V63H169ZM180 64H181V63H180ZM205 64H206V66H205ZM240 64H241L243 67L240 66ZM247 64H248V63H247ZM9 65L11 66V64H9ZM19 65H22V64H19ZM43 65H45V64H43ZM120 65H121V66H120ZM185 65H187V66H185ZM214 65H215V64H214ZM235 65H236V64H235ZM253 65H254V67L252 68ZM262 65H263V66H262ZM10 66H9V67H10ZM13 66H15V64H14ZM17 66H18V65H17ZM27 66H28V65H27ZM36 66H38V65H36ZM62 66H63V67H62ZM75 66H76V67H75ZM81 66H83V67H81ZM85 66H86V64H83V65L80 64V65L78 66V68H80L79 70H81L82 68L88 70L86 67L90 68V66H88V65H87L86 67H85ZM137 66H138V67H137ZM157 66H158V65H157ZM180 66H179V67H180ZM197 66H199V67H197ZM222 66H223V65H222ZM247 66H248V65H247ZM255 66H256V67H255ZM19 67H21V66H19ZM23 67H26V66L24 65ZM28 67H29V66H28ZM34 67H35V66H34ZM34 67H32V66L30 67V68H33V69H32V70H33V73H35V74L32 73L31 75H34V77H32L31 79H29V80H32V81L35 80V79H33V78H35V75L37 74V72H35L36 69H34ZM64 67H65V69H63ZM210 67H212V65H211ZM11 68H12V67H11ZM13 68H17V67H13ZM49 68H50V67H49ZM49 68H48V69H49ZM72 68H73V69H72ZM110 68L113 69L114 67H110ZM158 68H159V67H158ZM192 68H193V69H192ZM204 68H203L202 70H205L204 72L206 73V69H204ZM215 68H217V67L215 66ZM215 68H213L212 71L216 70ZM251 68H252V69H251ZM9 69H10V68H9ZM18 69H19V68H18ZM26 69H28V68H26ZM26 69H24L25 72L27 71ZM37 69H38V68H37ZM41 69L43 70V69H47V68H42V67H41ZM48 69H47V70H48ZM51 69H52V68H51ZM66 69H67V70H66ZM71 69H72V70H71ZM91 69H92V68H91ZM129 69H131V70H129ZM147 69H150V70H147ZM153 69H156V71L153 70ZM207 69H210V68H207ZM12 70H13V69H12ZM42 70H39V71H42ZM47 70H46V72L50 71V70H48V71H47ZM58 70H59V69H57L56 71H58ZM89 70H90V69H89ZM141 70H142V71H141ZM146 70H147V71H146ZM165 70H166L167 72H169V73H166ZM210 70H211V69H210ZM210 70H208V71H210ZM3 71H4V70H3ZM7 71H8V70H7ZM44 71H45V70H44ZM56 71H54V72H56ZM59 71H60V70H59ZM92 71H95L96 74H95V73L91 74ZM92 71H89V73H86V76H85L84 74H82V73H85V72H83V69H82L81 72H80V74H82V75L85 76V77H87V75H92V76L94 75L93 77L90 76L91 78H96V76H97L96 79H97V81H98V80H99V81H98V82H94V85H93V88H94V89L97 88L98 90H101L102 88H101L100 86L97 87V85H98L97 83H100V84H101L102 82H105L106 80H105L104 78H106L107 76H109V78H110V75H112V77H114V78H110V80H113V79H114V80L112 81L111 84H109L108 82H107V83H108V84L110 85V87H111V85H112L113 82H114L115 84H113V86H114L115 88H116V86H118L117 89L119 90V88H120L119 86H120V85H117L118 82H117V80L115 79V78H118V76H114V73H112V72H110V74H107V73H106V76L104 75V77H103L102 74H100V73H102V72L99 73V72H97L96 69H94V70H92ZM116 71H118V70H116ZM121 71H120V72H121ZM152 71H153V73H151ZM216 71H217V70H216ZM225 71H226V73H228V74H227V75H222V74H225ZM10 72H11V71H10ZM14 72H15V71H14ZM17 72H18V73H17ZM25 72H21V73H22V74H25ZM29 72H31V70H29ZM46 72H45L44 75H46ZM86 72H88V71H86ZM139 72H140V73H139ZM175 72H176V71H175ZM199 72H200V71H199ZM199 72H197L196 74L199 75V74H200ZM204 72H203V73H204ZM0 73H1V72H0ZM8 73H9V72H8ZM8 73H7V75H6L7 77H9L10 75H13V74H8ZM21 73H20L18 70L14 73V74H17L18 77H21V78H22V77L24 76V78H25V80H24L25 82H22V83H24V87H25V88H24V87H21V86H23L22 84H21V86H18V87H21V88L17 89L18 93H20L23 89H26V91H27L28 85L31 87V90L34 89V87L32 86L33 84L30 85V82H29L28 84L26 83V81H28V80H26V79H28V78H26V77H29L30 75L28 76V74H25V75L22 76ZM42 73H43V71H42ZM49 73H51V72H49ZM62 73L66 74V75H64V74H62ZM103 73H105V72H103ZM137 73H139V74H137ZM158 73H159V74H158ZM203 73L201 72V74L199 75V77H201V79H203L202 77H204V76H208L207 74H209V73H210V74H213V72H211V71L208 72V73H206V75H204ZM242 73H249V75H248V74H246V75H242ZM250 73L252 74V76H253V75H256V77L252 79V76H251ZM1 74L3 75V76H1L3 80H2V81L0 80V82L2 83V82H4V81H6L7 78L5 77V75H4L3 73H1ZM19 74H20V75H19ZM97 74H99V75H101V76H99V75H97ZM147 74H148V73H147ZM44 75H43V76H44ZM74 75H75V74H74ZM74 75H71V77L68 76V78H73ZM76 75H77V74H76ZM76 75H75V77H76ZM127 75H128V77H125V76H127ZM135 75H136V76H135ZM138 75H139V76H138ZM201 75H203V76H201ZM46 76L51 78V77H53V74H52V75H49V76L46 75ZM58 76H57V77H54L53 80H52V79H48V80H50V81H52V82H48V80H47L48 85L45 86V87H46L45 89H47V88H54V87H49V86H52V85H54V84H58V83L60 84V83H62V82H60L61 80L65 81V82H68V80H67V79H63V77L61 78L60 81H58V78H59ZM72 76H73V77H72ZM83 76L81 77V75H78L79 79H80V78H83V80H84V77H83ZM162 76H161V77H162ZM212 76H213V75H210V77H212ZM216 76H214V77H216ZM222 76H224V77H222ZM240 76H241V77L244 76L245 79H241ZM247 76H248V77H251V78H248ZM4 77H5V78H4ZM30 77H31V76H30ZM39 77H40V76H39ZM44 77H45V76H44ZM99 77H101V80H102L101 82H100V78H99ZM165 77H168V78L165 79ZM169 77H171L170 81H165V80H169ZM9 78H10V77H9ZM36 78H38V77L36 76ZM40 78H41V77H40ZM55 78H57V79H55ZM109 78H107V79L109 80ZM129 78L131 79V77H129ZM159 78H160V77H159ZM194 78H196V77H194ZM4 79H5V80H4ZM19 79H20V78H19ZM19 79H18V80H19ZM85 79H86V78H85ZM88 79H89V76H88ZM88 79H87L86 82L92 84L93 82H92V83L89 82L90 80H88ZM103 79H104V80H103ZM130 79H128V80H130ZM156 79H154V81H156ZM175 79L177 80V78H175ZM175 79H174L173 81H175ZM196 79H198V78H196ZM207 79H209V78H207ZM207 79H205V80H207ZM234 79H235V80H234ZM248 79H251V80L248 81ZM11 80H12V79H11ZM38 80H39V82H38L39 85H42V84H40V82H41L42 79H41V80L38 79ZM44 80H46V79H44ZM44 80H43V82H45ZM55 80L57 81V83L55 82ZM66 80H67V81H66ZM75 80H76V79H74V78H73V81L69 80V81H70L69 83L74 82L73 84H70V85H76V86H73V87L75 88V89H73V90H77L78 88L76 89V87H78V85H80L79 87H82V86H83L81 83L78 82V80H77V82H75ZM81 80H82V79H81ZM91 80L96 81L95 79H91ZM124 80L126 81L127 79H124ZM205 80H203V81H205ZM211 80H212V78H211ZM214 80H216V79H214ZM232 80H234V81H232ZM243 80L248 81V83L246 84L245 81H243ZM8 81H9V80H8ZM20 81H21V79H20ZM131 81H132V80H131ZM131 81H129V82H131ZM145 81H147V83H146ZM151 81H152V80H151ZM151 81H150V82H151ZM197 81H198V80H197ZM197 81H196V82H197ZM212 81H213V80H212ZM225 81H227V82H225ZM16 82H17V80H16ZM43 82H42V83H43ZM109 82H110V81H109ZM129 82L126 81V85H127V83H129ZM137 82H138V83H137ZM190 82H191V83H190ZM194 82H195V81H194ZM199 82H200V81H199ZM210 82H211V81H209V82L207 81L206 83H210ZM11 83H13V82H11ZM20 83H21V82H20ZM25 83H26V84H25ZM31 83H32V82H31ZM38 83H36V84H38ZM49 83H53V84L49 85ZM132 83H133V82H132ZM132 83H131V84H132ZM151 83H152V82H151ZM159 83H162V84H159ZM165 83H166V85L163 86V84H165ZM170 83H171V82H170ZM212 83H213V82H212ZM2 84H3V83H2ZM44 84H45V83H44ZM59 84H58V85H59ZM63 84H64V82H63L61 85L63 86ZM65 84H66V83H65ZM77 84H78V85H77ZM100 84H99V85H100ZM102 84L104 85L105 83H102ZM129 84H130V83H129ZM188 84L192 85V86H191V87L193 88L192 90L190 89V87L188 86ZM200 84H203V83H200ZM213 84H214V83H213ZM213 84H212V86H213ZM219 84H217V85H219ZM61 85H59V87H60ZM68 85H69V84H68ZM115 85H116V86H115ZM133 85H134V84H132V85H127L126 87H128V86H132L131 88H133ZM156 85L154 84V86H156ZM183 85L186 86V87H188V88L183 87ZM214 85H215V84H214ZM217 85H215V86H217ZM0 86H1V88L4 90V92H7L6 90H7L8 87H7L6 84H5V85H0ZM4 86H5L6 89H4ZM10 86H11V85H10ZM56 86H57V85H56ZM62 86H61V87H62ZM87 86H88V84H87ZM90 86H91V85H89L88 87H90ZM107 86H108V85H107ZM113 86H112V89H113V90L110 91V93H112V97H111V98L114 97V98L116 99V98L119 97V96L116 94L117 89L114 90V87H113ZM200 86H202V85H200ZM205 86H207V85H205ZM247 86H249V88H248ZM35 87H36V89H37V85H36ZM67 87H71V86H67ZM103 87H105V86H103ZM108 87H109V86H108ZM135 87H137V86H135ZM138 87H139V89H138V88H137V89H138L139 91H142L143 89H145L143 93H142V92H140V93L145 94V92H148V91H147V90H148V87H146L147 89H146V88H140L141 85L138 86ZM197 87H199V86H197ZM210 87H211V85H210ZM224 87H225V88H224ZM231 87L234 88L233 91L237 90V91L234 92V96H232V95L230 96V95H229V94H230L229 92H228L229 94H228V93L225 94L226 96H222V95H224V93H225V92L222 93V90L224 91V89L227 88L228 90H225V91H230V92H232L231 89H230ZM238 87H240L241 89H244V90H241V89L238 88ZM22 88H23V89H22ZM40 88H41V87H40ZM82 88H83V91H84V89H85L86 91H88V89H86L87 87L85 88V87L83 86ZM151 88H150V89H151ZM159 88H161V89H159ZM204 88H205V89H204ZM219 88H220V89H219ZM221 88H222V89H221ZM246 88L249 89V94H248V95H250L251 98H249V96H247V95H246L247 97H245V95H243L244 98L242 97V95H241L242 93H241L240 91H243V93H244V92L247 90ZM2 89H0V91H2ZM11 89H12V88H11ZM11 89H10V90H11ZM14 89H15V88H14ZM36 89H35V90H36ZM42 89H43V88H42ZM45 89H44V90H45ZM56 89H57V87H55V90L53 89V91H52L51 89H48V90H45L44 92H46L45 94H50L51 92L47 93V91H49V90L52 91V92H58ZM63 89H64V88H63ZM70 89H71V88H70ZM91 89H92V87H91ZM120 89H121V88H120ZM128 89H129V88H127V90H128ZM164 89H167V88H164ZM229 89H230V90H229ZM238 89H239V90H238ZM19 90H20V91H19ZM38 90H39V89H38ZM60 90H61V89H60ZM60 90H59V91H60ZM80 90H81V89H79L77 93H79V92L82 91V90H81V91H80ZM89 90H90V89H89ZM95 90H96V89H95ZM106 90H111V89H110V88H109V89L106 88ZM121 90H122V89H121ZM132 90H133V89H132ZM198 90H199V92H198ZM202 90H207V91H202ZM15 91H16V89H15ZM28 91H29V88H28ZM33 91H34V90H33ZM39 91L41 92V91H43V90H39ZM61 91H63V90H61ZM70 91H71V90H70ZM91 91H92V90H90V91H88V92H91ZM101 91H102V93L104 94V96L107 98L108 95L105 93V90L102 89ZM101 91H96V92H101ZM139 91H136V92L139 93ZM168 91H169V90H167L166 92H168ZM4 92H2V93H4ZM12 92H13V91H12ZM24 92H25V91H23V93H24ZM30 92H31V91H30ZM30 92H29L28 94H25V93H24V94L26 95V98L24 97V98L22 99L21 102H20V98L23 97V96H21V95H20L21 97L18 96L19 98L16 97L17 95H15V96H13V99L19 100L18 102H19V103H22V102L26 101V100L28 99V97L33 96V94H38V95H34V96H35V98H39V101H35V100H37V99H33L34 97H33V98H29V103H31V102H30V99H33V102L31 103L32 106H34V102H37V103H38V102H40L41 100H43V99H42L43 97H45V99H49V97H47V95H45V94H44L45 96H44V95H42V96L40 95V97H37V96H39L40 93L31 92V93H33V94L31 95ZM84 92H85V91H84ZM84 92H82L81 94L86 95L87 93H84ZM96 92H92V93H90V94H94V93H96ZM106 92H109V91H106ZM136 92H135V90H134V91L132 92V94L134 95V93H136ZM187 92H191V93H187ZM202 92H204V93H202ZM237 92H239V93H237ZM246 92H248V90H247ZM23 93H22V94H23ZM26 93H27V92H26ZM62 93H65V92H61L60 94H58V96L62 95V96L59 97V98H61V99H62L63 96H65V94H62ZM74 93H76V91H75ZM110 93H109V94H110ZM114 93H115V94H114ZM125 93L127 94L126 91H125ZM175 93H177V91H176ZM175 93H174V94H175ZM199 93H202V94H199ZM232 93H233V92H232ZM235 93H236V94H235ZM5 94H7V93H5ZM14 94H16V93L14 92L13 95H14ZM41 94H43V92H41ZM55 94H57V93H55ZM100 94H101V93H98V95H100ZM132 94L129 93V94L127 95V96H128V99H130V96H131ZM153 94H155V95H157V96L154 98L155 95L153 96ZM168 94H169V92H168ZM174 94H173V92H171V95H172V96H173ZM187 94H188V95H187ZM193 94H197V95H193ZM211 94H212V93H211ZM10 95H11V92L9 93L8 96H10ZM25 95H24V96H25ZM27 95H29V96H27ZM30 95H31V96H30ZM75 95L78 96V95H80V94H75ZM95 95H96V94H95ZM110 95H111V94H110ZM115 95H116V96H115ZM129 95H130V96H129ZM137 95H138V94H137ZM207 95H210V94H207ZM227 95L230 96V98H232V101H231V99H230ZM236 95H238V97H240V99H241V98H242V99H241L240 101H238L239 98H238V99H233V97H236V98H237ZM48 96H49V95H48ZM52 96H53V97H52ZM68 96H69V95H68ZM68 96H65V98H66V97L68 98ZM70 96H73V95L71 94ZM70 96H69V97H70ZM80 96H82V95H80ZM89 96H90V95H89ZM144 96H145V95H144ZM144 96H143V97H140V98H144ZM158 96H159L161 99H160ZM169 96H170V95H169ZM175 96H176V94H175ZM175 96H174V97H175ZM177 96H178V95H177ZM210 96H212V95H210ZM41 97H42V98H41ZM50 97H52V98H56V97H54L53 93L51 94ZM91 97H92V98H91ZM96 97H97V96H96ZM96 97H95V96L93 97V95H91L90 97L87 96V98H86V96L82 97V98H86V100H88V99H90V100H93V99L97 100V101H95V100L91 101V102H92V107H96V108H91V104H90V102L88 101V104L90 105L89 107H87L88 104H83V103H82V105H84V106H81V104H80L81 108L76 106L77 108H80V109H76V111H77V112H76V111H75V108H76V107L73 108V106H71V104H69V105H68V106L70 107L69 110L67 109L68 107H66L65 110L70 111V109H73V110L71 111L72 114L69 116V119H70V117H71V118L73 117V116H72L73 114H75V118H72V120H69V119L66 117V118L69 120L68 123L61 122V121H63V120L66 119V118H63V117H65V114H64V113H69V112H64V111H63L64 109H63V110L60 109L61 105L58 106V109H59V110L57 109L56 111H53L52 108L49 109V107H52V105L50 106V103H51V102H50L49 100H46V101L43 100V102H41V103L38 104V105H41V104L44 103V102H46V103L42 104V106H40V107H38V108H36V107H34V108H35V109H38L39 112H41V113H43L42 111H45L46 113L44 112V114H46L47 117H46V116L44 117V116H42L43 114H38L39 116H37L38 111L36 110V113H34L32 110L35 111V109H33L32 107H30V104L27 103L29 108L26 107L27 111H26L25 113H27V114H26L25 116H27V118H31V117H32L31 119H28L27 122H29L28 124H31L33 127H32L31 125H29L30 128H28V125H26L25 127H23L24 124H26V123H25V122H22L23 126H20L21 128H18V129L26 128V129L19 130V131H20V133L24 131V132H25V135L30 134L29 137L26 136V138H27V140H30V141H32V142H34V141H33V138L30 137V136H32V133H27V132H28L27 129H29V131H32L31 129L34 128L32 132L35 131V135H36V136L39 135V136H37V138H38V137L41 138V135H42V134H44L43 137H45V135H46L48 132H50V130H51V129H49V127H51V126H53V125H58V128H60V125H61V124H64V125L66 126V128H63V127H65V126L61 125V126H63V127H61V128H62V132H64L63 129H68L67 132H70L71 128L69 129V127L75 128L76 126H78V124H80V122H79L80 119H79V121L76 122V125H75L74 127H73V126H70V125H72V124H70V123H73V124H74L75 122H70V121H74L73 119H77L76 117H81V116L83 115L82 112L85 111V110H86V111L84 112V117H83V116H82V117H83L85 120H87V118H86L85 116H87V114L90 113V111H92L91 109H95V110H96V109L98 108L97 105H96L95 103H94V105H93V102H102V101H99V100H101V99H99L98 97L96 98ZM132 97H133V96H132ZM136 97H137V96H136ZM136 97L134 98V99H136V100H134V99L131 100V99H130L131 102L134 100V101H133V102H135L134 104H136L139 100H142V99H140V98L137 97V98L139 99V100H138ZM149 97H150V96H149ZM165 97H166V96H165ZM165 97H164V99H165ZM195 97H197V98H195ZM207 97H208V96H206L205 98H207ZM212 97H213V96H212ZM219 97H216L217 99H216L215 101H217ZM11 98H12V97H11ZM74 98H75V97H74ZM79 98H80V97H79ZM114 98H113V99H114ZM167 98H168V97H167ZM171 98H172V97H171ZM171 98H169V99H171ZM176 98H177V97H176ZM1 99L4 100L3 96H2ZM61 99H60V100H61ZM75 99H77V98H75ZM117 99H119V98H117ZM172 99H173V98H172ZM195 99H197V101H195ZM211 99H212V98H211ZM247 99H246V100H247ZM5 100H6V99H5ZM5 100H4L3 102H5ZM51 100H52V99H51ZM53 100H55V101L52 102V104H54V103H56L57 101H59V100H56V99H53ZM66 100H68V99H66ZM72 100H73V99H72ZM79 100H80V99H79ZM108 100H110V99H107V102H108ZM120 100H121V98H120ZM177 100H178V99H177ZM179 100H178V101H179ZM191 100H192V101H191ZM246 100H245V101H246ZM47 101H49V103H48ZM64 101H65V100H64ZM70 101H71V100H70ZM70 101L68 100L69 103H73V102H74V103H77V101H75V100H73V101H71V102H70ZM136 101H137V102H136ZM146 101H147V98H146ZM150 101H152V100H150ZM153 101H154V100H153ZM162 101H163V100H162ZM167 101H169V100H167ZM204 101H205V103H207V102H206L207 100H204ZM209 101H210V99H209ZM212 101H214V100H212ZM230 101H231V103H229ZM233 101H235V103H233ZM61 102H63V100H61ZM65 102H66V101H65ZM68 102H66V103L68 104ZM157 102H156V103H157ZM164 102H165V101H164ZM170 102H174V101L172 100V101H170ZM247 102H246V103H247ZM63 103H64V102H63ZM66 103H65V104H66ZM74 103H73V104H74ZM80 103H81V102H80ZM85 103H86V102H85ZM110 103H111V102H109V104H110ZM138 103H140V102H138ZM141 103H143V101H141ZM144 103H145V102H144ZM144 103H143V104H144ZM146 103H147V102H146ZM148 103H151V102H148ZM156 103H155V104H156ZM161 103H162V102H160V103L158 102V105L161 104ZM167 103H169V102H167ZM219 103H220V102H219ZM246 103H244V104H246ZM4 104H5V103H4ZM6 104H7V102H6ZM23 104L26 105L25 102H24ZM23 104H22V105H23ZM46 104H47L49 107L46 106ZM58 104H60V102H58ZM61 104H62V103H61ZM65 104H64V105H65ZM78 104H79V102H78ZM98 104H99V103H98ZM103 104H105L106 106H104ZM111 104H112V105L115 104V105H118V106H119L118 102H117V103H116V102H115V103L113 102V103H111ZM134 104L132 105V107L134 106ZM155 104L152 106V108H153V109H156V108H157L156 110H160V111H159L160 115L163 116V115H165V113H168V112H167L168 109H165V108H167V107H164V106H163L164 109H165V111H164L163 108H160V109H159V107H155V106H158V105H155ZM170 104H172V103H170ZM178 104H179V103H178ZM180 104L178 105V107L180 106ZM194 104H196V103H194ZM18 105H19V104H18ZM20 105H21V104H20ZM22 105H21V107H23ZM43 105H45V107H43ZM99 105H100L99 107L102 108L101 105H103V107H107L108 104L104 102V103L99 104ZM138 105H139V104H138ZM162 105H163V104H162ZM172 105H173V104H172ZM172 105H171V106H172ZM175 105L177 106V103H176ZM212 105H216V106H212ZM1 106H2V104H1ZM54 106H55V105H53V108H54ZM65 106H67V105H65ZM65 106H64V107H65ZM118 106H117V107H118ZM124 106H127V105L124 104ZM136 106H137V105H136ZM166 106H167V105H166ZM176 106L173 105L172 107L174 108V107H176ZM242 106H243V105H242ZM10 107H11V106H10ZM12 107H13V106H12ZM108 107H111V106L108 105ZM114 107H115V106H114ZM114 107H111V108H114ZM117 107H116V108H117ZM141 107H142V106H141ZM141 107H140V105H139L140 110L143 111V108H141ZM146 107H147V104H146ZM154 107H155V108H154ZM213 107H214V108H213ZM229 107H230V106H229ZM13 108H17V107H13ZM30 108H32V109H30ZM40 108H41V109H40ZM42 108H45V109H48V110H43ZM111 108H104L106 111L109 109V112L104 111L105 113H103V116L106 115V114H107V115H113V113H114L115 111H117V113H118L120 109H123V107H122V108L120 107L119 110H117L118 108H117V109L115 108V111H114V109L110 110ZM127 108L129 109V110H127V111H130V109H132L131 111H134L133 108H131L130 106H129V107H126L123 111H125ZM134 108H135V107H134ZM149 108H150V107H147L146 109H149ZM152 108H151V109H152ZM0 109H1V108H0ZM7 109H8V108H7ZM7 109H6V110H7ZM54 109H55V108H54ZM82 109H85V110H82ZM89 109H90V111H89ZM151 109L147 110L148 112L145 111L146 114L149 113V114H147V116L149 117V119L151 120V118H153V119L158 118V119H155V121H156V120H157V121L160 120V121H158V122H161V123H160V126H162V127H160V128H161V129L164 128L165 125H162V123H163V124H166V123H167V120L165 119L164 122H163V120H161V119H164V118H161L162 116L156 117V116H158V115H155L154 117H151L150 112H149ZM153 109H152L151 111H154V113H155L156 110H153ZM180 109H181V110H184V108H182V107H181ZM185 109H186V108H185ZM202 109H203V108H202ZM212 109H211V110H212ZM220 109H222L221 112H220ZM9 110H10V109H9ZM28 110H30V112H29ZM50 110L53 111V112H51ZM78 110H80V112H78ZM162 110H163V113L165 112L164 114H163V113L161 114V111H162ZM173 110H177V112H179V111H178L179 109H177V108H175V109H173ZM173 110H172V111H173ZM225 110H227V109H225ZM225 110H224V112H225ZM10 111H11V110H10ZM23 111H25V110H23ZM73 111H75V112L73 113ZM88 111H89V112H88ZM99 111H101V109H99ZM99 111H97L96 113H100ZM231 111H232V112H231ZM18 112H19V111H18ZM50 112H51V113H50ZM63 112H64V113H63ZM86 112H87V113H86ZM92 112L94 113V111H92ZM120 112L122 113V110H120ZM134 112H136V111H134ZM156 112H157V111H156ZM174 112H173V113H174ZM199 112H200V111H199ZM230 112H231V113H230ZM3 113H4V112H3ZM6 113H8V112H6ZM22 113H23V112H22ZM22 113H20V114L22 115ZM47 113H48V114H49V113H50V114H54L53 117H52L51 120H50V122H52V123H54V124H51V125H50V123H46L47 120L52 116V115H49V116H48ZM117 113H116V114L114 113L115 115H114L113 117H110V116H109V117H108V116L105 117V116H104L105 118H107V119H106V120H107L106 122H107V123H110L111 121H108V118H109V120H112V119L117 115ZM127 113H131V112H127ZM127 113H125V114H127ZM136 113H137V112H136ZM143 113H144V112H143ZM151 113H152V112H151ZM154 113H153V114H154ZM219 113H217V115H218ZM244 113H246V114H244ZM32 114H33V116H32ZM34 114H36V115H34ZM119 114H120V113H119ZM125 114H123V115H125ZM138 114H139V116L136 117L135 120H132L131 118H129V121H130V120H131V121H136L137 118H138V121H137V122L141 121V119L144 118L145 114H142V112L137 113V115H138ZM202 114H205V111L202 112ZM8 115H9V114H8ZM14 115H16V114H14ZM29 115H30V117H29ZM66 115H67V114H66ZM101 115H102V113H101ZM120 115L122 116V114H120ZM131 115H132V113H131ZM131 115H129V116H131ZM149 115H150V116H149ZM171 115H172V113L168 116V118H169ZM179 115H178V116H179ZM209 115H210V116H209ZM233 115H232V116H233ZM245 115H247V116H245ZM16 116H18V115H16ZM16 116H14V117L20 119L19 117H16ZM35 116H36L37 118L41 116V119L36 120L37 118L34 119ZM92 116H93V115H92ZM92 116H89V115H88L87 117L91 118ZM125 116H127V115H125ZM125 116H123V117H125ZM133 116H134V114L132 115V117H133ZM165 116H167V115H165ZM165 116H163V117H165ZM186 116L191 117V118H189V119H193L194 121L191 122V121H192V120H191L190 123L188 124V121H187V120H184V118H185ZM20 117H22V116H20ZM96 117H98V116L96 115ZM179 117H180V116H179ZM201 117H203V118H202L203 120L201 119ZM208 117H209V118H208ZM2 118H4V116H2ZM2 118H0V119H2ZM11 118H13V116L8 117V119H11ZM15 118H13V119H15ZM27 118H26V119H27ZM46 118H47V119H46ZM115 118H117V117H115ZM115 118H114V121H115V122L119 120V118H118L117 120H116ZM139 118H140V120H139ZM145 118H146V117H145ZM145 118H144V119H145ZM159 118H160V119H159ZM168 118H167V119H168ZM24 119H25V117H23V120H24ZM43 119H46L45 123L42 122ZM52 119L57 120V122H61V123H57V124H55L56 122H55L54 120H52ZM67 119H66L65 121H67ZM99 119L102 120L101 125H103L104 123H106V122H104V120H105L104 118L102 119L101 117H99ZM99 119H98V120H99ZM209 119H210V120L212 119L213 121H210ZM231 119H233V118H231ZM231 119H230V120H231ZM3 120H4V119H3ZM6 120H7V119H6ZM11 120H12V119H11ZM20 120H21V119H20ZM23 120H22V121H23ZM33 120H34V123H35V124H33V122H31V121H33ZM89 120H90V121H88V122H90V125H91V124H92V121H91V120H93V119H89ZM145 120H146L147 123H148V120H147V119H145ZM173 120H179V121H180V120H183V121H180L181 124H180V122H177V123H175V125H174V122H175V121H173ZM228 120H229V119H228ZM9 121H10V120H9ZM15 121H17V120H15ZM15 121H12V122H15ZM25 121H26V120H25ZM38 121H39V123L42 122V123H40V124H43L44 126L42 125V126H41L42 128H40V129H39V127H37L38 130H35V127H36L35 125H37V122H38ZM81 121H82V119H81ZM126 121H128V117H126ZM131 121H130V122H131ZM155 121L152 120V123H154ZM157 121H156V122H157ZM165 121H166V122H165ZM236 121H237V120H236ZM3 122H4V121H3ZM19 122H21V121H19ZM30 122H31V123H30ZM103 122H104V123H103ZM118 122H120V121H118ZM141 122H142V124L145 123V121H141ZM171 122H172V123H171ZM216 122H217V121H216ZM219 122H218V124H219ZM227 122H226L225 124H223V125H227V124H228ZM234 122H235V121H234ZM0 123H2V122H0ZM81 123H82V122H81ZM94 123L100 124V123L95 122V121L93 122V124H94ZM102 123H103V124H102ZM121 123H122V122H121ZM147 123H146V125H142L141 123H136V122H134V124H137V125H136V128H137V126H139L138 124H141L142 128L140 129V131L143 130V133L149 134V132H150V133H153V134H154L153 130H152L151 128H149V125H147ZM192 123H193V124H192ZM196 123H197V121H196ZM4 124H7V123H3V125H4ZM16 124H17V123L15 122V126H17ZM18 124H20V123H18ZM40 124H38V126H40ZM45 124H46V125H49V127H46V128H45ZM67 124H70V125L67 126ZM87 124H89V123H87ZM93 124H92V125H93ZM97 124L94 125V128L99 127V126H97ZM114 124H116V125L119 124V127H117V126L115 127L114 125H112V123L109 124V125H108V124H105V126H108L109 128H110V126H111V127L114 126L112 129H110L111 131H113V130H119L120 128H122V127H120V126H121L120 123H117V122H116V123H114ZM134 124H131V126H130V123H129V127H131V129H135V128H132V127H133L132 125H134ZM156 124H157V125H156ZM231 124H232V125H231ZM20 125H21V124H20ZM90 125H89V126H90ZM152 125L156 128V126L158 127L159 123H155V125H154V124H152ZM166 125H168V124H166ZM173 125H174V126H173ZM198 125H203V122H202V123H201V122L198 123ZM11 126H12V125H10L9 127H11ZM18 126H19V125H18ZM81 126H83V124L79 125V127L82 129L84 126H83V127H81ZM89 126H88V127H89ZM105 126H103V128L100 127V128H99L100 131H99L98 128L94 129V128H92L93 126H91L90 128H92L93 130L90 131L91 129L88 128V129H89L88 132L93 133L94 130H95V133H97V131H99V135H100V136H101V135H106V134L113 133V132H110V130L107 131L108 133H106V132H105V133H103V132L100 133L102 130H103V131H106L105 129H107V130L109 129V128L105 127ZM122 126H123V125H122ZM141 126H140V127H141ZM144 126H147V128H149L150 131H147V129H145L146 127L144 128ZM184 126H182V127H184ZM191 126H193V127H191ZM220 126H221V125H220ZM12 127H13V126H12ZM79 127H76L77 130L80 129ZM140 127H138V128H140ZM200 127H201V128H200ZM0 128H2V126H0ZM51 128H52V133H51V135H55V136H56L55 133L58 132V131H56L57 126H56V127L54 126V127H51ZM76 128H75V129H76ZM116 128H117V129H116ZM118 128H119V129H118ZM158 128H159V127H158ZM2 129H3V128H2ZM9 129H10V128H9ZM129 129H130V128H129ZM131 129H130V130H131ZM164 129H165V128H164ZM164 129H163V130H160V132L166 133V132H164ZM180 129H181V127H180ZM184 129H185V128H184ZM187 129H185V131H186ZM6 130L8 131V129H6ZM13 130H14V131H17V128H15V129H13ZM40 130H41V132H39ZM42 130H44V131L47 132V133L42 132ZM57 130H58V129H57ZM77 130L74 131V129H72V131H74L75 133H77V132H76ZM85 130H86V132H87V129H83V131L80 130V131H78V133H80V132H84ZM136 130H137V129H136ZM145 130H146V131H145ZM156 130H158V129H156ZM165 130H166V129H165ZM182 130H183V129H182ZM222 130H224V131H222ZM230 130H232V131L230 132ZM10 131H12V130H10ZM121 131L123 132L122 129H121ZM121 131H116V132H118V133L120 132V133H121ZM137 131H138V130H137ZM140 131H138V133H140ZM154 131H155V130H154ZM166 131H167V130H166ZM24 132H23V134H24ZM36 132H39V133L36 134ZM62 132L59 131V133H62ZM74 132H73V133H74ZM86 132L83 133V136H85V135L87 134ZM132 132H133V131H132ZM156 132H157V134L159 133L158 131H156ZM179 132H180V131H179ZM183 132H184V131H181V133H183ZM16 133H17V132H16ZM26 133H27V134H26ZM64 133H65V134L62 133V135L57 136V138H58V137L60 138L61 136H64V137L67 136V137H65V138H67L66 140H68V139L70 138V137L68 138V135H69V134H66V132H64ZM91 133H88V134L92 135ZM95 133H93V134L96 135L97 138H96L95 136L92 135L91 137H95V138H92V139L99 140V138H100V139L102 138V137L98 136V134H95ZM118 133H116L115 135L113 134V137L111 136L112 134L108 135V136H107V137H108V142L104 141V140H107L106 138L101 139V141H103V142L95 141V140H94L95 143L97 142L96 144H98V143L101 144V143H102V145H103V146L100 145V144H99V145H96V144L94 143V144H95L94 146H96V148H98L99 146H101V147L105 148L104 150L107 151V147H104V144H110V142H109V141H111V140H109L110 136H111V139H112V138L115 139L114 137H117V136L121 137V134H122V133H121V134H118ZM124 133H126V132H124ZM134 133H136V131H135ZM138 133H137V134H138ZM171 133H172V132H171ZM175 133H177V132H174V136L172 135L173 137L176 136ZM1 134H2V133H0V135H1ZM13 134H14V133L11 132V135H12V136L17 137V136L19 135V133H17L18 135H17V134L13 135ZM48 134H49V133H48ZM81 134H82V133H80L79 135H81ZM88 134H87V135H88ZM146 134H145V135H146ZM157 134L154 135L153 138H156ZM166 134H167V133H166ZM185 134H186V133H184V135H185ZM190 134H191V135H190ZM57 135H58V133H57ZM123 135H124V134H123ZM123 135H122V137H123ZM138 135H140V134H138ZM149 135H151V134H149ZM177 135H178V134H177ZM179 135H181V134H179ZM197 135H198V136H197ZM4 136H5V135H4ZM20 136H22V135H20ZM55 136H52V137H51L52 139H49V141H50V140L53 141V139L56 138ZM75 136H76V134H74L73 139L76 138ZM125 136H128V135H125ZM129 136H131V135H129ZM129 136H128V137H129ZM158 136H160V133L158 134ZM158 136H157V137H158ZM165 136H167V135H165ZM43 137H42V138H43ZM47 137H48V136H47ZM81 137H82V135H81L80 137H77V138H81ZM85 137H86V136H85ZM88 137H89V136H87V138H88ZM133 137H136V136H133ZM137 137H143V138L145 137V138H146L147 136H144V134H143L142 136H137ZM163 137H164V134H162V137H159V138L162 139ZM179 137L181 138V136H179ZM179 137H178V138H179ZM206 137H207V138H206ZM2 138H3V137H2ZM5 138H8V137H5ZM19 138H21V137H19ZM26 138L23 137V139H26ZM40 138H39V139H40ZM48 138H49V137H48ZM57 138L54 139V140H58ZM82 138H83V139H86V138H84V137H82ZM124 138H125V137H124ZM145 138H144V139H145ZM153 138H149V137H148L147 140L145 139V140H146L145 142L148 143L150 146H153L152 144H153L154 142H156L157 140H159V139H156V140L153 141V143H152V140H154ZM169 138H170V137H169ZM184 138H185V139H184ZM9 139H10V138H9ZM17 139H18V138H16V139H12V140H17ZM39 139H38V140H39ZM45 139H46V137H45ZM45 139H40L41 141L39 140V143L42 142V141H44V143H40V144H42V146H44V144H45V142H46ZM116 139H117V138H116ZM120 139H121V138H120ZM120 139H118V140H120ZM129 139H130V138H129ZM133 139H134V138H133ZM133 139H132V141H130V143L133 142ZM141 139H142V138H141ZM144 139H143V140H144ZM171 139H177V138H171ZM2 140H4V139H2ZM2 140L0 139V141H2ZM18 140H19V139H18ZM35 140H37V139H35ZM46 140H48V139H46ZM78 140H80V139H78ZM78 140H75V141H78ZM86 140H90V139H86ZM122 140H125V139H121L120 141H122ZM137 140H138L140 143H142V140L136 139L135 141L138 142ZM149 140H151V141L148 142ZM163 140L167 141V139H165V138H164ZM163 140H162V141H163ZM8 141H10V140H8ZM25 141H26V140H25ZM52 141H51V142H52ZM75 141H74V142H75ZM82 141H83V140H82ZM82 141H81V142H82ZM84 141H85V140H84ZM92 141H93V140H92ZM112 141H113V142H112ZM112 141H111V142L114 144L115 141H114V140H112ZM127 141H129V140L124 141V143H125V142L127 143ZM162 141H158L157 143L161 144L160 142H162ZM170 141H171V140H170ZM175 141H176V140H175ZM14 142H15V141H14ZM21 142H23V141L20 140V145H19V144H16V145H18V147H20V148H21L22 144L24 143V142H23V143H21ZM26 142H27V141H26ZM32 142H28V143H25V144H23V145H26V144H27L26 147L29 145L28 148H33L32 150H35V151H36V150L38 149V151H40V152L42 151V153L45 152V153H44V156H46V157H45V160H49V161H48L49 163H51V161H54L55 159H58L57 161H58L60 164L62 163L61 165H63V162H61V161L64 159L63 157H62L63 159H62V158L59 159L60 156H58L57 158L54 159L53 155H51V153H53V152H52V149H53V148L51 149V152H50L49 150L47 151V149H46V148H48V146H44V147H46V148H45V150L47 151V152H46V151L40 150V149H44V148L40 147V144H39L38 142H37L38 144L35 143V142L33 143V144H36L35 146H33V144H31ZM57 142H58V141H57ZM61 142H64V140H62V141L60 140V145H59V143L55 144V142H53V144H55V145H53L52 143H50V144H52V146H54V147H59V146H61V147L57 148L58 150H56L55 148H54V150H53V151H57V152H54V153H56L57 155H58V154L60 155V153H61V154H62L61 156H63L64 153H62V151H63V150H66V149H68L69 151L72 150L71 148H68V147H70V146H72V148H74L73 150H75V148H76V147L73 146V145L75 144L74 142H73L72 144L66 142V143L69 144V145H67L65 142H64V143H61ZM118 142H119V141H118ZM171 142H172V141H171ZM176 142H177V144H180V143H179V140L176 141ZM17 143H19V142L17 141ZM46 143H47V145H49L48 142H46ZM124 143H123V144H124ZM200 143H201V144H200ZM204 143H203V144H204ZM207 143H208V144H207ZM4 144H6V143H4ZM10 144H11V143H10ZM77 144H79V143H77ZM77 144H76L77 147L81 146L80 149H79V148L76 149L77 152H78V150H80V151H81V150H85V151L81 152V155H83L82 158L84 157V158L87 159L86 156H88V155L90 156V155H91V154H88V153H90V152H89V149L92 150L93 148H91L90 146H88L89 148L87 149V146H85L86 143H85L83 146L81 145V143H80V145H77ZM116 144H117V145H115V146H110V145H108V148L111 147V149H112V148H117L118 150H120L119 147H116V146H119V143H116ZM137 144H139V143H137ZM159 144H157L156 146H158ZM166 144H170V143H169V142H168V143L166 142ZM166 144L164 143V145H166ZM173 144H174V143H173ZM173 144H170V145H171L172 147H175V146H173ZM189 144H188V143H187V145L182 144V146H180L181 148L178 147V145H176V147H178L179 149H182L183 147H184V148L187 147ZM203 144H202V145H203ZM6 145H8V144H6ZM30 145H31V146H30ZM37 145H39L38 147H39L40 149L37 148ZM56 145H57V146H56ZM62 145H63V146H62ZM65 145H66V147H65ZM87 145H91V144H87ZM125 145H126V144H125ZM127 145H129V146L131 147L133 144H132V145H131V144H127ZM134 145L136 146V143H135ZM143 145H145V144H143ZM143 145H139V146L137 145V146L141 148V146H143ZM154 145H155V144H154ZM161 145H162V144H161ZM170 145H166V146H170ZM174 145H175V144H174ZM180 145H181V144H180ZM183 145H184V146H183ZM192 145H193V147H192ZM11 146H12V145H11ZM13 146H14V145H13ZM91 146H92V145H91ZM137 146H136V147H137ZM156 146H154V148H155ZM166 146H165V147H166ZM3 147H5V145H4ZM3 147H2V148H3ZM34 147L37 148V149H35ZM101 147H99V148H101ZM120 147H123V146L120 145ZM130 147H129V148H130ZM143 147H146V146H143ZM172 147H171V149H174V148H172ZM210 147H209L208 150H210ZM7 148H11V149H8V151L10 152V150H13L12 148H16V146H15V147H9V146H7ZM7 148H6V149H7ZM23 148H24V146H22V149H23ZM28 148H25V149L27 150V151H25V152H24V150H22V152H24L25 154L19 153L20 150L17 151V149H18V148H17L15 151L12 152V157L9 158L6 162H8L9 160L11 161V159H12V161H13L14 159H16V158L18 159V157L15 156V155H17V154H19V156H23V157L26 156V154L29 152V151H28ZM62 148H65V149H62ZM124 148H126V146H125ZM146 148H147V147H146ZM154 148H150V149H154ZM156 148H157V147H156ZM160 148H161V147H159L158 150H161ZM178 148H177V150H178ZM6 149H4V150L6 151ZM48 149H50V148H48ZM60 149H62V151H61ZM94 149H95V148H94ZM117 149H116V150H117ZM126 149H127V148H126ZM134 149L136 150L135 147L131 148V150H134ZM143 149H144V148H143ZM166 149H168V148H166ZM171 149H169L168 152H169ZM175 149H176V148H175ZM0 150H1V149H0ZM32 150H30L29 153H31ZM101 150H103V149H101ZM109 150H110V149H109ZM135 150H134V151H135ZM146 150H149V149H145V152H148V151H146ZM162 150H164V149H163V146H162ZM8 151H7V152H8ZM35 151H33V152H35ZM59 151H61V152L59 153ZM69 151H68V153H69ZM86 151H87L88 153H84V152H86ZM106 151H103V153L100 152V154H102V155H100V156H101V157H104V156H106V155H103V154H109V153H107ZM112 151H114V149H112V150L110 151V153H111ZM137 151H139V150H137ZM165 151H167V150H164V151L161 152V153H164ZM173 151H176V150H171L170 153H172ZM182 151L184 152V150H181V152H182ZM188 151H190V152H188ZM7 152H5V154H7ZM33 152H32L31 155H34V154H35V153H33ZM63 152H65V151H63ZM66 152H67V151H66ZM92 152H93V151H92ZM139 152H140V151H139ZM150 152H151V150H149V153H150ZM158 152H160V151H158ZM210 152H211V151H210ZM0 153H1V151H0ZM16 153H17V154H16ZM36 153H38V152L36 151ZM46 153H48L51 157H50L48 154L46 155ZM75 153H76V152H75ZM75 153H73V154H75ZM82 153H83V154H82ZM113 153H114V152H112L111 154H113ZM152 153H153V152H152ZM152 153H150V156H151ZM170 153H168V154H170ZM174 153H172V154L174 155ZM14 154H15V155H14ZM20 154H21V155H20ZM56 154H55L54 156H57ZM76 154H77V153H76ZM79 154H80V153H79ZM84 154H85V155H84ZM93 154H94L95 156L97 155L95 152H93ZM98 154H99V153H98ZM115 154H117V156H118V155L120 154V152H118V153L115 152ZM131 154H133V153L131 152ZM138 154H139V153H138ZM138 154L135 153L134 155H138ZM142 154H144V153H140V154H139V156H143L142 159H141V157L139 158V159H141L140 161H142L145 157H148V156H144V155H142ZM145 154L148 155V153H145ZM155 154H157V156L155 155V156L152 158V160H156L157 162H161V161H165V162H167L168 158L165 157V156H167L166 153H164V154H162V155H160V153H155ZM180 154H181V153H180ZM200 154H201V155H200ZM31 155L28 154L27 156H29V157H24L25 160H24V159H21V163H23V164H21V163L19 162L20 159H19V160L16 159L18 165H17V164H13V165H12V164H8V165H9L10 167H11V165H12V166L15 165L14 167L17 169L18 167H16V166H19V164H21L20 166L23 165L21 168H23V169H24V168H27L26 166H31V165H33V164L30 165L29 163L26 162V158H28V160H29V158L31 157ZM38 155H39V153H38ZM67 155H70V154H67ZM121 155H124V154H121ZM128 155H130V154H128ZM134 155H132V156H134ZM152 155H153V154H152ZM163 155H165V156H163ZM173 155H171V156L168 155V156H169V158L172 159V158H174V157H172ZM184 155H187V156H184ZM212 155H213V156H212ZM14 156H15L16 158H14ZM17 156H18V155H17ZM35 156H36V158H34ZM35 156H32V158L35 159L34 161H38V162H40V164H38L39 168H42V167L44 168V166H49V165H50V164H49V165H48V164L45 165L47 162L45 163L43 160H38L39 157H38L37 155H35ZM39 156H42V154H40ZM44 156H42L41 159H43ZM48 156H49L50 158H53V159H52V160H51V159H46ZM72 156H73V157H72ZM74 156H75V155H71L70 158L66 157V159H64V161L66 162L65 165L67 166L66 168H68L67 170H71L70 167L72 166V165L68 166L69 162H68L67 159L72 160V158H74ZM97 156H98V155H97ZM97 156H96V158H97ZM113 156H115V155L113 154ZM113 156H111V155H110L109 157L107 156V157H108L107 160H109V158H114ZM117 156H115V157H117ZM132 156H129L128 159H127V161H125V160H126V159H124L125 157H124V158H119V157H120V156H119L118 158H119V159H123L125 162H127V164H126V163H125V164L128 166L129 164H131V161H132V160H133L134 163H138V162H139L137 157H136V159H137V162H136V159H135L134 157H132ZM162 156L164 157V159L167 158V160H161V159H159L160 161L157 160V159H158L157 157H161V158H163ZM183 156L186 157V158H187V157H190V158L184 159ZM1 157H2V155H0V158H1ZM3 157H6V156H3ZM64 157H65V156H64ZM76 157H77V155H76ZM76 157H75V161L73 160L74 162L78 161V159H77ZM101 157H99V158H101ZM121 157H123V156H121ZM21 158H22V157H21ZM89 158H90V157H89ZM89 158H88V160H89ZM99 158L97 159L98 161H99ZM181 158H183V159H181ZM5 159H6V158H3V160H1V162H3ZM36 159H37V160H36ZM76 159H77V160H76ZM171 159H170V160H171ZM175 159H176V158H175ZM175 159H173V160H175ZM208 159H209V160H208ZM28 160H27V161H28ZM50 160H51V161H50ZM103 160H106V158L100 160V162H102ZM113 160H114V159H113ZM113 160H112V163L109 162L110 165H107V167H108V166H109V167H110V166H112V167H114V166L117 167V165L121 164V163H119L118 161H116V162H118V163H117V165H115V163H113ZM134 160H135V161H134ZM146 160H147V159H146ZM146 160H145V161H142L141 163L146 162ZM149 160H151V159L149 158ZM170 160H168V161L171 162ZM183 160H184V161H183ZM22 161H24V162H22ZM29 161H31V162L37 164L36 162L33 161V159H31V160H29ZM29 161H28V162H29ZM42 161H43V162H42ZM57 161H56V163H57ZM179 161H176V163H178V164L176 165V167L178 166V167L182 168L180 165H182L183 163L181 164V163H179ZM1 162H0V164H1ZM6 162H5V163H6ZM14 162H15V160H14ZM67 162H68V163H67ZM85 162H87V161H85ZM104 162H107V161H104ZM114 162H115V161H114ZM150 162H151L150 164H146V165H148V167H149V165L152 166L151 164H157L156 166L154 165L153 167L159 168V169H157V170H159V171H161L162 169H161V167H159L158 165L162 166V168H163L164 166H166V165H164V164L156 163L155 161H154V162L150 161ZM172 162H173V161H172ZM192 162H195V161L193 160ZM192 162H189V163H192ZM42 163H43V164H42ZM52 163H53V162H52ZM59 163H57V164H59ZM83 163H84V162H83ZM89 163H90V162L84 163V165H87V164H89ZM94 163H95V162H94ZM162 163H164V162H162ZM167 163H168V162H167ZM173 163H175V162H173ZM185 163H186V162H185ZM189 163H186V164H188V166H189V165H192V164H189ZM195 163H196V162H195ZM198 163H199V162H197L196 164H198ZM72 164H74V163H72ZM77 164L79 165V164H82V163H78V162H77ZM102 164H103V162H102ZM111 164H113V165H111ZM170 164H171L172 166H170V168H168V169H173L172 167H174V166H173L174 164H172V163H170ZM170 164H168V165H170ZM209 164H210V165H213V167H212V166H211V167L208 166ZM1 165H2L3 168L5 167V166H3L4 164H1ZM42 165H43V166H42ZM52 165H53V168L56 167V166H54L55 163L51 164L50 166H52ZM61 165H58V167L61 168ZM84 165H83V166H84ZM126 165H124V166H126ZM133 165H134V164H133ZM143 165H145V164H142V165H141L142 168H144ZM50 166H49V167H50ZM75 166H76V165H75ZM89 166L91 167V164H90ZM92 166H95V165H92ZM97 166H100V165H97ZM102 166H105V165H102ZM120 166H122V165H120ZM120 166H118V167L120 168ZM130 166H131V168H133L132 165H130ZM136 166L138 167L139 165H136ZM194 166H195V167H194ZM10 167H8V168L11 169ZM33 167H35V166H31V167H29V169H27V170H29L30 172L32 171V175L30 174L31 177H37L38 175H40V173H41V174L43 173V172H39V171H38V172H37L38 175L35 176L36 168L34 169L35 171L30 170V169L33 168ZM77 167H81V166H77ZM77 167H76L75 169H77ZM90 167H89V168H90ZM107 167H103V168H104L107 172H112V171H113V176H117V174L115 175V171L112 170V169H114V168L111 169L112 171H108V170H107ZM122 167H123V166H122ZM178 167L175 168V171H176V169H178ZM209 167H210V168H209ZM59 168H55V169H58L59 171H57V170H55V169H52V168H45V169H52V170H54V173H55V171H57V173L60 174V175H58V176H55V175H57V174L52 175V177L50 176V177L52 178L53 181H54L53 178L56 177L58 181H55V182H58V183H60L59 180H61V179H59L58 177L62 176V174H63V175H67V177H68V176L70 177V176H71L70 174L73 173L72 171H70V172H69L70 174H65L64 172H65L66 170L63 169L64 172H62V170L60 171ZM62 168H64V167H62ZM89 168H88L87 166L84 167V169H87V170H88ZM95 168H96V166H95ZM101 168H102V167H101ZM101 168H100V169H101ZM119 168H117V169H119ZM128 168H129V167H127V169H126L127 171H128ZM131 168L129 169V174H130L131 171H132L133 174H135V173H134L135 171L133 172V170H131ZM150 168H151V167H150ZM156 168H155V169H156ZM184 168H186V167H184ZM189 168H190V167H189ZM5 169H6L5 171L0 169V170H1V171H0V174H1V175H3V176H4V175H5V176H8V177H6V178L3 177V178L5 179V182H6L7 180H9L10 178L12 179V176H13V175H14L13 177L16 178V180H17V177H16L15 175L20 176V174H18V173L16 172V171H18V170H15V171H14V172H16L15 174H13V172H11L13 175H12V174L7 175L8 173H10V171L6 172V171H7V168H5ZM19 169H20V168H19ZM73 169H74V168H73ZM73 169H72V170H73ZM80 169H83V168H82V167H81V168H78V170H80ZM84 169H83V170H84ZM96 169H97V168H96ZM104 169H103V170H100V171H104ZM117 169H115V170H117ZM120 169H122V168H120ZM152 169H153V168H152ZM160 169H161V170H160ZM182 169H183V168H182ZM182 169H181V170H182ZM39 170H40V169H39ZM109 170H110V169H109ZM123 170L126 171L125 168H124ZM130 170H131V171H130ZM136 170H137V168H136ZM150 170H151V169H150ZM157 170H153V172H151V173L154 174V171L156 172ZM163 170H164V169H163ZM173 170H174V169H173ZM187 170H188V168H187ZM187 170H184V171H187ZM19 171H20V170H19ZM45 171H47V170H45ZM121 171H122V170H120V171L117 172V173H121ZM140 171H142V172L140 173ZM143 171L148 172V171L145 170V169H144V170L140 169L139 171H136V173H138V176H139L140 174H143V173H144ZM169 171H171V170H169ZM175 171H174V172H175ZM188 171H190V173L192 172L191 170H188ZM188 171H187V172H188ZM1 172H5V173L2 174ZM23 172H24V171H23ZM30 172H27V173L25 172L26 175H28V176H27V177H23V179H25V178H29L28 181H29V180H31V181L33 180V182H34V181L37 182L38 180H40V179H38L39 177H37V178H35V179H34V178H31L30 175H29ZM59 172H60V173H59ZM61 172H62V173H61ZM76 172H78V171H74V173H76ZM80 172H83V171L80 170ZM85 172H86V170L83 172V174H82L83 176H84V173H85ZM90 172H91V171H90ZM93 172H94V171H93ZM172 172H173V171H172ZM172 172H170V173H171V174H170V175H171L170 177H168L169 175L166 174V175H167V178H173V177H172V175H173ZM179 172L183 173L182 171H179ZM19 173H21V172H19ZM25 173L21 174V176H24ZM45 173H47V172H45ZM52 173H53V172H52ZM52 173L48 174V176L51 175ZM86 173H88V174H92V175H91L92 177L94 176V173H89V172H86ZM100 173H101V172H100ZM139 173H140V174H139ZM181 173H180V174H181ZM207 173H208L209 175H208ZM43 174H44V173H43ZM76 174H77V173H76ZM106 174H108V173H106ZM109 174H111V173H109ZM121 174L125 175V174H127V173L124 174V172L122 171ZM144 174H145V173H144ZM144 174H143V175H144ZM148 174L150 175V173H147V175H148ZM178 174H179V173H178ZM183 174H186V172H184ZM77 175H79V173H78ZM82 175H81V176H82ZM95 175H97V174H95ZM143 175H141V176H143ZM157 175H159L158 172H156V175H155L156 178H158ZM188 175H186V177H189ZM9 176H10V177H9ZM45 176H47V175L44 174V178H45ZM81 176H78V177L80 178ZM88 176H89V175H88ZM97 176H98V175H97ZM105 176L107 177V179H106V178H105V179H106L107 181H109V180H110V179H109L110 176H109V175H105ZM108 176H109V177H108ZM132 176L134 177L135 175H132ZM132 176H131V175H130V176L126 175L125 177H129V178H131ZM136 176H137V175H136ZM141 176H140V177H141ZM159 176H160V178H163V177H161V176H163V174H162V175H159ZM62 177H64V176H62ZM67 177H64V178H66V180H67V179H69V178H67ZM84 177H85V176H84ZM89 177H90V176H89ZM92 177L88 178V180H89L90 182H94V178H92ZM99 177H100V176H99ZM99 177H98V179H99V180H98V179L96 178V176H95L96 181H100V182H102V181L100 180L101 177H100V178H99ZM111 177H112V176H111ZM165 177H166V176H164L163 180H161V181H164V179H166L165 181H166V182H169V181H167V180H169V179H167V178H165ZM186 177H184V178H186ZM8 178H9V179H8ZM19 178H20V177H19ZM44 178H42V179H44ZM51 178H50V179H51ZM56 178H55V179H56ZM60 178H61V177H60ZM112 178H114V177H112ZM117 178H119V177H117ZM141 178H142V177H141ZM143 178L146 179V174L143 176ZM148 178H149V176H148ZM150 178H151V180H150ZM150 178H149L150 181H149L148 179H146L147 182L149 181V182H148V185L151 184V181H152V180H154V178H152V176H150ZM156 178H155V179H156ZM174 178H176V177H174ZM11 179H10V182H15V183H16V180H15V181H12ZM21 179H22V178H21ZM83 179H84V178H83ZM90 179H92L93 181H91ZM136 179L140 181V179H138V177H137ZM180 179H181V178H180ZM13 180H14V179H13ZM44 180H46V178H45ZM44 180H43V181H44ZM52 180H51V181H52ZM62 180H63V179H62ZM66 180H64V181H62V183H60V184H64V188H63V189H67V188H65V184H66V183H64ZM86 180H87V179H86ZM113 180L116 181V182L119 181V180L117 181V179H116V180L113 179ZM132 180H133V179H132ZM132 180H131V181H132ZM141 180H142V179H141ZM146 180H143V182L141 183L142 186L138 183L139 181H138V182L133 181V182L138 183V184H139L138 187L140 186V187L143 188V184L147 183ZM184 180H187V179H184ZM213 180H214V181H213ZM18 181H20V180H18ZM21 181H25V182H26V179H25V180H21ZM41 181H42V180H40L39 182H41ZM131 181H130V182H131ZM155 181H156V180H155ZM159 181H160V179H159L157 182H159ZM165 181H164L163 183L159 182V184H161V185L164 184V185H165L164 187H166V186H170V185H166V184H168V183H165ZM172 181H173V182H172ZM176 181H177V179H176ZM212 181H213V182H212ZM0 182L3 183V184H6V183H4V180H3V182H2V181H0ZM8 182H9V181H8ZM29 182H30V181H29ZM33 182H32V183H33ZM35 182H34V183H35ZM39 182H38V183H39ZM44 182H45V181H44ZM84 182H85V181H83V183H84ZM90 182H88V183L86 182V183L89 184ZM109 182H111V181H109ZM126 182H127V181H126ZM126 182H125V183H126ZM133 182H132V183H133ZM144 182H145V183H144ZM152 182H154V181H152ZM178 182H179V181H178ZM185 182L188 184L187 181H185ZM193 182H194V181H193ZM211 182H212V183H211ZM15 183H13L14 185H12L11 183H8V184H10V186H11V185H12V186H17V185H15ZM20 183H21V182H20ZM51 183H52V182H50V184H51ZM94 183H96V182H94ZM94 183H93V184H94ZM97 183H98V182H97ZM121 183H122V182H121ZM121 183H120V185H122ZM171 183H173V187H175V186H174L175 184H176V186H177V184H178V183H175L174 180H171ZM180 183H181V182H180ZM203 183H204V184L207 183L206 185H207L208 188H209V186H210V189H208L207 187H205L206 189H204V190H202V191H199V192H201V193L204 192V193H203V194H204V199H203V201H202V200H199V199H202V198H203V197H202V198H199V199H198V200L201 201V202H199L198 200H196L197 202H192V201H191V198H189V196H192L193 191H196V190H194L196 187H201L202 185H204ZM3 184H2V185H3ZM21 184H23V183H21ZM53 184H54V183H53ZM79 184H80V183H77V186H78V187H79V186L81 187V184H80V185H79ZM93 184H92V185H93ZM103 184H105V183L102 182L101 184H99L100 186H104V187H101V189H102V188H103V189H107L108 187H106V185H103ZM108 184H109V183H107V186L110 185V184H109V185H108ZM118 184H119V183H118ZM128 184H131V183H128ZM156 184H157V187L159 186L158 183L152 184V186H150V187L147 188V191L150 189V190H149V191H150L149 193H152V194H151V195H152L151 198H153V199H151V200H154L155 204H156V203L164 204V202H165V201H164V198L167 199V196H168L169 194H168V195H166L167 193L164 194V193L162 192V190H161V191H158L159 194H157V193L155 192V190H156V189H159V188H161V187L159 186V188H156V186H155ZM212 184H214V185H218V189H217L218 192H216V190L213 191V192H216V193H217V194L215 193L216 195H215L214 197L212 196L213 193H211V190H213V189H211V188L214 187ZM29 185H30V183L26 184V186H29ZM33 185H35V184H33ZM40 185H41V184H40ZM45 185H46V182H45ZM90 185H91V184H90ZM90 185H89V186L87 185V186L90 188ZM92 185H91V186H92ZM99 185H98L97 187H99ZM120 185H119V187H120ZM145 185H146V184H145ZM171 185H172V184H171ZM181 185H182V183H181ZM211 185H212V186H211ZM22 186H25V185H22ZM46 186H47V189H48V190H47V191H48L47 194H51L52 191H54V190H52V191L49 193V190H51L50 188H51L52 185H51L50 188H49L48 183H47ZM54 186H55V185H54ZM57 186H58V185H57ZM93 186H95V185H93ZM93 186H92L91 188H94ZM110 186H111V185H110ZM113 186H115V185L113 184L112 187H113ZM131 186H132V185H131ZM133 186H134V185H133ZM162 186H163V185H162ZM2 187L7 188L8 186L6 187V186L3 185ZM19 187H20V186H18V188H19ZM29 187L31 188L32 185H30ZM29 187H27V188H29ZM34 187H35V188H34ZM34 187H33V188H34L35 190L38 188V187H36V185H35ZM39 187H40V186H39ZM60 187H63V186H60ZM78 187H77V189H79V190L82 189V187H81V188H80V187L78 188ZM116 187H117V186H115L114 188H116ZM136 187H137V186L132 187V188H135V190H133V189H132V190H133V191H136L135 193H139V196H140L139 199H142L144 196L140 195V193H143V192H142L143 189H141L142 191L137 192V191H139L140 189H138V188L136 189ZM140 187H139V188H140ZM144 187H145V186H144ZM182 187H183V186H182ZM215 187H217V186H215ZM8 188H9V187H8ZM14 188H16V187H14ZM30 188H29V189H30ZM55 188H58L59 190H61V188H59V187H54V189H55ZM91 188H90V189H91ZM99 188H100V187H99ZM120 188H121V189H120ZM120 188H119V189H120L119 191L114 189L115 191H114V192H111V193H115L116 191H117V192H122V193H123V191H121V190H123L122 187H120ZM129 188H130V187H129ZM155 188H156V189H155ZM175 188H177V187H175ZM9 189H10V188H9ZM68 189H69V188H68ZM73 189H74V187H73ZM77 189H75V190H77ZM86 189H88V188H86ZM86 189H85V190H86ZM117 189H118V188H117ZM168 189H172V187H170V188H168ZM168 189H167V190H168ZM178 189L181 190V187H178ZM198 189H200V188H198ZM11 190H13V188H11ZM71 190H72V188H71ZM71 190H70V191H71ZM83 190H84V189H83ZM85 190H84V191H85ZM92 190H93V189H92ZM99 190H100V189H99ZM165 190H166V189H165ZM200 190H201V189H200ZM6 191H9V190L7 189ZM15 191H17V189H15ZM22 191H24V190H22ZM26 191H27L28 193L31 192V191H29V190H27V189H26ZM36 191H38V189H37ZM36 191H35V192H36ZM39 191L43 192V189H42V190H39ZM39 191L36 192V193H39ZM56 191H58V190L56 189ZM56 191H54V193H55ZM62 191H64V190H62ZM88 191H89V193H90V190H87V191H86V194H84V195L81 194V193H78V192H77L78 195H81V196H84V197L71 195V194H75V191L71 192L69 195H71L72 197L74 196V197H80V198H85V195H86V197H87L86 199H91V198H88V195H87V194H89ZM95 191H96V190H95ZM97 191H98V190H97ZM106 191H108V190H106ZM110 191H111V190H110ZM169 191H171V190H169ZM172 191H173V190H172ZM174 191H176V189H174ZM181 191H182V190H181ZM10 192H11V191H10ZM12 192H14V191H12ZM12 192H11V193H12ZM27 192H26V193H27ZM144 192H145V191H144ZM160 192L163 193L162 195H165L163 198H161L162 195H160ZM164 192H165V191H164ZM2 193H4V191H3ZM2 193H1V194H2ZM5 193H6L7 195H10V196H11L10 193H7V192H5ZM15 193H17V192H15ZM20 193H21V192H20ZM31 193H32V192H31ZM31 193H30V195L27 194L26 196H31V195H33V194H31ZM43 193H45V192H43ZM56 193H57V194H58V193L62 194L61 191L56 192ZM66 193H67V192H66ZM66 193L64 192L63 195L65 194V196H63V195H62V196L65 197V198H72L71 196L67 197V196H66V195H67ZM92 193L95 194V195L97 194V193H94V192H92ZM102 193H103V194H102ZM104 193H105V191L99 192V194H102V195H104ZM106 193H109V192H106ZM178 193H179V191H177V194H178ZM201 193L197 194V196L202 195ZM6 194H5L4 196H6ZM77 194H75V195H77ZM120 194H121V193H120ZM123 194H124V193H123ZM123 194L120 195V196H118V197H122V196H125V195H126V196H128V195H133L132 193H128V194L125 193V195H123ZM171 194H173V193H171ZM171 194H170V195H171ZM179 194L182 195V193H179ZM194 194H195V193H194ZM18 195H19V194H18ZM21 195H22V194H21ZM21 195H20V198H21ZM36 195H37V194H36ZM38 195H39V194H38ZM38 195H37V196H38ZM51 195H53V194H51ZM95 195H94L92 198H94ZM115 195H117V194H115ZM144 195L147 196V195H146V192H145ZM22 196H24V195H22ZM33 196H34V195H33ZM45 196H47V195H45ZM54 196H58V195L55 194ZM109 196H111V195H109ZM157 196L160 197V201H159V202H158V199H159V198H158ZM182 196H183V195H182ZM197 196H195V197H197ZM2 197H3V196H2ZM2 197L0 196V198H2ZM13 197L15 198V196H12L11 200L13 199ZM59 197H60V195H59ZM98 197L100 198V197H102V196L100 195V196H98ZM105 197H107V196H104V197H103V198H104L103 200H105ZM116 197H117V196H115V198H116ZM131 197H132V198H131ZM135 197H136V196H135ZM135 197H133V196H130L129 198L126 197V201L123 202V203H125V204H123L122 208H123V207H126V204H127V200H128V199H133L134 202L131 203L132 201H129V203H130V204H135V202H137L135 199L139 200L138 198H135ZM141 197H142V198H141ZM174 197L176 198V197H180V196H174ZM3 198H5V197H3ZM6 198H10V197H7V196H6ZM29 198H32V197H29ZM29 198H28V199H29ZM33 198H35V197H33ZM33 198H32L31 200L29 199V200H30L29 202H28V201L25 202V200H24L23 202H25V203L28 202V205H30L29 203H31V205H32V204H33V203H32V200H34V204H33V205H36L37 207H39L40 205H37V204H38V202H39V204H40L41 202H40V201H37V202H36V200L39 199V198H35V199H33ZM57 198H58V197H57ZM65 198H62L63 202H62V201H61V202H62V203H65V202H66V204H64V205L66 206V205H68V204H67V200H68V199H65ZM134 198H135V199H134ZM144 198H146V199H145L146 203L144 202L146 205H144V208H143V205H142V204H141L142 206L139 207V208H143V210L145 209V206H147V202H149V201H147V200H148L147 197H144ZM175 198L173 199V197H171V201H172V200H175ZM183 198H184V197H183ZM25 199H27V197H26ZM58 199H59V198H58ZM64 199H65L66 201H65ZM95 199H97V198L95 197ZM122 199H125V198L122 197ZM168 199H170V198H168ZM179 199H181V198H179ZM5 200H6V199L2 200V202H4ZM11 200H8V199H7L6 202H8V203H6V206H4L5 208L3 207L6 213L8 212V210H9L8 208H9V207L11 208V210H14L15 208H18V207H16L15 203L13 204V201H11ZM13 200H15V199H13ZM21 200H23V199H20V202H21ZM39 200H40V199H39ZM71 200L73 201V198H72ZM71 200L69 199V201H71ZM78 200H79V199H78ZM92 200H93V199H92ZM107 200H108V199H107ZM114 200H121V199H114ZM142 200H143V199H142ZM142 200H141V202H143ZM182 200H184V199H182ZM10 201L12 202V204H9ZM64 201H65V202H64ZM80 201H81V200H80ZM83 201H84V200H83ZM86 201H87L86 203L89 204L88 200H86ZM111 201H112V202H115V201H113V200H111ZM111 201H110V203H111ZM122 201H123V200H122ZM122 201H120V203H121ZM168 201H169V200H168ZM168 201H167L166 204H168ZM2 202H0V205L2 204ZM23 202H22V203H23ZM48 202H49V201H48ZM50 202H51L50 205H52V207H56V206H58V205H61V206H58V208L61 207V208H64V209L67 208V209L71 210V208H73L72 206H74V205H71V208H68V207H70V204L75 203L76 201H75V202H72V203L68 202V203H69L68 207H62L63 204H61V203L58 204V205H56V206H53L52 202H54V201H50ZM56 202H59V201H56ZM94 202H95V201H94ZM94 202H92V203H94ZM97 202H101V200H100V201L98 200ZM106 202H107V201H106ZM118 202H119V201H118ZM152 202H153V201H152ZM172 202H173V201H172ZM175 202H176V201H175ZM178 202H179V201H178ZM178 202H177V203H178ZM186 202L188 203L187 205L185 204ZM22 203H20V204H22ZM84 203H85V202H84ZM102 203H104V202L102 201ZM102 203H100L101 205H99V204H97V205H99L100 207H101V206L103 207ZM107 203H108V204L104 203L105 206H106V205H109V202H107ZM115 203H117V202H115ZM115 203H114V204H115ZM138 203H140V201H138ZM8 204H9V205H8ZM23 204H24V203H23ZM54 204H56V203L54 202ZM80 204H81V203H79V204L76 205V206H81ZM95 204H96V203H95ZM95 204H94V205H95ZM117 204H119V203H117ZM148 204H150L149 207L153 206L151 203H148ZM166 204H165V205H166ZM170 204H173V203H170ZM2 205H3V204H2ZM2 205H1V206H2ZM7 205H8L9 207H7ZM11 205H13V206H11ZM14 205H15V206H14ZM25 205H27V204H24L23 207H24ZM28 205H27V206H28ZM92 205H93V204H92ZM110 205H113V204H110ZM156 205H158V204H156ZM156 205H155V207H156ZM1 206H0V214H1V216L6 217L4 214H2V210H3V208H1ZM18 206L20 207V205H18ZM82 206H83V205H82ZM113 206H114V205H113ZM115 206H118V205H115ZM119 206H121V204H119ZM127 206H128V205H127ZM132 206H133V207H129V208H127V210H131V214H133L132 211H134L133 209H135V208H136V210H137L138 212H140L138 207H136L135 205H132ZM137 206H140V205L137 204ZM169 206L173 207L174 205H169ZM28 207H29V206H28ZM33 207H34V206H33ZM52 207H50V208H52ZM86 207H89V206H86V205H85V208H84V207H82V208L87 209ZM166 207H168V206H166ZM166 207H163V208L166 209ZM30 208L33 209L32 207H30ZM42 208H44V207H42ZM58 208H57V209H58ZM75 208H77V207H74L73 209H75ZM105 208H107V207H105ZM105 208L103 207V210H104V211H105ZM109 208H110V207H108V209H106V210H109ZM122 208H120V209H122ZM132 208H133V209H132ZM151 208H154V207H151ZM159 208H160V207H159ZM35 209H37V208H35ZM44 209H45V208H44ZM48 209H49V208H48ZM78 209H79V208H78ZM89 209L92 210L91 208H89ZM97 209H99V208H97V206H96V209H94L93 211H99V210H97ZM100 209H101V208H100ZM116 209H117V208H116ZM116 209H115V210H116ZM165 209H163L162 211H163V212L166 211L168 215H170V214H172V215L175 214V215H176L178 212H179V214H181L180 212L182 211L181 209H178V208H176V210H173V209H175V207H173V209H171V210H169V211H172V210H173V211H177V213H175V212H174V213H172V212L170 213V212H168V210H167V209H170V207H168L166 210H165ZM183 209H185V208H183ZM15 210H16V209H15ZM19 210H22V208H20ZM24 210H25V209H24ZM24 210H22V211L25 212ZM26 210H29V208L26 209ZM51 210H52V209H50L49 211H51ZM55 210H56V209H55ZM62 210H63V209H62ZM80 210H82V209H80ZM111 210H114V209L112 208ZM140 210H141V209H140ZM143 210H142V212H143ZM146 210H148V209H146ZM151 210H153V209H151ZM178 210H181V211H178ZM33 211H34V210H32L31 212H29V214H31V215H36V214H34V213H38V212L40 213V212H43V211H40V208H38L37 210H35V212H33ZM36 211H37V212H36ZM44 211H46V210H44ZM49 211H48V212H49ZM52 211H53V210H52ZM58 211H60V209H59V210H56V212H58ZM84 211H86V213H84ZM84 211L81 212V213H84L83 215L81 214V215H82L81 217L78 216V217H76V218L78 219V218H82L84 215H89V214L87 213V210H84ZM104 211H102V212H104ZM116 211H117V210H116ZM121 211H123V210H121ZM121 211H118V214H121V215L123 216V215L125 214V212H124V211L121 212ZM137 211H134V212H136V214H137V215H136V216H137L136 219L139 218L140 220H143V219H141L142 217H138V216H139V215H138L139 213H138ZM159 211H160V210H159ZM9 212H10V210H9ZM9 212H8V214H9ZM23 212H20L19 214H23ZM48 212H45V213H48ZM65 212H69V211H65ZM76 212H77V211H76ZM142 212H140V213H142ZM147 212H150L149 214H152V215H150L151 217H153L154 214H156V213H154L155 211H152L153 213H151V211H147ZM163 212H161V213H163ZM166 212L164 213V216H165V215L167 216ZM184 212H183V214H185ZM14 213H15V214L18 213L17 210L14 211ZM27 213H28V212L24 213V215L27 216ZM45 213H41L42 217H43V214H45ZM53 213H55V211H53ZM63 213H64V212H63ZM74 213H75V212L73 211L71 214H73V216H74L73 219L75 220V224H76V223H77V222H76L77 220L75 219V216H77V215H76V214L74 215ZM90 213H95V212H90ZM98 213H101V211H99ZM106 213H108V212L105 211V214H106ZM145 213H146V212H145ZM145 213H143V214H145ZM161 213H159V215H160ZM10 214H11V212H10ZM19 214H18L17 216H20V218H17L16 215H15L16 217L10 215V217L12 218V219H10V220H8V218H6V219H7V222H9V221H13V222H10V226H11L12 228H14L15 226H14V225H11V223L15 224V220H18V219H19V220H23V219H24L23 221H25V220H29V217H31V216H28V217L25 219V218H22L21 215H19ZM50 214H52V213H50ZM55 214H56V213H55ZM67 214H68V213H67ZM71 214L69 215V217L71 216ZM78 214H79V213H78ZM101 214H102V213H101ZM101 214H100V215H101ZM111 214H113V213H111ZM116 214H117V213H116ZM127 214H129V213H127ZM146 214H147V213H146ZM183 214H182V215H183ZM24 215H22V216H24ZM53 215H54V214H53ZM59 215H61V214H59ZM62 215H63V214H62ZM106 215H107V214H106ZM109 215H110V214H109ZM129 215H130V214H129ZM129 215H128V216H129ZM161 215H162V214H161ZM1 216H0V217H1ZM37 216H40V215L38 214ZM50 216H52V215H50ZM57 216H58V215H56V217H57ZM63 216H64V215H63ZM63 216H62V217H63ZM65 216H67V215L65 214ZM102 216H105V215L103 214ZM134 216H135V214H134ZM146 216H148V215H146ZM170 216H171V215H170ZM3 217H2V219L4 220ZM42 217H41V218H42ZM69 217L67 218V220L69 219L68 221L70 222L71 219H70ZM84 217H86V216H84ZM89 217H90V216H89ZM97 217H100V218H101V216H97ZM97 217H95V218H96V221H97V219H99V218H97ZM109 217H111V216H109ZM118 217H119V216H118ZM123 217H126V215L123 216ZM148 217H149V216H148ZM148 217H147V218H148ZM175 217H176V216H175ZM180 217H177V218H178L177 221L179 220ZM13 218H15V219H13ZM33 218H35V220H37V221H39V222H42V221H40V219H41L40 217L37 218V217H34V216H33ZM45 218H46V217H45ZM45 218H43L42 220H44ZM47 218H48V217H47ZM52 218H53V217H50V219H52ZM59 218H61V217L58 216V218H56V219H55V217H54V220H57V219H59ZM64 218H65V217H64ZM71 218H72V217H71ZM107 218H108V217H107ZM114 218H115V215H113V218H110V219H109V220H112L111 223H114L113 221H116V220H114ZM121 218H122V217H121ZM133 218H135V217H133ZM149 218H150V217H149ZM168 218H170V217H168ZM172 218H174V217H172ZM2 219L0 218L1 221H3ZM83 219H85V218H83ZM91 219H92V218H91ZM103 219H104V220H103ZM103 219H102V221L106 222L107 219H105L104 217H103ZM131 219H132V218H131ZM159 219H162L161 216H158V221H159ZM165 219H166V217H165ZM19 220H18V221H19ZM48 220H49V219H48ZM61 220H64V223H65V219L62 218ZM78 220H80V219H78ZM81 220H82V219H81ZM87 220L89 221V222H87V223H89V224L91 225V222H90L89 218H87ZM94 220H95V219H94ZM117 220H118V219H117ZM119 220H120V219H119ZM151 220H152V218H151ZM1 221H0V222H1ZM58 221H60V220H58ZM85 221H86V220H85ZM96 221L94 222V225H96V223H98V222H96ZM99 221H101V220H99ZM121 221H122V220H121ZM135 221H136V220H134V222H135ZM145 221H147V220H145ZM145 221H143L142 223H144ZM196 221H197V222H196ZM7 222H6V221H3L2 223H0V224H1V225H0V229H1L0 231H2L3 233L10 232V229H11V228H9L10 226H9L8 228H5V229H9L8 231H6V230L4 229V226L7 225ZM32 222L35 223L34 219L32 220ZM32 222L29 221V223L33 224ZM43 222L45 223V222H48V221L45 220V221H43ZM54 222H56V221H54ZM60 222H62V221H60ZM66 222H67V221H66ZM73 222H74V221H73ZM80 222H82V221H80ZM116 222H117V221H116ZM123 222H124V221H122V223H120V224H123ZM137 222L139 223L140 221L137 220ZM171 222H172V221H171ZM4 223H5V224H4ZM36 223H38V222H36ZM36 223H35V225H33V227L30 226V227L32 228V230H33V228H34L35 226L38 225V224H36ZM78 223H79V222H78ZM107 223H108V222H107ZM111 223H108V225H107V224H105V225L110 226ZM148 223H149V222H148ZM148 223H147V224H148ZM157 223L160 224L161 222H157ZM157 223H155V224H157ZM20 224H21V225L24 224L26 227H28V226L30 225V224H28V223L25 224V223H23L22 221H21ZM39 224H40V223H39ZM45 224H47V223H45ZM45 224H44V225H41V226H46ZM53 224H55V223H53ZM53 224L51 225L52 228H53ZM58 224H59V223L57 222L56 225H54V226L59 227ZM68 224H69V223H67V225H68ZM70 224L72 225V221L70 222ZM85 224H86V223H85ZM89 224H87V225H89ZM101 224L104 225L103 223H101ZM101 224H100V225H101ZM114 224H115V223H114ZM135 224H136V223H135ZM155 224L152 223V225L149 224V225H151V226L148 225V227L151 228V229H149V233H152V232H150V230L152 231V228H156V229H157V227H154ZM159 224H157V226H159ZM164 224H166V222H164ZM177 224H176V225H177ZM76 225H78V224H76ZM81 225H84V223H81ZM90 225H89V226H90ZM123 225H125V224H123ZM141 225H142V224H141ZM143 225H144V224H143ZM25 226H22V227L24 228ZM51 226H50V227H51ZM60 226L62 227V225H60ZM107 226H106V227H107ZM111 226H116V225H111ZM136 226H137V227H141L139 224L136 225ZM145 226H146V223H145ZM161 226L163 227V225H161ZM161 226H160V227H161ZM6 227H7V226H6ZM19 227H21V226H19ZM46 227L50 228L49 226H46ZM70 227H71V226H70ZM70 227L68 226V227H66V228L70 229ZM73 227H74V226H73ZM75 227L79 228L78 226H75ZM82 227H86V225H84V226H82ZM91 227H92V226H90V228H91ZM99 227H100V226H99ZM106 227H104L103 229H106ZM117 227H121V226H119V222H118V226H117ZM117 227H115V228H117ZM122 227H124V226H122ZM165 227H167V228H171V229L173 228V227H171V226H165ZM165 227H164L163 229H167V228H165ZM175 227H176V226H175ZM31 228H29V229H31ZM37 228H38V227H37ZM37 228L35 227V230H40V229H37ZM64 228H65V226L62 227V228H60V229H64ZM77 228H76V229H77ZM90 228L87 227L86 230H87V229L89 230ZM93 228H95V226H94ZM93 228H92V229H93ZM96 228H97V227H96ZM100 228L102 229V227H100ZM111 228H112V227H111ZM127 228H128V227H127ZM144 228L146 229V227H144ZM177 228H178V227H176V229H177ZM179 228H178V229H179ZM2 229H3V230H2ZM15 229H16V230H14L15 233H16L17 231H19V230H17V227H15ZM18 229H19V228H18ZM68 229H65L67 232H66L65 230H64L65 232H64V231H61V232L71 234V233L68 232ZM74 229H75V228H74ZM74 229H73V230H74ZM80 229H81V227L79 228V230H80ZM92 229H91V230H92ZM135 229H136V228H135ZM138 229H139V228H138ZM140 229H141V228H140ZM159 229H160V228H159ZM159 229H157V230L160 231ZM12 230H13V229H12ZM22 230H23V229H20V232H17V233H18L19 235L22 234ZM25 230H26V229H25ZM35 230H34V231H35ZM41 230H42V234H44L43 231H46L47 228H45L44 230H43V229H41ZM49 230L51 231V230H53V229H49ZM56 230H58V229H56ZM73 230H70V232H74ZM79 230H78V231H79ZM86 230H85L84 228H82V230H80V232H82V231H86ZM106 230L111 231L110 228H108V229H106ZM115 230L118 231L119 229H118V230L115 229ZM130 230H131V229H130ZM146 230H148V229H146ZM154 230H155V229H154ZM167 230H168V231H165L164 233L171 231V230H169V229H167ZM174 230H175V229H174ZM174 230H172L173 233H174ZM14 231H12V232H14ZM89 231H90V230H89ZM89 231H88V232H89ZM92 231H94V230H92ZM97 231H98V230H97ZM97 231L92 232V233H98ZM103 231H104V230H103ZM119 231H120V230H119ZM119 231H118V232H119ZM121 231L124 232V234H121V235H123V236H127V235H126L127 233L125 234V229H124V228H122ZM127 231H128V230H126V232H127ZM135 231H136V230H135ZM161 231H163V230L161 229ZM175 231H176V230H175ZM12 232H10L9 234H8V233H6V234H7L8 236H9L10 234L13 235L14 239H18L17 241H19V238H15V237L17 236V234L14 235V233H12ZM25 232L28 233V234H31L30 231H29L30 233H29L28 231H25ZM48 232H49V231H46L45 233L48 234ZM52 232H54V230H53ZM52 232L49 233V234H50V235L53 234ZM59 232H60V230H59V231H56V233H54V234H57V233H59ZM112 232H115V231H112ZM123 232H120V233H123ZM145 232H146V231H144V233H145ZM3 233L0 232V236H1L0 239H1L2 236H3V235H2ZM26 233H25V234H26ZM36 233H38V231H36ZM64 233H63V234H64ZM86 233H87V232H86ZM99 233H100V234L97 235V237L100 238V235H101L100 230H99ZM129 233H131V232L129 231ZM149 233H148V234H149ZM159 233H163V232H159ZM159 233H158L157 235L160 236ZM169 233H170V232H169ZM6 234H5L4 238L7 236ZM32 234H34V233H32ZM89 234H91V233H89ZM89 234H88V235H89ZM132 234L134 235V233H132ZM145 234H147V232H146ZM166 234H167V233H166ZM174 234H175V233H174ZM35 235H36V234H34V236H35ZM44 235H45V234H44ZM44 235H41V236H44ZM72 235H73V234H72ZM72 235H70V236H71L70 238L73 239V236H75V235H77V234H75V235H73V236H72ZM83 235H84V234H82V236H83ZM85 235H86V234H85ZM88 235H87V237H88ZM91 235H92V234H91ZM143 235H144V234H143ZM151 235L154 237V234H153V233L150 234V236H151ZM170 235H172V233H170ZM24 236H25V235H24ZM36 236L39 237V235H36ZM36 236H35V237H36ZM51 236L54 237L53 235H51ZM79 236H80V235H79ZM93 236H96V235L94 234ZM106 236H107V235H106ZM109 236H110V235H109ZM117 236H119V235H117ZM130 236H131V238H133V236H132L131 234H130ZM130 236H128V237H130ZM138 236H139V235H138ZM140 236H142V235H140ZM155 236H156V235H155ZM9 237H11V236H9ZM13 237H12V238H13ZM17 237H22V238H23L22 241H24V238H25V237H29V238H30L31 236H25V237H23L22 235H20V236H17ZM47 237H48V236H47ZM47 237H45V238H47ZM49 237H50V236H49ZM80 237H81V236H80ZM91 237H92V236H91ZM97 237H92V238H93L92 240H94V239L97 240V239H96ZM115 237H116V236H114V238H112V236H111V238L114 239V240L116 239ZM119 237H120V236H119ZM128 237H127V238H128ZM163 237H164V236H163ZM171 237H173V236H171ZM171 237H168V238H171ZM175 237H176V236H174V238H175ZM191 237H198V238L202 239V240H200L201 243H199V242H197V244H194V243H196V242H193V243H192V241H195L194 239H193L192 241H188V240H191V239H188V238H191ZM12 238H11V239H9V238L2 239V242H3L4 240H6V239L10 240V242H11V241H13ZM33 238H34V237H33ZM61 238H62V237H61ZM101 238H103V237H101ZM101 238H100V239H101ZM104 238H105V237H104ZM117 238H118V237H117ZM120 238H121V237H120ZM125 238H126V237H124L123 239H125ZM145 238L147 239V237H145ZM155 238H156V240H157L158 236H156ZM160 238H161V237H159V239H160ZM174 238H173V239H174ZM198 238H197V239H198ZM38 239H41V238H35V239H33V240L36 241V240H38ZM53 239H54V238H53ZM56 239H58V238L56 237ZM66 239H68V238L66 237V238H65V241H67ZM86 239H87V238H86ZM106 239H107V238H106ZM121 239H122V238H121ZM128 239H130V238H128ZM150 239H152V238H150ZM166 239H167V238H166ZM177 239H174L173 241H175V240H177ZM186 239H188V240H186ZM8 240H6V241H8ZM30 240H32V239H30ZM95 240H94V241H95ZM109 240H111V239H109ZM116 240H119V239H116ZM134 240H135V239H134ZM134 240H132V241H134ZM139 240H140V239H139ZM142 240H144V239H142ZM160 240H161V239H160ZM162 240H163V239H162ZM17 241H15V242H16L15 245H18V244H19V246H20L21 243H20V242L17 243ZM26 241H27V240H26ZM26 241H25V242H26ZM28 241H29V240H28ZM61 241H62V240H61ZM68 241H69V239H68ZM72 241H73V240H72ZM72 241H71V242H72ZM79 241H80V240H79ZM99 241H100V240H99ZM144 241H147V240H144ZM154 241H155V240H154ZM171 241H172V239L170 240V243H173V242H171ZM213 241H215V242L217 241L216 243L219 244V245L217 244L218 247H214V245H213ZM2 242H1V244H2ZM38 242H39V241H38ZM40 242H42V241H40ZM48 242H49V243H52V242H55V243H56L57 240H56V241L49 240ZM58 242H59V241H58ZM62 242H63V241H62ZM69 242H70V241H69ZM69 242H68V245H69ZM73 242H74V241H73ZM73 242H72V243H73ZM95 242H96V241H95ZM103 242H105V240H104ZM112 242H113V241H112ZM147 242L149 243L150 241H147ZM158 242H159V241H158ZM185 242H189V243H185ZM4 243H6V242L4 241ZM27 243H28V242H27ZM27 243H25L24 245H25V246L28 245ZM31 243H34V241L31 242ZM31 243H30V245H33V244H31ZM36 243H37V242H36ZM46 243H47V242H46ZM49 243H47V244H49ZM55 243H54V244H55ZM92 243H93V242H92ZM130 243H131V242H130ZM143 243H144V242H143ZM150 243H151V242H150ZM155 243H156V242H155ZM1 244H0V246H1ZM6 244H7V245H8V244L10 245L11 243H6ZM6 244H2V245L4 246V245H6ZM12 244H14V243H12ZM43 244H44V243H43ZM43 244H42V245H43ZM60 244H61V243H60ZM66 244H67V243H66ZM80 244H81V243H80ZM108 244L110 245V242H109ZM145 244L147 245V243H144V245H145ZM214 244H215V243H214ZM21 245H23V243H22ZM30 245H29V247H30ZM34 245L36 246L37 244H34ZM61 245H62V244H61ZM73 245H75V243H74ZM85 245H87V244H85ZM103 245H104V244H103ZM103 245H102V246H103ZM121 245H122V244H121ZM139 245H140V243H139ZM149 245H151V244H149ZM189 245H188V246H189ZM215 245H216V244H215ZM3 246H2V247H3ZM25 246H22V247L25 248ZM48 246H51V245H48ZM52 246H54V245H52ZM62 246H63V245H62ZM77 246H78V245H77ZM87 246H89V245H87ZM102 246H100V247L102 248ZM114 246H115V245H114ZM116 246H117V245H116ZM142 246H143V245H142ZM142 246L140 245V247H142ZM147 246H148V245H147ZM8 247H9V246H8ZM8 247L5 246L6 249H7ZM11 247H13V245H12ZM11 247H10V248H11ZM17 247H18V246H17ZM38 247H39V246H38ZM38 247H36V248H38ZM54 247L57 248L56 246H54ZM64 247H65V246H64ZM64 247H63V248H64ZM71 247H72V246H71ZM73 247H74V246H73ZM83 247H84V246H83ZM83 247H82V249H83ZM85 247H86V246H85ZM92 247H93V246H92ZM108 247H109V246H108ZM219 247H220V248H219ZM20 248H21V247H20ZM20 248H18V250H21ZM32 248H33V247H32ZM34 248H35V247H34ZM67 248H68V247H67ZM93 248H95V247H93ZM138 248H139V247H138ZM144 248H146V246H144ZM182 248H181V249H182ZM214 248H216V249H214ZM6 249H4V247H3L2 249L0 248V255L2 254L1 252H4V254H5L6 252L3 251V250H6ZM14 249H17V248H15V246H14V248H12V250H14ZM44 249H45V247L43 248V250H44ZM51 249L53 250L54 248H53V247H52V248L50 247V250H49V249H48V250H49V251H52ZM68 249H69V248H68ZM68 249H67V250H68ZM87 249H88V248H87ZM89 249H92V248H89ZM118 249H119V248H117V250H118ZM122 249H123V248H122ZM196 249L199 250V249H198V246H197ZM7 250H8V249H7ZM28 250H29V249H28ZM36 250H37V249H36ZM48 250H47V252H48ZM54 250H55V249H54ZM64 250H65V249H63L62 252H64ZM67 250H65V251H67ZM77 250H78V249H77ZM97 250H100V249H95V250L93 249V251H97ZM106 250H107V249H106ZM106 250H105V251H106ZM134 250H135V249H134ZM144 250H145V249H144ZM201 250H203V249H201ZM29 251H31V250H29ZM37 251H40V250H37ZM44 251H45V250H44ZM59 251H60V250H59ZM70 251H71V250H70ZM93 251H90V252H93ZM114 251H115V250H114ZM145 251H146V250H145ZM179 251H181V250H179ZM14 252H16V253H14V254H15V257H16V255H18V254H17L18 251H14ZM25 252H27V251H25ZM85 252H86V250H85ZM88 252H89V251H88ZM97 252H98V251H97ZM97 252H94V253H95V254L100 253V252H98V253H97ZM103 252H104V250H103ZM111 252H112V251H111ZM142 252L144 253V251H142ZM181 252L184 253V250H182ZM201 252H203V251H198V254L201 253ZM11 253H13V252H11ZM38 253L41 254V252H37V254H38ZM49 253H50V252H49ZM52 253H53V251H52ZM64 253L67 254V252H64ZM70 253H72V252H70ZM105 253H107V252H105ZM114 253H115V252H114ZM116 253H117V252H116ZM185 253H186V252H185ZM191 253H192V252H191ZM204 253H207V252H203V254H204ZM6 254H7V253H6ZM9 254H10V253H9ZM9 254H7V255H5V256H4V255H1V257H2V258L0 257L1 260H2V263H1V264L4 263V259H6L7 256H8ZM20 254H21V253H20ZM20 254H19V255H20ZM22 254H23V252H22ZM28 254H31V253L27 252L26 255H28ZM33 254H35V253H33ZM33 254L30 255V257H32V256L34 257ZM37 254H36V255H37ZM56 254H57V253H56ZM66 254H65V255H66ZM88 254H89V253H88ZM107 254H108V253H107ZM121 254H122V253H121ZM129 254H131V253H129ZM187 254H188V253H187ZM192 254H193V253H192ZM198 254H196L197 257L199 256ZM201 254H202V253H201ZM19 255H18L17 257H19ZM42 255H43V253H42ZM51 255H55V254H50V256H51ZM57 255H59V254H57ZM60 255H62V254H60ZM65 255H62V256L64 257ZM74 255H75V254H74ZM139 255L142 256V255H144V254L140 253ZM173 255H174V254H173ZM178 255H180V254L178 253ZM184 255H185V254H184ZM189 255H190V254H189ZM189 255H188L187 257H189ZM3 256L6 257V258H3ZM9 256H12V255H9ZM22 256H23V255H20V258H21ZM24 256H25V255H24ZM24 256H23L22 260H24V258H26V256H25V257H24ZM37 256H39V255H37ZM44 256H45V255H44ZM48 256H49V255H48ZM55 256H56V255H55ZM55 256H53V257H55ZM83 256H84V255H83ZM87 256H88V255H87ZM91 256H93V255H91ZM97 256H99V255H97ZM108 256H111V255H108ZM117 256H118V255H117ZM119 256H120V255H119ZM126 256H129V259L134 260V259L130 258V255H126ZM131 256H132V255H131ZM133 256H134V255H133ZM190 256H192V255H190ZM200 256H202V257H200ZM200 256H199V258H201V259H197V258H196V259H197L198 261L201 260L200 262H202L203 256H205V255H200ZM41 257H42V256H41ZM65 257H66V256H65ZM85 257H86V256H85ZM193 257H194V256H193ZM205 257H206V256H205ZM210 257H211V256H210ZM12 258H13V257H12ZM43 258H45V257H43ZM58 258H59V257H58ZM79 258H80V257H79ZM134 258H136V257H134ZM165 258H166V257H165ZM175 258H176V257H175ZM184 258H185V257L181 258V260L184 259ZM9 259H10V258H9ZM9 259L6 260V261L9 262ZM126 259H127V258H126ZM144 259H145V258H144ZM160 259H161V258H160ZM167 259H169V258H167ZM186 259H187V258H186ZM190 259L193 260L192 258H190ZM205 259H207V257H206ZM205 259H204V261H205ZM210 259H211V258H210ZM10 260H12V259H10ZM16 260L19 261V260H21V259H18V258L15 259V260L13 259V262H10V263L17 262ZM22 260H21V262H19V263L17 262V264H23L24 261H22ZM26 260L29 261L27 258H26ZM73 260H74V259H73ZM135 260H136V259H135ZM149 260H150V259H148V262H149ZM170 260H171V259H170ZM27 261H25V262H27ZM30 261H32V262H30ZM30 261H29V262H30L31 264H33L36 260L33 261V259H32V260H30ZM39 261H40V260H39ZM74 261H75V260H74ZM85 261H86V260H85ZM123 261H125V260H123ZM123 261H122V262H123ZM126 261H127V260H126ZM126 261H125V262H126ZM128 261H129V260H128ZM138 261L140 262V260H138ZM141 261H142V260H141ZM159 261H166V260L161 259V260H159ZM194 261H196V260H194ZM58 262H59V261H58ZM81 262H82V261H81ZM144 262L148 263L147 261H144ZM172 262H173V261H172ZM184 262H185V261H182V263H184ZM200 262H193V263H200ZM205 262H206V261H205ZM10 263H9V264H10ZM27 263H28V262H27ZM30 263H28V264H30ZM37 263H38V262H37ZM43 263H46V262H43ZM47 263H48V262H47ZM50 263H51V262H49L48 264H50ZM76 263H77V262H76ZM82 263H83V262H82ZM102 263H105V261H103ZM110 263H111V261H110ZM123 263H124V262H123ZM126 263H127V262H126ZM142 263H143V261H142ZM142 263H141V264H142ZM189 263H191L190 260H189ZM189 263H185V264H189ZM5 264H7V263H5ZM40 264H41V262H40ZM88 264H89V263H88ZM91 264H92V263H91ZM168 264H169V263H168ZM173 264H174V263H173ZM204 264H206V263H204Z\"/></svg>",
  "mask_w": 264,
  "mask_h": 264
}]
</instances>
